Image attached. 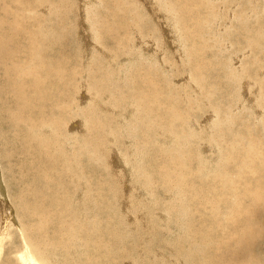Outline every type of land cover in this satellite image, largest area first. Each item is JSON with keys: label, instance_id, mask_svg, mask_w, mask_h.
Returning <instances> with one entry per match:
<instances>
[{"label": "rangeland", "instance_id": "obj_1", "mask_svg": "<svg viewBox=\"0 0 264 264\" xmlns=\"http://www.w3.org/2000/svg\"><path fill=\"white\" fill-rule=\"evenodd\" d=\"M26 0H23V3ZM28 3L34 0H27ZM43 1V0H42ZM104 0H44V3L42 6H40L39 8V13H45V14H49L47 18H50V10H53L54 8H56L57 10H59L63 15H64V26L66 27V29L68 30V34L66 35V33L63 32V41H64V47L68 46L70 47L71 51L75 53V59H72V61L70 62V70H68L67 74H66V79L68 80V84L70 87V90L72 91V98L68 99V97L65 100H61L62 97V87L60 86L59 88L56 87L53 89L52 94L48 97L47 102L43 99L41 101L37 100L35 98H30L31 102L29 103L28 107H25L23 109V116L22 118H24L26 121H24V119H20L21 122L19 121V117L17 116V120L20 122L21 127L18 128L19 126H15L14 125V120H12V114L19 109V107L22 106V104H19V102L13 100V97L15 96L13 93H11V89L12 88V81H10L8 79V76L10 74V78L11 80L14 78V74H18L19 72V79H24L26 82L30 83V79L28 77L29 74H37L38 73V67L35 66H39L40 63L37 61L38 59V55H40V52L38 53L39 49H42L43 45H40L38 49H34L32 52L29 51L25 46L23 45H18L16 47V45H11L8 48V51L10 53H14L16 54L17 52V56L19 57L18 63H15L16 61V55H15V59L12 60V65L11 64V59H7L6 63L5 61L0 60L1 62H3L2 64H4V66L6 65L5 69L1 62V66H0V76H1V80H0V264H25V262L27 264H126V262L133 264V262H137L141 259V257L145 256L144 258L141 259V261H139L138 263L135 262V264H220L222 262V258H226V262L224 261L223 264H228L230 262V264H264L263 258H264V251H262L264 249V241L260 238V237H264V120L262 116H264V21H262V19L264 20V0H115L117 3L113 4V1L111 0L109 4L106 5H111V7L106 8L105 4H102ZM122 1V3H124V5L126 6V8L129 9H125L122 10L123 11V15H121L120 17L117 16L116 12H115V7L117 8V6L120 4V2ZM174 2L177 3L178 5H180L181 7L179 8L177 5L175 6L174 4L172 6H169L168 2ZM216 1V2H215ZM238 1V2H237ZM250 1V2H249ZM77 2V4H76ZM98 2V3H97ZM139 2V3H138ZM165 2V3H164ZM211 2V3H210ZM61 3V4H60ZM138 3V4H137ZM163 3V4H162ZM83 4V5H82ZM131 4V5H130ZM186 4V5H184ZM229 4V5H228ZM48 8H46L47 6ZM54 5V6H53ZM58 5V6H57ZM60 5V6H59ZM79 5V6H78ZM129 5V6H128ZM139 5V6H138ZM142 5V6H141ZM162 5V6H161ZM164 5V6H163ZM193 7H192V6ZM197 5V6H196ZM72 6H74L73 8H71ZM78 6V7H77ZM114 6V7H113ZM134 6V7H133ZM144 6V7H143ZM166 6V7H165ZM169 6V7H168ZM44 7V8H43ZM51 7V8H50ZM75 7H77V9L75 10ZM86 7V8H85ZM104 7V8H103ZM137 7V8H136ZM142 7V8H140ZM164 7V8H163ZM168 7V8H167ZM192 7V8H190ZM42 8V9H41ZM70 8V9H69ZM111 8V10H110ZM166 8V9H165ZM190 8V9H189ZM197 8V9H196ZM221 8V9H220ZM50 9V10H49ZM61 9V10H60ZM64 9V10H63ZM74 9V10H73ZM87 9V10H86ZM193 9V10H192ZM229 9V10H228ZM110 10V13H108ZM183 10V11H182ZM192 10V12H191ZM252 10V11H251ZM42 11V12H41ZM71 11V12H70ZM96 11V12H95ZM168 11V12H167ZM172 12V14L169 13ZM185 11V12H184ZM202 11V12H200ZM223 11V12H222ZM69 12V13H68ZM80 12V13H79ZM115 12V13H114ZM236 12V13H235ZM85 13V14H84ZM153 13V14H151ZM246 13V14H245ZM80 14V15H79ZM146 14V15H144ZM163 14V15H162ZM195 18H194V16ZM93 15V16H92ZM105 15V16H104ZM107 15V16H106ZM145 18H143L144 16ZM149 15V16H148ZM158 15V16H157ZM190 15V16H189ZM95 16V18H94ZM165 16V17H164ZM189 16V17H188ZM193 16V17H191ZM197 16V17H196ZM204 16V17H203ZM68 17V18H67ZM84 17V19H83ZM151 17V18H150ZM199 17V18H198ZM201 17V18H200ZM175 18V19H174ZM193 18V19H192ZM261 18V20H260ZM45 19V20H46ZM80 19V20H79ZM86 19V20H85ZM120 19V21L115 22V20ZM143 19V20H141ZM203 19V20H202ZM205 19V20H204ZM108 20V24H106V21ZM153 20V21H151ZM177 20V21H176ZM189 20V21H188ZM195 20V21H194ZM130 21V22H129ZM176 21V22H175ZM196 21H199L198 23ZM205 21V22H204ZM208 21V23L206 22ZM210 21V22H209ZM215 21V22H214ZM98 24H97V23ZM131 22H138L139 24V28L141 29V31H143L142 33L137 32V36L140 35L139 37H132L131 39L132 41L128 43V39H125L123 42V46L121 48H117L115 46V41L118 40H122L124 38V34H126L127 30H131ZM192 22H196V23H192ZM202 22V23H201ZM254 24H253V23ZM263 25H262V23ZM152 23V24H151ZM169 23V24H168ZM182 23V24H181ZM190 23V25H189ZM240 23V24H239ZM38 24V22H37ZM53 24V22H52ZM86 24V26H84ZM154 24V25H153ZM187 24V25H186ZM200 26H199V25ZM204 26H202V25ZM233 24V25H232ZM257 24V25H256ZM88 25V26H87ZM96 25V27H95ZM105 25V26H104ZM156 25V26H155ZM192 25V26H191ZM197 25V27H196ZM213 25V26H212ZM82 26V27H81ZM116 26V27H115ZM121 26V27H120ZM128 26V27H127ZM150 26V27H149ZM161 26V27H160ZM172 26V27H171ZM183 26V27H182ZM189 26V27H188ZM194 26V27H193ZM236 26V27H235ZM93 27V28H92ZM146 30H145V28ZM170 27V28H169ZM199 27V28H198ZM240 27V28H238ZM255 27V28H254ZM257 27V28H256ZM261 27V28H260ZM121 28V29H120ZM157 28V29H156ZM162 28V29H161ZM186 28L188 29L186 32ZM201 28V29H200ZM207 28V29H205ZM216 28V29H215ZM249 28V29H248ZM85 29V30H83ZM139 29V30H140ZM190 29V31H189ZM241 29V30H240ZM254 29V30H253ZM82 30V31H81ZM97 30V31H96ZM116 30V31H115ZM184 30V31H183ZM193 32H192V31ZM196 30V31H195ZM244 30V31H243ZM253 30V33H252ZM164 31V32H163ZM169 31V32H168ZM215 31V33H214ZM242 31V32H241ZM250 31V33H249ZM255 31V32H254ZM122 32V33H121ZM125 32V33H124ZM83 33V34H82ZM115 33V34H114ZM145 33V35H144ZM156 33V34H155ZM164 33V34H163ZM191 33V34H190ZM195 33V34H194ZM243 36H241V34ZM244 33V34H243ZM197 34V35H196ZM260 34V35H259ZM66 35V36H65ZM73 35V36H72ZM97 35V36H96ZM114 35V36H113ZM119 37H118V36ZM192 35V37H191ZM196 35V36H195ZM222 35V36H221ZM250 35V36H249ZM87 36V37H86ZM106 36V37H105ZM110 36V37H109ZM118 38H117V37ZM123 36V37H122ZM174 36V38H173ZM69 37V38H68ZM109 37V38H107ZM144 37V38H143ZM242 37V41L241 40ZM72 38V39H71ZM91 38V39H90ZM99 38V39H98ZM111 38V39H110ZM215 38V39H214ZM235 38V40L233 39ZM260 38V39H259ZM79 39H81L80 41H78ZM108 39V42H107ZM117 39V40H116ZM192 39V40H191ZM220 39V40H219ZM230 39V40H229ZM241 40V41H237V40ZM254 39V40H253ZM257 39V41L255 40ZM191 40V41H190ZM212 40V41H211ZM252 42H249V41ZM89 41V42H88ZM146 41V42H145ZM227 41L229 42L227 44ZM236 41V42H235ZM248 41V42H247ZM99 42V43H98ZM143 44H142V43ZM183 42V43H182ZM259 42V43H258ZM132 43V45H131ZM136 43V44H135ZM138 43V44H137ZM253 43V44H252ZM257 43V44H255ZM129 44V45H128ZM135 44V49L133 47V45ZM154 44V45H153ZM191 44V45H190ZM193 44L195 46H193ZM227 44V45H226ZM230 44V45H229ZM108 45V47H107ZM140 45V46H139ZM148 45V46H147ZM152 45V46H151ZM198 45V46H196ZM241 45V46H240ZM248 45V46H247ZM104 46V49H103ZM129 46V47H128ZM229 46V47H228ZM233 46V48L231 49V47ZM16 47V48H15ZM127 47V48H126ZM132 47V48H131ZM141 47V48H140ZM145 47V48H144ZM188 47V48H187ZM192 47V48H191ZM196 47V48H195ZM201 47V48H198ZM253 49L252 52L249 51L251 50V48ZM14 50H12V49ZM94 48V49H93ZM123 48V49H122ZM148 48V49H147ZM228 48V49H227ZM248 48V49H247ZM17 49V50H16ZM84 49V50H83ZM86 49V50H85ZM102 49V50H101ZM119 49V50H118ZM126 49V50H125ZM136 49H138L136 51ZM199 49H203L202 51ZM23 50V51H22ZM44 50V55L45 58L47 56H49V58L52 57V55L57 56L56 54L58 53V50L56 48H52L50 45L48 46V49H45V46L43 48ZM125 50V51H122ZM142 50V51H141ZM144 50V51H143ZM194 50V51H193ZM199 50V51H198ZM229 50V51H228ZM13 51V52H12ZM21 51V52H20ZM26 51V52H25ZM101 51L103 52H107L108 54H111V51L113 53V57L115 59V56L118 58V56L123 57V62L122 61H118L117 63H115V65L119 67L120 72H115L117 70H115L117 67L113 68L111 66H109L108 63L105 62V57H103L101 53ZM122 51V52H121ZM128 51L130 54L126 53V56H124V52ZM150 51V53H149ZM182 51V53H181ZM222 51V53H220ZM260 51V52H259ZM7 52V53H9ZM65 52V51H64ZM100 52V53H98ZM121 52V53H120ZM196 53V55L194 53ZM199 52V53H198ZM204 52V53H203ZM258 52V53H257ZM9 53V54H10ZM19 53V54H18ZM48 53V54H47ZM84 53V54H83ZM87 53V54H86ZM93 53V54H92ZM143 53V54H142ZM202 53V55H201ZM217 53V54H216ZM97 54V55H96ZM120 54V55H119ZM138 54V55H137ZM157 54V55H156ZM198 54V55H197ZM205 54V55H204ZM224 54V55H223ZM256 54V55H255ZM89 57H88V56ZM95 55V56H94ZM115 55V56H114ZM155 57H154V56ZM192 55V56H191ZM208 55V57H207ZM29 56V59H27ZM132 60V57H134ZM136 56H138L136 58ZM141 58H140V57ZM150 56V57H149ZM153 56V58H152ZM159 56V57H158ZM197 56V57H196ZM205 56V58H204ZM94 61L93 60V58ZM145 57H149L148 59ZM196 57V59L194 58ZM203 57V58H202ZM221 59H220V58ZM225 57V58H224ZM232 57V58H231ZM258 57V58H257ZM34 58V59H33ZM87 58V59H86ZM96 58V59H95ZM100 58V59H98ZM130 58V59H129ZM145 58V59H144ZM158 59L159 62L163 63H159L156 62L155 63V59ZM163 58V59H162ZM189 58V59H188ZM208 58V60H207ZM236 58V59H235ZM87 61H86V60ZM89 59V60H88ZM102 59V60H101ZM137 59H139L141 62H139ZM151 59V60H149ZM155 61H154V60ZM162 59V60H161ZM206 59V60H205ZM218 59V60H216ZM9 60V61H8ZM39 60V59H38ZM92 60V61H90ZM129 60V61H128ZM137 60V61H135ZM143 60V61H142ZM144 60H147V62H145ZM153 60V61H152ZM196 60V61H195ZM205 63L201 61H204ZM210 60V61H209ZM244 60V61H243ZM25 61V62H24ZM29 61V63H28ZM36 61V62H35ZM94 61V62H93ZM102 61V62H101ZM216 61V62H215ZM223 63H221V62ZM247 63H246V62ZM10 62V63H9ZM34 62V63H33ZM73 62V63H72ZM88 62H93L94 64ZM130 62V63H129ZM132 62V63H131ZM137 62V63H136ZM149 62V63H148ZM201 64H199V63ZM253 62V64H252ZM256 62V64L254 63ZM6 63V64H5ZM22 63V64H21ZM32 63V64H30ZM37 63V65H35ZM125 63V64H123ZM136 63V64H135ZM154 65H153V64ZM159 63V64H158ZM215 63V64H214ZM229 63V64H228ZM9 64V65H8ZM15 64H17L14 66ZM20 66H19V65ZM28 64V65H27ZM88 64V66H87ZM101 64V65H100ZM128 66H127V65ZM131 64H134L131 65ZM145 64V65H144ZM157 64V65H156ZM169 64V65H168ZM205 64V65H204ZM218 64V65H217ZM224 64V65H223ZM255 64V66H254ZM26 65V66H25ZM31 65V66H30ZM87 68H89L87 70ZM105 65V66H104ZM156 65V66H155ZM197 65V66H196ZM204 65V67H203ZM222 65V67H221ZM247 65V66H246ZM250 67H249V66ZM19 66V67H18ZM25 66V67H24ZM122 66V67H120ZM145 66H147L145 68ZM155 66V67H154ZM163 66V67H162ZM167 66V67H166ZM209 66V67H208ZM226 66V67H225ZM235 66V67H234ZM253 66V67H252ZM260 66V67H258ZM11 69V71L13 70L14 73L9 72V68ZM16 67V71L18 68V71L15 73V68ZM20 67H24V68H20ZM28 67V68H26ZM31 67H33L31 69ZM61 65L55 66L54 67H50L48 70V76H45L42 78V81H49L50 84H55L56 82H54L55 80L53 78H56L54 76H52L53 73L59 71L61 68ZM96 67V68H94ZM129 67V70H128ZM159 67V68H158ZM196 67V68H194ZM201 67H203L201 69ZM229 67V68H228ZM244 67L243 69H246V71H242L240 72L236 77V79L233 77V75H237V68H241ZM247 67V68H246ZM14 68V69H13ZM20 68V69H19ZM35 68V70H33ZM76 68V69H75ZM93 68V70L96 71V73L90 72L91 69ZM113 68V69H112ZM163 68V69H162ZM172 68V69H170ZM200 68V69H199ZM210 68V69H209ZM217 68V69H216ZM228 68V70H226ZM236 68V69H234ZM257 68V69H256ZM23 69V70H22ZM26 69V70H24ZM28 69V70H27ZM51 69V70H50ZM53 69V71H52ZM56 69V71H55ZM88 71L86 72L85 71ZM118 69V68H117ZM122 69L124 71V73L122 72ZM126 69V70H125ZM151 70L154 74L150 73ZM153 69V70H152ZM234 69V70H232ZM256 69V70H255ZM6 70V71H5ZM20 70V71H19ZM22 70V71H21ZM30 70V71H29ZM32 70V71H31ZM73 70H78L81 71L83 73V76L80 75V81H79V87L78 84H75V77H74V72ZM101 70V71H100ZM110 70V71H109ZM112 70V71H111ZM137 70V71H136ZM145 70V72H144ZM147 70V71H146ZM159 70V71H158ZM168 70V71H166ZM205 70V71H204ZM217 70V71H216ZM219 70V71H218ZM231 70V71H230ZM260 70L262 72V74L260 73ZM2 71V73H1ZM33 71H35L33 73ZM52 71V72H51ZM72 71V72H71ZM190 71V73H188ZM204 73H203V72ZM211 71V72H210ZM224 71V72H223ZM230 71V72H229ZM233 71V72H232ZM5 72V73H4ZM25 72H28L27 74ZM70 72V73H69ZM126 72V73H125ZM142 74H141V73ZM198 72V73H197ZM207 72V73H206ZM236 72V73H235ZM250 72V74H249ZM253 72V73H252ZM256 72V75L254 74ZM7 73V74H6ZM12 73V74H11ZM128 73V74H127ZM139 73V74H138ZM157 75H156V74ZM160 73V74H159ZM206 73V75L204 76V74ZM212 73V74H211ZM230 73V74H229ZM233 75H232V74ZM244 73V74H243ZM248 73V75H247ZM259 75H258V74ZM5 74V75H4ZM22 77H21V75ZM81 74V73H80ZM87 76H86V75ZM118 74V75H117ZM123 74L124 76L122 77ZM129 74H132L129 76ZM148 74V75H147ZM159 74V76H158ZM228 74V75H227ZM254 74V75H253ZM8 75V76H7ZM12 75V77H11ZM24 75V76H23ZM27 75V77H26ZM116 75V76H115ZM144 75V76H143ZM195 75V76H194ZM204 77H203V76ZM212 75V76H211ZM231 75V77H230ZM242 75V76H241ZM251 75V77H250ZM261 78H259L258 76ZM5 76V77H4ZM7 76V78H6ZM30 76V75H29ZM71 76V77H70ZM89 76V77H88ZM94 76V77H93ZM96 76V77H95ZM126 76H127V80H126ZM136 76V77H135ZM142 76V77H141ZM147 76V79H146ZM150 76V77H149ZM152 76L154 78H152ZM244 76V78L242 79V77ZM248 76V78H246ZM68 77H70L71 79H69ZM88 77V78H87ZM99 77V78H98ZM102 77H105L104 80L101 81V83L99 82V79H101ZM122 77V78H121ZM132 77V79L130 78ZM138 77V78H137ZM144 77V79H143ZM150 79H149V78ZM230 77V80H229ZM257 77V78H256ZM263 77V78H262ZM5 80H4V79ZM51 78V80H49ZM87 78V79H86ZM96 78V79H95ZM120 78V79H119ZM124 78V79H123ZM161 78V81H160ZM203 78V79H201ZM219 78V79H218ZM237 78H241V79H237ZM48 79V80H47ZM53 79V80H52ZM87 80V83L84 82ZM143 81H142V80ZM156 79V80H153ZM164 79V80H163ZM206 79V80H205ZM3 80V81H2ZM73 80V81H72ZM118 80V81H117ZM131 80V81H130ZM147 80V81H146ZM150 80V81H149ZM153 80V81H152ZM159 80V81H158ZM207 82H205V81ZM230 82V83H228ZM235 80H237L235 82ZM245 81V82H242ZM254 80V82H253ZM260 80V81H259ZM8 81L10 83H8ZM83 81V82H82ZM127 81V82H126ZM130 81V82H129ZM134 81V82H133ZM199 81L201 83H199ZM203 81V82H202ZM248 81V82H247ZM252 81V82H251ZM259 81V84H258ZM133 82V83H132ZM153 84H152V83ZM5 83V84H4ZM12 83V84H11ZM84 83V85H83ZM96 83V84H95ZM107 83V85H106ZM114 83V84H113ZM141 83V84H139ZM146 85H145V84ZM149 83V84H148ZM156 83V84H154ZM160 83V84H159ZM163 83V85H161ZM207 83V87L206 86ZM232 83V84H231ZM11 84V85H10ZM75 84V85H74ZM86 84V85H85ZM88 84V85H87ZM111 84V85H110ZM116 84H118L116 86ZM144 84V85H142ZM196 84V85H195ZM200 88H199V85ZM204 84V85H203ZM217 84V85H216ZM7 85V86H5ZM104 85H106L105 87H103ZM121 85V86H120ZM132 85V86H131ZM135 85V86H134ZM157 85L156 88H154ZM161 85V86H160ZM223 85V86H222ZM225 85V86H224ZM233 85V87H232ZM237 85V86H236ZM246 85V87L244 86ZM87 86V88H86ZM116 86V87H115ZM151 86L158 91L157 95L156 94V98L158 97L160 99V101L158 100H154V104L153 106H148V105H141V100L145 99L148 103H150V99H152V88ZM159 86V87H158ZM195 86V87H194ZM237 88H236V87ZM3 87V88H2ZM5 87H7L5 89ZM9 87V89H8ZM99 87H103L101 90H99ZM141 87V88H140ZM144 87V88H142ZM158 87V88H157ZM162 87V88H161ZM193 87V88H192ZM204 87V88H203ZM237 89V91L234 89ZM253 87V88H252ZM256 87V90H255ZM260 87V88H257ZM24 88V87H23ZM72 88V89H71ZM79 88V89H78ZM106 88H108L106 90ZM139 88V89H138ZM161 88V89H160ZM207 88V89H206ZM216 88V90H215ZM221 88V89H220ZM225 88V89H224ZM251 88V89H250ZM4 91H3V90ZM104 89V91H103ZM110 89V90H109ZM128 89V90H127ZM131 89V90H130ZM136 89V90H135ZM146 90L145 92L142 93V90ZM195 89V90H194ZM200 89V90H199ZM213 89V90H212ZM224 89V90H223ZM244 89V92H243ZM254 89V90H253ZM61 90V91H60ZM92 90V91H91ZM112 90V91H111ZM114 90V91H113ZM135 90V91H134ZM140 90V91H139ZM202 90V92H201ZM212 90V91H211ZM258 90V91H257ZM8 91V92H7ZM97 91V92H96ZM131 91V92H130ZM133 91V92H132ZM154 91H153V95H154ZM204 91V93H203ZM206 91V93H205ZM213 91L215 93H213ZM236 91V92H235ZM247 91V92H246ZM110 92V95L109 93ZM112 92H114L113 94H117L114 95L111 94ZM127 92V93H126ZM139 93V96L138 95ZM184 92V93H183ZM202 94H199V93ZM211 92V93H210ZM3 93V94H2ZM10 95H9V94ZM105 93L108 94L106 95V97L110 96L111 98H106L105 97ZM166 93V94H165ZM192 93V94H191ZM227 95H225V94ZM248 95H246V94ZM5 94V95H4ZM84 94V95H83ZM97 94V95H96ZM118 94H122V95H118ZM124 94V95H123ZM126 94H128L126 96ZM129 94H131V96H129ZM133 94V95H132ZM178 94V95H177ZM203 94H205L203 96ZM212 94V95H211ZM216 94V95H214ZM221 94V95H220ZM259 94V95H258ZM9 95V96H8ZM82 95V96H81ZM136 95V96H135ZM141 95V96H140ZM164 95V97H163ZM170 95V96H169ZM192 95V96H191ZM198 95H202L201 97H198ZM211 95V96H210ZM3 96V97H2ZM33 95H30V93L28 94V97H31ZM103 96V97H102ZM124 96V97H123ZM130 98H129V97ZM150 96V97H149ZM152 96V97H151ZM173 96V97H172ZM178 96V98H177ZM197 96V98H196ZM209 96V97H208ZM213 96V97H212ZM223 96V97H221ZM8 97V98H7ZM51 97V98H50ZM78 97V98H77ZM80 97V98H79ZM113 97V98H112ZM128 97V98H125ZM134 97V98H133ZM167 99H166V98ZM181 99H180V98ZM187 97V99H186ZM194 98L193 103L192 100L189 99ZM192 97V98H191ZM208 97V98H206ZM76 98V99H75ZM86 98V99H85ZM88 98V99H87ZM95 98V99H94ZM117 98V100L119 101H114ZM164 98V99H163ZM178 100H177V99ZM203 98V100H202ZM205 98V99H204ZM211 98V99H210ZM226 98V99H225ZM258 98V100H257ZM262 98V99H260ZM84 99V100H83ZM122 99V100H121ZM127 99L130 101L131 103V99L132 100V104L133 106H130L132 109L134 108L135 111H137L138 114H134L132 109L129 108V101L125 100ZM170 102H169V100ZM173 99V100H171ZM186 99V100H185ZM197 99V100H196ZM208 99V100H207ZM214 100V104L213 101ZM228 99V100H227ZM233 99V100H232ZM246 99V101H245ZM260 99V100H259ZM13 100V102H12ZM29 100V101H30ZM88 100V101H87ZM109 100V101H108ZM136 100V101H135ZM140 100V101H139ZM167 102H166V101ZM180 100L182 102H180ZM222 101V103H220L219 101ZM250 102H249V101ZM262 100V101H261ZM5 101V103H3ZM86 101V103L84 102ZM104 101V102H103ZM127 101V102H126ZM133 101L139 106L137 107V105L135 103H133ZM173 101V102H172ZM179 101V102H178ZM191 101V102H190ZM199 101V102H198ZM202 101V102H200ZM210 101V103H209ZM224 101H226L224 103ZM243 101V105L246 107L244 109V106L242 105ZM33 102V103H32ZM51 102V103H50ZM56 102V103H55ZM63 104V108L66 107L65 104L68 105V109L66 111V113L64 114L65 117H63V119H61V113H58V111H54V108L56 107V104ZM84 102V103H83ZM90 102V103H89ZM123 102V103H120ZM126 102V103H124ZM158 102V103H157ZM160 102V103H159ZM165 102V103H163ZM219 102V104H218ZM249 102V103H248ZM8 103V104H7ZM18 103V104H17ZM42 103V104H41ZM47 104V108L45 106V104ZM53 103V104H52ZM73 103V104H72ZM91 103H93L91 105ZM101 103V104H100ZM117 103L120 104V106L117 105ZM156 103V104H155ZM169 103V105H168ZM173 103V104H172ZM176 103V104H174ZM181 103V104H180ZM192 103V106H191ZM203 105V107L200 105ZM205 103V104H204ZM212 103V105H211ZM229 103V104H228ZM245 103H248L245 104ZM253 103V104H252ZM256 103V104H255ZM259 105H258V104ZM261 103V104H260ZM41 104V105H40ZM50 104V105H49ZM76 104V105H75ZM103 104V106H101ZM125 104V105H124ZM135 104V105H134ZM184 104V106H183ZM186 104V105H185ZM189 104V106H188ZM221 104V105H220ZM235 104V105H234ZM251 104V105H250ZM6 105V106H5ZM8 105V106H7ZM123 105V106H122ZM157 105V106H156ZM162 105V106H160ZM177 107V109L175 108V106ZM183 107H182V106ZM195 105V106H193ZM199 105V106H198ZM210 105V106H209ZM223 106L222 108L219 106ZM231 105V106H230ZM241 105V106H240ZM258 105V106H257ZM9 106L11 108H9ZM19 106V107H18ZM33 106V107H32ZM51 106H55L51 111H50V107ZM87 106V107H86ZM106 106V107H105ZM108 106V108H107ZM113 106V107H111ZM117 106V107H115ZM128 106V107H126ZM145 106L144 108L141 107ZM151 107L150 109L148 107ZM160 106V107H159ZM173 106V107H172ZM188 106V107H187ZM197 106L201 109L198 110ZM213 106V107H212ZM227 106V107H226ZM229 106V108H228ZM232 106H235L234 108ZM249 109H247L248 107ZM256 106V107H255ZM103 109H101V108ZM105 107V108H104ZM123 107H125V109L123 110ZM155 107H157V109H155ZM186 107V109H185ZM205 107V108H204ZM208 107H211L208 108ZM215 107V108H214ZM240 107V108H239ZM243 107V109H242ZM251 107V108H250ZM18 108V109H17ZM29 108V110H28ZM31 108V109H30ZM73 108V109H72ZM118 108H121L120 110ZM136 108H139L136 110ZM154 108V109H153ZM175 108V109H172ZM182 111H179V109ZM191 108V109H190ZM197 108V109H195ZM217 110L216 113L213 110ZM225 108V110H223ZM233 108V109H232ZM8 109V110H7ZM35 109V111H34ZM40 109V110H39ZM46 109V110H45ZM94 109V110H93ZM106 109L109 111L106 112ZM114 110V111H111ZM131 111H129V110ZM209 109V110H208ZM229 109V110H228ZM254 109V111L252 110ZM27 110V111H26ZM38 110V111H37ZM80 110V111H79ZM89 110V111H88ZM118 110V112H116ZM123 110V111H122ZM128 110V111H127ZM153 110V111H152ZM164 110V111H163ZM171 113H167L170 112ZM185 110H186V115H185ZM188 110V111H187ZM197 110V111H196ZM218 110H220L218 112ZM239 110V112H238ZM242 112H241V111ZM245 110V111H244ZM251 110V111H250ZM30 111V112H29ZM43 113H42V112ZM46 111V112H45ZM76 111V112H74ZM89 113H88V112ZM96 111V112H95ZM144 111V112H142ZM161 111V112H159ZM190 111V112H189ZM198 111H200L198 113ZM202 111V112H201ZM225 112V116H224V112ZM234 111V112H233ZM249 113H248V112ZM256 111V112H255ZM88 114H87V113ZM105 112V113H103ZM112 112V113H111ZM120 112V113H119ZM121 115H117L115 113H123ZM181 112V113H180ZM184 112V113H183ZM188 112V114H187ZM195 112V113H194ZM214 112V113H213ZM254 112V113H253ZM68 113L70 115H68ZM86 114V115H83ZM94 117H93V115ZM110 113V114H109ZM132 113V114H130ZM165 113V115H164ZM178 113V115H177ZM215 115H213V114ZM219 113V114H217ZM233 113V114H231ZM235 113V114H234ZM241 113V114H240ZM247 113V114H245ZM255 115H253V114ZM257 113V114H256ZM28 114V115H27ZM31 114V115H30ZM38 114V115H37ZM48 114V115H47ZM57 114V115H56ZM75 114V115H72ZM96 114V115H95ZM103 114V115H102ZM108 114V115H106ZM113 114V115H111ZM127 114V115H126ZM156 114V116H155ZM184 114V115H183ZM197 116H196V115ZM213 115V116H210ZM217 114V115H216ZM222 114V115H221ZM226 114H230L229 116L231 117L233 124L230 125V123H232L231 120H229L230 117H228V121H227V116ZM243 114V115H242ZM41 115V116H40ZM46 115V116H45ZM78 115V116H77ZM100 117H99V116ZM106 115V116H105ZM131 115L135 118H132ZM139 115V116H138ZM146 115L148 116L146 118ZM158 115V116H157ZM176 115V116H175ZM181 115V116H180ZM189 115V116H188ZM235 115V116H233ZM246 115V117H245ZM253 115V116H252ZM262 115V116H261ZM32 116V117H31ZM40 116V117H39ZM58 118H57V117ZM69 118H68V117ZM72 116V117H71ZM82 116H85L82 117ZM96 116V117H95ZM132 118H130V117ZM167 116V117H166ZM170 116V117H168ZM217 117V121H216V117ZM241 116H244L241 117ZM258 116V117H257ZM44 117V118H43ZM79 117V118H78ZM104 117V118H102ZM119 117V118H118ZM122 117L124 120H122ZM125 117V118H124ZM164 117V118H163ZM190 118L189 119H187ZM193 117V118H192ZM199 117V118H198ZM207 117H211V118H207ZM225 120H223L222 119ZM233 117H235V120L233 119ZM240 117V118H239ZM252 117V119H251ZM259 117H262V119L260 120ZM28 118V119H26ZM32 118V119H31ZM66 118V119H65ZM92 118V121H91ZM130 118V120H129ZM158 118V119H157ZM170 118V119H169ZM176 118V119H175ZM196 118V119H195ZM213 118V121H212ZM218 118H220V120H218ZM243 118V119H241ZM256 118V119H255ZM4 119V121H3ZM35 119V120H34ZM39 119V120H38ZM42 121H41V120ZM60 119V120H58ZM70 119V120H68ZM90 119V120H88ZM105 119V120H102ZM118 119V120H117ZM121 119V120H120ZM128 119V120H127ZM135 119V121H134ZM166 122H165V120ZM246 119V120H245ZM9 120V122H8ZM34 120V121H33ZM47 120V121H46ZM55 120L57 122H55ZM62 120V121H61ZM88 120V121H86ZM98 120V121H97ZM134 122H133V121ZM151 120V121H150ZM158 120V121H157ZM170 120V121H168ZM198 120V122H197ZM208 120V121H207ZM211 120L212 122L210 123ZM215 120V122H214ZM223 120V121H222ZM238 120V121H237ZM262 121L263 123H261L260 121ZM12 121V123H11ZM23 121V122H22ZM30 121V122H29ZM37 121V122H36ZM39 121V122H38ZM44 121V124H43ZM61 121V122H59ZM70 121V122H69ZM75 121V122H74ZM105 121V124H103V122ZM119 121V122H118ZM120 121H123L120 123ZM164 121L165 123L161 122ZM231 121V122H230ZM241 121V122H240ZM245 121V122H243ZM26 122V123H24ZM29 124L32 122H34V124ZM72 122V123H71ZM108 122V123H107ZM150 125H149V123ZM160 122V124H159ZM186 122V123H185ZM201 122V123H199ZM206 122H208L206 124ZM219 122V123H217ZM224 122V123H223ZM225 125V124H228ZM239 122V123H238ZM247 122L249 124H247ZM251 122V123H250ZM255 122V123H253ZM10 123V124H9ZM18 123V122H16ZM15 123V124H16ZM42 123V124H40ZM56 123V124H55ZM60 123V124H59ZM90 123L89 125H91V127H89V125L87 126V124ZM102 123V124H101ZM123 123V124H122ZM139 123V125H138ZM158 123V124H157ZM163 123V124H162ZM170 123V124H169ZM173 123V124H172ZM197 123V124H196ZM212 124V126H210V124ZM216 123V126L215 124ZM237 123V124H236ZM243 125H242V124ZM53 124V126L51 125V129H50V125ZM55 124V125H54ZM82 124V125H81ZM93 124V126H92ZM95 124V126H94ZM110 124V125H109ZM125 124V125H124ZM127 124V125H126ZM148 124V125H147ZM165 124V125H164ZM182 124V125H181ZM185 124V125H184ZM187 124V125H186ZM191 124H193V126H191ZM205 124V125H204ZM239 124V125H238ZM245 124V126H244ZM259 124H263L262 126ZM12 125V126H11ZM23 125V126H22ZM25 125V126H24ZM42 130L44 129V131L42 130H38L36 127H38ZM44 127H43V126ZM48 127H47V126ZM59 125V126H58ZM62 125V126H61ZM65 125V126H64ZM66 125H70L69 127ZM98 125V126H97ZM145 125V128H143ZM147 125V126H146ZM153 125V126H152ZM162 125V126H161ZM176 125V126H175ZM196 125V126H194ZM202 125V127H201ZM209 125V127H208ZM214 125V126H213ZM228 128V130H226L225 126ZM247 125V126H246ZM254 125V126H251ZM256 125V126H255ZM8 126V127H7ZM11 126V127H10ZM42 126V127H41ZM56 126H58L57 128H55ZM65 128H64V127ZM77 126V127H76ZM103 126V127H102ZM109 126V127H107ZM130 126V127H129ZM133 126V127H132ZM137 126V127H136ZM157 126V128H156ZM200 126L199 128H201V130L199 128H196ZM204 126V127H203ZM243 126V127H242ZM250 126L251 129L248 127ZM261 126V127H260ZM14 129H13V128ZM32 127V128H31ZM34 127V128H33ZM88 127V128H87ZM97 127V128H96ZM142 127V128H141ZM150 127V128H148ZM164 127V128H163ZM167 127V128H166ZM183 131H182V129ZM213 127L215 128L213 130V128L210 130V128ZM224 127V128H223ZM238 127V128H237ZM242 127V128H240ZM256 127L258 129H256ZM55 128V130L53 129ZM63 128V129H62ZM96 128V129H94ZM108 128V130H107ZM122 128H124L122 130ZM136 128V129H135ZM138 128V129H137ZM169 128V129H168ZM173 128V129H172ZM186 128V129H184ZM190 128V129H189ZM196 130L193 131V134L191 133L192 129ZM202 128H208L207 131H205L206 129H202ZM220 128V129H219ZM232 128V129H231ZM246 128V129H245ZM16 129V131H15ZM19 129L21 130L19 133ZM25 129V130H24ZM29 129V130H28ZM33 129V130H32ZM62 129V130H61ZM80 129V130H79ZM91 130L94 131H87V130ZM112 131H109V130ZM115 129V130H114ZM131 129V130H130ZM143 131H142V130ZM159 131H157V130ZM198 129V130H197ZM224 129V130H223ZM236 129H238V131L236 132ZM245 129V130H244ZM260 129L262 131V133L260 132ZM263 129V130H262ZM24 132H23V131ZM32 130V131H31ZM47 130V131H46ZM49 130H53L51 131L54 132L52 133V135H49ZM77 130V131H76ZM190 131V134H188L190 137L189 141H188V135H187V131ZM213 130V131H212ZM231 130V132H230ZM240 130V132H239ZM248 131V133L246 134L244 131ZM59 131V132H58ZM98 131V132H97ZM104 133H103V132ZM132 131V132H131ZM146 131V133L144 132ZM209 131V132H208ZM229 132V136H226V134H223L225 132ZM243 131V132H242ZM251 131L253 133H251ZM16 132V134H14ZM35 132V133H34ZM46 132V134H45ZM56 132V133H55ZM87 132V133H86ZM96 132V134L94 133ZM112 134H110V133ZM122 132H126L128 133V135H124L126 133H122ZM150 132V133H148ZM162 132V133H161ZM164 132V133H163ZM177 133L176 135H174L173 133ZM199 132V133H197ZM206 134V135H204ZM213 132H214V136H213ZM221 134L219 135L218 133ZM223 132V133H222ZM227 132V134H228ZM234 132V133H233ZM236 132V134H235ZM239 132V134H238ZM5 133V134H4ZM14 135H13V134ZM29 133V134H28ZM34 133V134H33ZM73 133V134H72ZM83 133V134H81ZM86 133V134H85ZM119 133V134H117ZM131 133H133L132 135H130ZM137 133V134H136ZM148 133V134H147ZM167 133V134H166ZM173 134L171 136V134ZM189 133V132H188ZM196 133V134H195ZM210 133V134H209ZM243 133V135H242ZM4 134V135H3ZM19 134V136H18ZM41 134H42V140H41ZM44 134V135H43ZM71 134V135H70ZM101 134V135H100ZM114 134V135H113ZM147 134V136H146ZM171 139H173V141L169 140L170 136ZM234 136L231 138L232 135ZM257 137L255 136H258ZM8 135V136H7ZM16 135V136H15ZM29 135V136H27ZM35 135V136H34ZM49 135V136H48ZM54 135V136H53ZM57 135V136H56ZM59 135V136H58ZM64 139L63 138V136ZM88 135V136H87ZM91 135V136H89ZM93 135V136H92ZM95 135V137H94ZM108 135V138H107ZM119 135V138H118ZM164 135V136H163ZM168 135V136H167ZM203 135L205 138H203ZM209 135V138H208ZM225 137V140L227 138V141H224V139L222 138L223 136ZM236 135L238 136L236 139ZM241 135V136H239ZM250 135V136H249ZM252 135V136H251ZM18 136V137H17ZM22 136V137H21ZM31 136V138H29ZM34 136V137H33ZM37 136V137H36ZM48 136V137H47ZM83 136V137H82ZM84 136H86V138H84ZM102 136V137H101ZM116 136V137H114ZM130 136V137H129ZM132 136V137H131ZM136 136V137H135ZM179 136V138H178ZM181 136V137H180ZM184 136V137H183ZM207 136V138H206ZM210 136H213L211 139ZM222 136V137H220ZM249 136V137H248ZM254 136V137H253ZM33 137V138H32ZM40 137V138H39ZM45 137V138H43ZM52 137V138H51ZM54 137V138H53ZM114 139H113V138ZM150 137V138H149ZM157 137V138H156ZM163 137L166 138L165 140H163ZM177 137V138H176ZM197 137V138H196ZM215 137V138H214ZM245 137V138H244ZM248 137V139H247ZM253 140L255 139V141L251 140L252 138ZM47 138V139H46ZM51 138V139H50ZM81 138V139H80ZM98 138V139H95ZM106 138V139H103ZM109 138H111L110 140H108ZM135 138V139H134ZM146 138V140H145ZM148 138V139H147ZM153 138V139H152ZM169 138V139H168ZM183 138V139H182ZM193 140H192V139ZM220 138V139H219ZM230 138V139H228ZM241 138L240 141L239 139ZM259 138L261 140H259ZM23 139V140H22ZM39 139V140H38ZM64 139V141H63ZM78 139V140H77ZM86 141H85V140ZM91 139V140H90ZM93 139V140H92ZM103 141H102V140ZM142 139V142H141ZM152 139V140H151ZM176 139V140H175ZM182 139V140H181ZM217 139V140H215ZM220 141H219V140ZM47 140V141H46ZM49 140V141H48ZM112 140V141H111ZM120 140V141H119ZM126 140V142H125ZM169 140V141H168ZM181 140V141H180ZM192 140V141H191ZM208 142L210 143H207ZM212 140L213 143H212ZM229 140V141H228ZM233 140V141H231ZM246 140V141H245ZM251 142H250V141ZM33 141V142H32ZM66 141V142H65ZM83 141V142H82ZM88 144H83L84 142ZM100 141V142H99ZM107 141V143H106ZM124 141V142H123ZM168 141V142H167ZM178 141L177 143H174L176 145H172L171 143ZM236 143H235V142ZM238 141V142H237ZM261 141H263V143H261ZM23 142V143H22ZM36 142V143H35ZM46 142V143H45ZM49 142V143H48ZM131 142V144H130ZM145 142V143H144ZM155 142V143H154ZM184 143V145L182 143ZM187 142V143H186ZM201 142V143H200ZM216 142V145L214 144ZM220 142V144H218ZM229 142V143H228ZM233 144H232V143ZM239 142H241V144H239ZM245 142V143H244ZM256 143V146L255 143ZM260 142V143H259ZM11 143V144H10ZM25 143V144H24ZM27 143V144H26ZM30 143V144H29ZM45 143V144H44ZM65 143V144H64ZM98 143V144H97ZM141 145H139V144ZM143 143V146H142ZM190 143V144H189ZM191 143H193L191 145ZM225 143V144H224ZM238 143V145H237ZM253 143V144H252ZM33 144V145H32ZM49 144V145H48ZM83 144V145H82ZM93 144V145H92ZM102 144V145H101ZM160 144V145H158ZM180 144V145H179ZM182 144V147H181ZM188 146H186V145ZM232 144V145H231ZM235 144V145H234ZM247 145L249 149V151L251 152H245L246 150V146ZM254 147H252L251 145ZM262 146H261V145ZM29 145V147H28ZM100 145V146H99ZM109 145V146H108ZM145 145V146H144ZM148 145V147L146 146ZM166 145V146H165ZM178 145V146H177ZM202 150H201V146ZM218 145L220 148H218ZM224 145V146H223ZM229 145V146H228ZM234 145V146H233ZM32 146V147H31ZM87 148H86V147ZM94 146V147H93ZM99 146V147H98ZM103 148H102V147ZM172 146V147H171ZM176 146V147H175ZM232 146V147H231ZM241 146V148H239ZM245 146V147H244ZM259 146V149L258 147ZM23 147V148H22ZM107 147V148H106ZM171 147V148H170ZM175 147V148H174ZM224 147H226L227 149H225ZM16 148L18 150H16ZM46 148V149H45ZM48 148V149H47ZM74 148V150H73ZM89 148V149H88ZM148 148V149H147ZM167 148V149H166ZM182 148V149H181ZM205 148V151H204ZM227 151L226 154L223 153L224 150ZM238 148V149H236ZM246 150H245V149ZM24 149V150H23ZM32 149V150H31ZM68 149V150H67ZM94 149L96 152H94ZM98 149H101L100 151ZM105 149V150H104ZM135 149V150H134ZM174 149V151H173ZM175 149L176 150L175 152ZM190 149V150H189ZM194 149V150H192ZM220 151H219V150ZM222 149V150H221ZM236 149V151L234 150ZM253 151H251V150ZM256 149V150H255ZM20 150V151H19ZM107 150V151H106ZM111 150V151H110ZM116 150V151H113ZM181 150V151H179ZM185 150V151H184ZM187 150V151H186ZM192 150V152H191ZM234 150V151H233ZM244 150V151H243ZM22 151V152H21ZM36 151V152H35ZM72 151V152H71ZM79 151V152H78ZM89 151V153H88ZM99 151V152H98ZM103 151L102 154H100ZM106 151V152H105ZM135 151V152H134ZM190 151V153H189ZM257 154H256V152ZM28 152H30L28 154ZM121 152V153H119ZM123 152V153H122ZM141 152V153H140ZM171 152V153H170ZM178 152L179 156H178ZM218 152V153H217ZM220 152V154H219ZM234 152V153H233ZM237 152V153H236ZM239 152V153H238ZM241 152V153H240ZM244 152V154H243ZM262 152V153H261ZM14 153V155H13ZM32 153V154H31ZM46 153V154H45ZM69 153V154H68ZM72 153V154H71ZM93 153V154H92ZM119 157H117L116 155L114 156L113 154ZM130 153V155H129ZM134 153V154H133ZM175 153V154H174ZM189 153V154H186ZM223 153V154H222ZM230 153L232 156H230ZM236 153V154H235ZM21 154V155H20ZM49 154V155H48ZM107 156H106V155ZM173 154V155H172ZM181 154V155H180ZM185 154V155H184ZM194 156H193V155ZM242 154V155H241ZM253 154V155H251ZM255 154V155H254ZM20 155V156H19ZM25 155V156H24ZM72 155V157L70 156ZM75 155V156H74ZM76 155L78 157H76ZM103 155V156H100ZM126 155V156H125ZM132 155V156H131ZM177 155V156H176ZM191 155V156H190ZM211 155V156H210ZM228 155V156H227ZM20 158H19V157ZM104 156L105 159H104ZM113 158H112V157ZM139 156V157H138ZM175 156V157H173ZM185 158H184V157ZM190 156V157H189ZM213 156V157H212ZM230 156V157H229ZM252 156H254L252 158ZM258 156V157H257ZM263 156V159L262 157ZM18 157V159H17ZM26 157V158H25ZM40 157V158H38ZM74 157V158H73ZM116 157V158H114ZM151 157V158H150ZM154 157V158H153ZM159 157V159H158ZM161 157V158H160ZM180 157V158H179ZM186 157H189L190 161H188L186 159ZM191 157L193 158L191 160ZM219 157V158H218ZM221 157V158H220ZM245 157V158H244ZM249 157V158H248ZM25 158V159H24ZM33 158V160H32ZM46 158V159H45ZM56 158V159H55ZM119 158V159H118ZM153 158V159H152ZM176 158V159H175ZM216 158H218L217 160L220 162H216ZM228 158V159H227ZM230 158V159H229ZM232 158V159H231ZM239 158V159H238ZM256 158V159H255ZM14 159V160H13ZM24 159V160H23ZM31 159V161H30ZM36 159V160H35ZM75 159V160H74ZM114 159V160H113ZM118 161H116V160ZM163 159V160H162ZM179 159V162L178 160ZM180 159L182 161H180ZM199 159V160H198ZM211 159H215L213 160V165L211 164L212 160ZM220 159V160H219ZM224 159V160H223ZM226 159V160H225ZM238 159V160H237ZM244 159V160H243ZM35 160V161H34ZM38 160V161H37ZM41 160V161H39ZM154 160V161H153ZM167 160V161H166ZM187 160V161H186ZM198 160V161H197ZM233 160H236L233 162ZM242 160V161H241ZM248 160V161H246ZM263 160V161H262ZM24 161H29L31 162V164L33 163L34 168L32 167V165L30 164L29 169H23V166H21L20 162H24ZM75 161V162H74ZM111 161V162H110ZM115 161L117 162L115 164ZM123 161V162H122ZM130 161V162H129ZM157 161V162H156ZM160 161V162H158ZM166 161V162H165ZM192 161V162H191ZM195 161V162H194ZM232 161V162H230ZM256 161L258 162V164H256ZM39 162V164L37 163ZM42 162V163H41ZM49 162V163H48ZM86 162V163H84ZM153 162V163H152ZM163 162V163H162ZM187 162V163H186ZM199 162V163H198ZM216 162V163H214ZM225 162V165H224ZM236 162V163H235ZM240 162V163H239ZM242 162V163H241ZM245 164H244V163ZM249 162V163H247ZM254 162V163H253ZM260 162V163H259ZM12 163V164H11ZM41 163V164H40ZM44 163V164H43ZM78 165H77V164ZM84 163V164H83ZM176 163H178L177 165H175ZM182 163V164H181ZM188 163H191L188 164ZM228 163V164H227ZM233 163V164H232ZM237 167H236V165ZM252 166H250L251 164ZM18 164V165H17ZM94 164V165H93ZM119 164V165H118ZM159 164V165H158ZM198 167H196L197 165ZM210 164V165H209ZM215 164V165H214ZM217 164V166H216ZM223 164V165H221ZM253 164L258 167L257 169H259V172H257L255 174L254 177L251 176V174L253 173L252 171L254 170V166ZM263 164V165H262ZM45 165V166H44ZM82 167H80V166ZM132 165V166H130ZM175 165V166H174ZM179 165V166H178ZM182 165L183 169H185L183 172L182 169ZM188 165V167L186 166ZM228 165V166H227ZM17 166V167H16ZM48 168L47 169H45ZM47 166V167H46ZM73 166V167H72ZM80 168H79V167ZM100 166V167H99ZM120 166V167H119ZM155 166V168H154ZM165 166V168H164ZM192 166V167H189ZM201 166V167H199ZM212 166V167H211ZM235 166V168H234ZM243 169V167H245ZM14 167V168H13ZM16 167V168H15ZM39 167L41 168L39 170ZM43 167V168H42ZM77 167V168H76ZM88 167V168H87ZM90 167V168H89ZM114 167V168H113ZM125 167V168H124ZM133 167V168H132ZM141 167V168H139ZM151 167H153L154 169H152ZM160 167V168H159ZM177 167V168H176ZM211 167V168H210ZM216 167V169L214 168ZM226 167V168H224ZM228 167V168H227ZM232 167V168H231ZM249 167V168H248ZM37 168V169H35ZM79 168V171H78ZM85 168V169H84ZM108 168V169H107ZM139 168V169H138ZM175 168V169H174ZM179 168V169H178ZM189 169L188 170H186ZM208 168V169H207ZM213 168V169H212ZM229 168H231L232 170H229ZM16 169V170H15ZM23 169V171H22ZM35 169V170H34ZM49 169V171H48ZM91 169V170H90ZM176 169L178 171H176ZM199 170V173L197 170ZM215 169V170H214ZM43 170V171H41ZM81 170L83 171V173L81 172ZM94 170V171H93ZM139 170V171H138ZM141 170V171H140ZM152 170V171H151ZM160 170V171H159ZM168 170V171H167ZM195 170V171H194ZM208 170V171H207ZM210 170V171H209ZM222 170V171H221ZM229 170V172L227 171ZM14 171V172H13ZM16 171V172H15ZM22 171V173L20 172ZM28 171V172H27ZM31 171V172H30ZM58 171V172H57ZM73 171L74 174H73ZM89 171V172H88ZM128 171V172H127ZM162 171V172H161ZM165 173H164V172ZM176 171V172H175ZM179 171H181L179 173ZM189 173H188V172ZM227 171V172H226ZM236 171H238L239 173H235ZM260 171L263 172V175L258 177L260 174ZM23 172L26 174H24L23 176ZM57 172V173H56ZM79 174H76L78 173ZM111 172V173H110ZM114 172L116 174H114ZM139 172V173H138ZM194 172V173H191ZM212 174H210V173ZM217 172V173H216ZM241 172V173H240ZM249 172V173H247ZM15 173V174H14ZM42 173V174H41ZM44 173V174H43ZM82 173V176H81ZM93 173V174H92ZM145 173V174H144ZM155 173V174H154ZM162 173V175H161ZM164 173V174H163ZM168 173V175H167ZM172 173V174H171ZM180 175H179V174ZM188 175V177L190 178H186ZM223 173V175H222ZM228 174V175H224ZM235 173V174H234ZM22 176H21V175ZM36 174V175H34ZM85 174V175H84ZM111 174V175H110ZM119 174V175H118ZM140 174V175H139ZM152 174V175H150ZM191 174V175H190ZM193 174V175H192ZM218 174V175H217ZM238 174V175H236ZM41 175V176H40ZM47 175V176H45ZM61 177H59V176ZM79 175V176H78ZM116 175V178L115 176ZM167 175V176H166ZM171 175V176H169ZM196 175V176H195ZM202 175V177H201ZM204 175H206L204 177ZM222 175V176H221ZM233 175V176H232ZM236 175V177L234 176ZM21 176V177H20ZM26 176V177H25ZM45 178H44V177ZM68 176V177H67ZM72 176V177H71ZM75 178H74V177ZM81 176V177H80ZM95 176V177H94ZM114 176V177H113ZM153 176V177H152ZM155 176V177H154ZM194 176V178L192 177ZM92 177V179H91ZM100 177V178H99ZM113 177V179H111ZM118 177V178H117ZM140 177V178H139ZM147 177V178H146ZM158 177H160L158 179ZM197 180H196V178ZM199 177V178H198ZM202 179H201V178ZM219 177V178H218ZM225 179H224V178ZM227 177H228V181H227ZM257 177V178H256ZM263 177V178H262ZM23 178V179H22ZM44 178V179H43ZM63 180H61V179ZM67 178V179H64ZM70 178V179H69ZM95 178V179H94ZM116 180H115V179ZM123 178V179H122ZM136 178V179H135ZM154 178V179H153ZM185 180H183V179ZM192 178V179H191ZM208 178V179H207ZM213 178V179H212ZM234 178V180H232ZM237 178V179H236ZM240 178V179H239ZM251 178V179H250ZM254 178V179H253ZM256 178V179H255ZM25 179V180H24ZM37 179V180H36ZM75 183V180L77 181L75 184L73 183V180ZM80 179V180H79ZM99 179V180H98ZM153 179V180H152ZM171 179V180H170ZM186 179L188 180V182L186 181ZM195 179V180H194ZM199 179V180H198ZM224 179V180H223ZM236 179V180H235ZM24 180V182L22 181ZM44 180H46L44 182ZM66 180V181H65ZM89 182H88V181ZM115 180V181H114ZM148 180V181H147ZM161 180V182H160ZM165 180V181H163ZM222 180V181H221ZM238 180V182H237ZM28 181V182H27ZM114 181V182H113ZM139 181V182H138ZM154 181V182H153ZM169 181V182H167ZM200 181V182H198ZM203 181H205L203 183ZM218 181H220L218 183ZM226 181V182H225ZM235 181V182H234ZM256 181V182H255ZM30 182V183H29ZM60 182V183H59ZM62 182V184H61ZM64 182V183H63ZM67 182V183H66ZM78 182H82L81 184ZM91 182V183H90ZM97 182V183H96ZM101 182V183H100ZM104 182V183H103ZM108 182V183H107ZM120 182V183H119ZM131 182V183H130ZM136 182V183H135ZM164 182V183H163ZM184 182V183H183ZM191 184H190V183ZM197 183L194 187L193 184ZM208 182V183H207ZM229 184H226L228 183ZM32 183V184H31ZM56 183V184H55ZM58 183V184H57ZM116 185H115V184ZM133 183V184H132ZM145 183V184H144ZM175 183V184H174ZM183 183V184H182ZM186 183V184H185ZM225 183L226 187L223 185ZM237 183V184H236ZM244 183V184H243ZM256 183V184H255ZM27 184V186H26ZM69 184V185H68ZM83 184V185H82ZM85 184V185H84ZM90 184V185H89ZM100 186H98V185ZM103 186H102V185ZM166 184V185H163ZM168 184V185H167ZM172 184V185H171ZM186 185L183 187V185ZM189 184V185H188ZM3 185V186H2ZM21 187H18L20 186ZM25 185V186H24ZM31 185V187H29ZM49 185V186H48ZM60 185V186H59ZM84 186L85 189L87 188L86 185L88 186L87 190L83 189ZM121 185V186H120ZM171 185V187H170ZM188 185V186H187ZM206 185V186H205ZM231 185V186H230ZM233 185V186H232ZM258 185V186H257ZM35 186V188L38 190H36L33 187ZM65 186V187H64ZM102 186V187H101ZM112 186V187H111ZM117 186V187H116ZM143 186V187H142ZM146 186V187H145ZM182 186V187H181ZM200 186V187H199ZM204 186V187H203ZM219 186V188H218ZM229 186V188H228ZM238 186V187H237ZM256 186V187H255ZM15 187V188H14ZM53 187V188H52ZM92 187V188H91ZM95 187H97V189H95ZM104 187V188H103ZM116 187V189H115ZM134 187V188H133ZM187 187V188H186ZM189 187V189H188ZM191 187V189H190ZM225 187V188H224ZM232 187V189H231ZM254 187V189H253ZM263 187V188H262ZM19 188V189H18ZM23 188V189H22ZM27 188V190H26ZM49 188V189H46ZM58 188V189H57ZM69 188V189H68ZM109 188V189H107ZM145 188V189H144ZM153 188V189H152ZM169 188V189H168ZM233 188L235 190L234 194H233ZM237 188V189H236ZM18 189V190H17ZM78 189V190H77ZM102 192H101V190ZM105 189V190H103ZM111 189V191H109ZM167 189V190H166ZM171 189V190H170ZM183 189V190H182ZM187 191H185V190ZM198 189L203 193H198ZM204 189V190H203ZM228 189V190H227ZM231 189V190H230ZM25 191V193H27L25 195V193L23 191ZM40 190L41 193H40ZM46 190V191H45ZM54 190V191H53ZM92 190V191H91ZM107 190V193H106ZM153 190V191H152ZM190 190V191H189ZM221 190V191H220ZM239 190V191H238ZM19 191V192H16ZM21 191V192H20ZM30 191V192H29ZM59 191H61L59 193ZM97 191V192H96ZM105 191V194L104 192ZM109 191V192H108ZM116 191V192H115ZM118 191V192H117ZM142 191V192H141ZM171 191V192H170ZM180 191V192H179ZM197 193H196V192ZM218 191V192H217ZM224 191V192H222ZM231 191V192H230ZM2 192V193H1ZM15 192V193H14ZM47 194H46V193ZM64 192V193H62ZM66 192V193H65ZM93 192H96L98 194H95ZM111 192V193H110ZM114 192V193H113ZM184 192V193H182ZM240 192V193H237ZM4 193V194H3ZM21 193V194H20ZM29 193V194H28ZM53 193V194H52ZM93 193V194H92ZM102 193V195H101ZM119 193V194H118ZM188 193V195H187ZM221 193V194H220ZM225 195H224V194ZM4 196H3V195ZM32 194V195H31ZM38 196H37V195ZM61 194V195H60ZM88 194V195H87ZM90 194V196H89ZM92 194V195H91ZM147 194V195H146ZM172 194V195H169ZM185 194V195H184ZM192 197H190L191 195ZM212 196H211V195ZM223 194V195H222ZM20 195V197H19ZM24 195V196H23ZM29 195V197H28ZM34 195V196H33ZM44 200H42L43 198ZM48 195V197H47ZM52 195V196H51ZM67 195V196H66ZM117 195V196H116ZM119 195V198H118ZM145 197H144V196ZM165 195V196H163ZM168 195V196H167ZM175 195V196H174ZM240 195V196H238ZM26 196V197H25ZM33 196V197H32ZM57 196V197H56ZM89 196V197H87ZM104 196V197H103ZM107 196L109 198H107ZM141 196V197H140ZM148 196H152V198L148 197ZM186 196V197H185ZM194 196V197H193ZM202 198H201V197ZM209 196V197H208ZM230 196V197H229ZM232 196V197H231ZM237 196V197H236ZM19 197L18 199L15 198ZM30 197L32 199H30ZM36 197V198H35ZM41 197V199H40ZM50 197V198H49ZM53 197V198H52ZM67 197V198H66ZM81 197V198H80ZM91 197V198H90ZM102 197V198H101ZM111 197V199H110ZM116 197V198H115ZM136 197V198H135ZM144 197V198H143ZM155 197V199H153ZM164 197V199H163ZM170 197V198H169ZM173 197V198H172ZM197 197V198H196ZM207 197V198H206ZM211 197V198H210ZM218 197V198H217ZM228 197V198H225ZM235 197V198H233ZM46 198V199H45ZM48 198V200H47ZM58 198V199H57ZM70 198V200H69ZM106 198V199H105ZM118 199V200H113V199ZM139 198V199H138ZM147 198V199H145ZM178 202H177V200ZM194 198V199H193ZM196 198V200H195ZM244 198V199H241ZM250 198V199H248ZM21 199V200H19ZM39 203H41V205L37 202V200ZM50 199V200H49ZM55 199V200H54ZM60 199V202H59ZM62 199V200H61ZM82 199V200H80ZM94 199V200H93ZM109 199V200H108ZM156 203V204H152L150 201L152 200ZM160 199V200H159ZM203 199V200H202ZM227 199V200H226ZM235 199L234 202H232ZM241 199V200H240ZM248 199V200H247ZM2 200V201H1ZM23 200V201H22ZM35 200V201H34ZM46 200V201H45ZM64 200V203H63ZM74 200V201H73ZM106 200V201H105ZM121 200V201H120ZM172 200V201H171ZM189 200V201H188ZM191 200V201H190ZM194 200V201H193ZM198 200V201H197ZM200 200V201H199ZM206 200V201H204ZM226 200V201H224ZM230 200V201H229ZM260 200V201H259ZM26 201V203L24 202ZM80 201V202H79ZM83 203H82V202ZM143 202V206L141 207V202ZM150 201V202H149ZM158 201V202H157ZM169 201H171L170 203H168ZM185 205H184V202ZM198 202V203H194V202ZM229 201V203H228ZM240 201V202H239ZM22 202V203H21ZM52 202V203H51ZM55 202V203H54ZM61 202L63 203V205H61ZM73 202V203H72ZM88 202V203H87ZM137 202V203H136ZM140 202V204H139ZM153 202V203H154ZM160 202V203H159ZM175 202L177 204H175ZM182 202V203H181ZM239 202V203H238ZM246 202V203H245ZM17 203V204H16ZM47 203V204H46ZM59 203V204H58ZM81 203V204H80ZM118 205H117V204ZM136 203V204H135ZM151 205H150V204ZM159 203V204H158ZM188 203H190L188 205ZM194 203V205H193ZM203 205V206H201ZM212 203V204H211ZM216 203V204H213ZM248 203V204H247ZM16 204V207L14 206ZM20 204V205H19ZM22 204V205H21ZM25 204V205H24ZM27 204V205H26ZM30 204V205H29ZM83 204V205H82ZM91 204V205H90ZM139 204V205H137ZM163 204L165 206H163ZM167 204L169 206V208L167 207ZM231 204V205H230ZM247 204V207L246 205ZM29 205V206H28ZM40 205V206H39ZM67 205V206H66ZM112 205V206H111ZM155 205V206H154ZM174 205V206H173ZM180 207H179V206ZM189 207H188V206ZM210 209H209V206ZM234 205L236 207H234ZM255 207H253V206ZM18 206V207H17ZM22 206V207H21ZM35 206V207H34ZM56 206V207H55ZM66 206V207H65ZM93 206V207H91ZM114 206V207H113ZM149 206V207H148ZM171 206V207H170ZM182 206V207H181ZM195 206V207H194ZM199 206V207H198ZM206 206V209H205ZM212 206V207H211ZM215 206V207H214ZM9 207V208H8ZM39 207V208H38ZM50 207V208H48ZM55 207V208H54ZM74 207V208H73ZM85 207V208H84ZM133 207V209H132ZM139 207V209H137ZM141 207V208H140ZM145 207V208H144ZM176 207L175 209H172ZM179 207V208H178ZM185 207H186V211H185ZM191 207V208H190ZM194 207V208H193ZM198 207V209H197ZM201 207V208H200ZM242 207V208H241ZM245 207V209H244ZM14 208V209H13ZM16 208V209H15ZM44 210H42V209ZM58 208V209H57ZM73 208V209H72ZM85 210H84V209ZM87 208V209H86ZM110 208H114L112 209L113 212H111ZM136 208V209H135ZM148 208V209H147ZM163 208V209H162ZM204 208V210H202ZM231 208V209H230ZM250 208V209H249ZM3 209V210H2ZM22 209V211H21ZM24 209V210H23ZM41 209V210H40ZM57 209V210H56ZM62 209V210H61ZM142 209V210H141ZM144 209V210H143ZM159 209V210H158ZM161 209V210H160ZM174 211H172V210ZM200 209V210H199ZM232 213H231V211ZM15 210V211H14ZM32 210V211H31ZM61 210V211H60ZM64 210V211H63ZM90 210V211H89ZM96 210V211H95ZM108 210V211H107ZM135 210V211H133ZM149 210V211H147ZM167 210V212H166ZM171 210V211H170ZM179 210L181 213H184L185 211V215L181 214L180 212L178 213ZM197 210V211H196ZM207 210V213L209 211L208 214H205ZM213 210V211H212ZM218 210V211H217ZM238 210V211H237ZM244 210V211H243ZM246 210V211H245ZM18 211V212H17ZM51 211V212H49ZM68 211V212H67ZM75 211V212H74ZM141 211H143L141 213ZM147 211V213H146ZM164 213H163V212ZM191 211V212H190ZM193 211V212H192ZM237 211V212H236ZM254 211V212H253ZM15 214H14V213ZM24 214H23V213ZM34 212V213H33ZM49 212V213H48ZM54 212V213H53ZM61 214H60V213ZM64 212V213H63ZM110 212V213H108ZM116 212V213H115ZM121 212V213H119ZM175 212V213H174ZM198 212H199V216H198ZM203 212V214H202ZM214 212H216L217 214H214ZM219 212V213H218ZM239 212V213H238ZM246 212V213H244ZM262 212V213H261ZM28 213V215H27ZM31 213V214H29ZM33 213V214H32ZM41 214V216H39L38 214ZM55 213L57 214L55 216ZM75 213V214H74ZM79 213V214H78ZM92 213V214H91ZM123 213H125L123 215ZM150 213V215H149ZM156 213V215H155ZM161 213V214H160ZM171 213V214H170ZM213 213V214H212ZM234 215H237L236 217H231ZM241 213V214H240ZM254 213V214H253ZM15 217H14V215ZM35 214V215H34ZM45 214V215H42ZM64 214V215H62ZM104 214V215H103ZM107 214V215H106ZM110 214V215H109ZM114 214V215H113ZM118 214V215H116ZM121 214V216H120ZM138 214V215H137ZM141 214V215H140ZM148 214V215H147ZM165 214V216L163 215ZM175 214V215H174ZM178 214V215H177ZM189 214V215H188ZM202 214V215H201ZM220 214V215H219ZM222 214V215H221ZM246 214V215H245ZM18 215V216H17ZM48 215V216H47ZM53 215V216H52ZM75 215V218L74 216ZM78 215V217H77ZM102 215V216H101ZM126 215V216H125ZM144 215V216H142ZM184 215V217L182 216ZM196 215V216H195ZM204 215V216H203ZM224 215V216H223ZM230 218H228L229 216ZM244 215V216H242ZM23 216V217H21ZM37 216V217H36ZM44 216V217H43ZM58 216H61L60 218ZM112 216V217H111ZM116 216V218H115ZM117 216H119L117 218ZM123 216V217H122ZM125 216V217H124ZM142 216V217H141ZM180 217L177 218V217ZM207 216V217H206ZM221 216V217H220ZM225 216H228L225 218ZM244 217L247 220L242 222L244 224V230L245 232H242L243 235L245 236L247 233L249 232V227L248 224L250 222H254L255 225L253 224L254 227V231H257V234H259V236L256 235V237L253 239V241L251 242L252 245L248 246L246 244H243L242 246H237V248H240V253L237 254H229L230 257L226 256V245L229 246V243H232V234H228L229 231L233 232V224H234V228L238 227L241 228L240 226V222L238 220V217ZM246 216V217H245ZM21 218V221L20 218ZM30 217V218H29ZM42 217V218H41ZM58 217V218H57ZM77 217V218H76ZM110 217V220H109ZM114 217V218H113ZM152 217V219H151ZM164 217V218H163ZM167 217V218H166ZM168 217L169 220L168 221ZM184 219H181V218ZM204 217V218H201ZM206 217V219H205ZM210 217V218H208ZM213 217V218H212ZM19 218V219H18ZM23 218V219H22ZM29 218V219H28ZM40 218V219H38ZM44 218V219H43ZM52 218V219H51ZM102 218V219H101ZM107 218V220L105 219ZM113 218V219H111ZM121 218H124L121 219ZM141 218V219H139ZM190 218V219H189ZM215 218V219H214ZM222 218V219H221ZM225 218V220H224ZM233 218V219H232ZM17 219V221H16ZM74 219H78L77 221ZM101 219V220H100ZM117 219V220H116ZM164 219H166V224L164 223ZM178 219V220H177ZM195 219V220H194ZM211 219V220H210ZM217 219V221H216ZM221 219V221L219 222V220ZM235 219H237V221H235ZM33 220V221H32ZM46 220L48 222H46ZM80 220V221H79ZM92 220V221H91ZM98 220V221H97ZM105 221H109L108 224ZM114 220V221H112ZM124 222H121V221ZM140 220V221H139ZM150 222V223H148ZM186 222H185V221ZM193 220V221H191ZM200 220V221H199ZM224 220V222H223ZM233 220V221H232ZM36 221V222H34ZM53 221V222H52ZM63 221V222H62ZM74 221V222H73ZM81 224H79L78 223ZM101 221V222H100ZM178 221V222H177ZM182 221V222H181ZM196 225H195V223ZM197 221V222H196ZM204 221V222H203ZM210 221V222H209ZM21 222V223H20ZM29 222V223H28ZM33 222V223H31ZM41 222V223H40ZM43 222V223H42ZM56 222V223H54ZM77 222V224H76ZM112 222V223H111ZM115 222V224H114ZM126 222V224H125ZM130 222V223H129ZM136 222V223H135ZM146 222V223H145ZM187 225L184 226L183 225ZM189 222V223H187ZM191 222V223H190ZM194 225H193V223ZM202 224H201V223ZM207 222V223H206ZM212 222V224H210ZM219 222V223H218ZM238 224H236V223ZM245 222L247 224H245ZM23 223V224H22ZM40 223V224H38ZM50 223V224H49ZM58 225V226H54ZM62 223L65 224L62 226ZM92 223V224H91ZM99 223V224H98ZM106 223V224H105ZM110 223V224H109ZM119 223V224H118ZM124 223V224H122ZM129 223V224H128ZM141 223V224H140ZM148 223V226H147ZM162 223V224H161ZM164 223V224H163ZM169 223V224H168ZM180 223V225H179ZM187 223V224H186ZM198 223V224H197ZM200 223V225H199ZM209 223V224H208ZM232 223V224H231ZM25 224V225H24ZM32 224V226H31ZM76 224V226L74 225ZM88 224V225H87ZM95 224V225H94ZM113 224V225H112ZM122 224V225H120ZM158 224V225H157ZM160 224V226H159ZM176 224V226L173 228ZM192 224V225H191ZM208 224V226H207ZM230 224V225H229ZM242 224V225H243ZM23 225V226H22ZM30 225V227H29ZM33 225L36 227H33ZM38 227H37V226ZM61 225V226H60ZM71 225V226H70ZM110 227H109V226ZM112 225V226H111ZM127 225V226H126ZM129 225V226H128ZM145 225V226H144ZM162 225V226H161ZM166 225V227L164 226ZM179 225V226H178ZM182 226L188 228L189 226V230L182 229ZM219 225V226H218ZM226 225V226H225ZM229 225V227H228ZM41 226V228H40ZM51 226V227H49ZM54 226V227H53ZM74 226V227H73ZM84 226V227H83ZM87 226V227H86ZM89 226V227H88ZM114 226V228H113ZM121 226V227H120ZM133 226V227H132ZM142 226V227H141ZM144 226V227H143ZM154 226H158L155 230ZM168 226H169V230H168ZM194 226V229L193 227ZM204 226L206 228H204ZM211 226V227H210ZM218 227L216 229V227ZM221 226V227H220ZM230 226H232L230 228ZM24 227V229L22 228ZM27 227V228H26ZM29 227V228H28ZM44 227V228H42ZM65 227V228H64ZM74 229V231L72 228ZM81 227V228H79ZM92 229H89V228ZM110 229H109V228ZM119 227V228H118ZM141 227V228H140ZM147 227V229H146ZM165 227V228H164ZM179 227H181L180 230ZM203 229L205 230H202ZM209 229H208V228ZM26 228V229H25ZM37 231H40L36 232ZM58 230H57V229ZM63 228V229H62ZM71 228V229H70ZM85 228V229H84ZM106 228V229H105ZM116 228V229H115ZM125 228L127 230H125ZM128 228H130L131 231L128 230ZM135 228V229H134ZM139 228V229H138ZM145 228V229H144ZM215 228V229H213ZM221 228V229H219ZM223 228V229H222ZM22 229V230H21ZM54 229V230H53ZM60 229V230H59ZM65 229V230H64ZM81 229V231H80ZM94 229V230H93ZM101 229V230H100ZM109 229V230H108ZM120 229V230H118ZM125 232V234L127 235H123L122 230ZM133 229V230H132ZM138 229V230H137ZM141 229V230H140ZM143 229V231H142ZM153 230V231H149V230ZM159 229V230H158ZM163 229V230H162ZM213 229V230H211ZM25 230V231H24ZM28 230V232H27ZM32 230V231H31ZM68 230V231H67ZM86 230V231H85ZM92 230V231H91ZM96 230V231H95ZM117 232H116V231ZM142 232H140V231ZM145 230H147L145 232ZM155 230V232H154ZM194 230V231H193ZM199 230V231H198ZM202 230V231H201ZM217 230V231H216ZM222 230V231H220ZM227 230V231H226ZM63 231V232H60ZM66 231V232H65ZM78 234H77V232ZM83 231V232H82ZM85 231V232H84ZM88 231V233H86ZM111 231H115L116 233L114 234L113 232L111 233ZM121 231V232H120ZM160 231V232H157ZM196 231V232H195ZM198 231V232H197ZM201 231V232H200ZM204 231V233H203ZM209 231H213L211 234L209 233ZM219 231V232H218ZM224 231L226 233H224ZM20 232V233H19ZM32 232V233H31ZM45 232V233H44ZM55 232V233H54ZM57 232V233H56ZM73 232V233H71ZM93 232V233H92ZM97 232V233H96ZM104 232V233H103ZM108 232V233H107ZM128 232V233H127ZM149 232V233H147ZM155 234H154V233ZM173 234H172V233ZM192 235L188 236L187 234H191ZM209 233V234H205ZM6 233V234H5ZM13 233V234H12ZM27 233V234H26ZM64 233V234H63ZM66 233V234H65ZM80 233V234H79ZM84 237H83V235ZM111 233V234H110ZM119 233V234H118ZM122 233V234H121ZM138 233H141L142 235H139ZM156 235V236H153ZM167 233V235H165ZM197 233V234H196ZM200 236H199V234ZM217 235V233L220 235L215 236V234ZM23 237H21L20 236ZM30 234H32L30 236ZM36 234L38 237H36ZM55 234V235H54ZM91 236H90V235ZM93 234L94 237H93ZM146 234V236H144ZM53 235V236H51ZM60 235V236H59ZM76 235V236H75ZM104 237H102V236ZM118 235V236H117ZM121 235V236H120ZM123 236H127V238L122 237ZM139 235V237H138ZM151 235V236H150ZM159 235V236H158ZM170 235V236H169ZM210 235V237H209ZM229 236L228 239L226 236ZM231 235V236H230ZM42 236V237H41ZM48 238H46V237ZM66 236V237H65ZM73 238L71 240V237ZM74 236V237H73ZM79 236V237H77ZM97 236V237H96ZM114 237L112 239V237ZM119 238H117V237ZM137 236V237H136ZM142 236V237H141ZM148 236V237H147ZM166 238H165V237ZM199 236V237H198ZM203 236V237H202ZM204 236H206L207 239L204 238ZM224 240H223V238ZM21 237V239H20ZM31 237V238H29ZM55 237V239H54ZM60 237V238H59ZM64 239H63V238ZM81 237H83L84 239H80ZM90 241H89V238ZM92 237V239H91ZM122 237V238H121ZM134 237V238H132ZM144 237V238H143ZM151 237V239H150ZM160 237V238H159ZM164 237V238H163ZM212 237V238H211ZM214 237V239H213ZM46 238V239H45ZM67 238V239H66ZM88 240H87V239ZM121 238V241L119 240ZM160 241H159V239ZM199 238V239H198ZM29 239V240H28ZM32 239V240H31ZM37 239V241H36ZM43 239V241L41 240ZM45 239V240H44ZM80 239V240H79ZM95 239V241H94ZM97 239V240H96ZM118 239V240H117ZM124 239V240H122ZM139 239H145L142 240V244H139ZM146 239H150L147 240V244H146ZM168 239V240H167ZM210 239V240H209ZM215 241H213V240ZM217 239H219L217 241ZM227 239V240H226ZM264 239V238H263ZM47 240V241H46ZM50 240V241H49ZM55 240V241H54ZM82 240V241H81ZM94 242H93V241ZM102 243H99V241ZM104 240V241H103ZM106 240V241H105ZM114 240V241H113ZM118 242H117V241ZM138 240V241H137ZM164 240V241H163ZM205 240V241H204ZM208 240V241H207ZM35 241V243H34ZM46 241V242H45ZM52 241V242H51ZM75 241V242H74ZM87 241V242H86ZM116 243V245L112 244ZM136 241V242H135ZM207 241V242H206ZM214 243H213V242ZM224 241V242H223ZM23 242V243H22ZM44 242V244H43ZM48 242V243H47ZM57 242V247L55 245V243ZM59 242H60V246H59ZM65 242L67 244H69V248L67 244H65ZM78 242V243H77ZM96 242V243H95ZM109 246H104L106 245ZM110 242V245H109ZM122 242V244H121ZM124 242V244H123ZM229 242V243H228ZM258 242H262L261 244ZM39 243V244H38ZM41 243V244H40ZM64 243V244H63ZM89 243V244H88ZM99 243V244H98ZM105 243V244H104ZM120 243V245L118 244ZM138 243V244H137ZM163 243V244H162ZM218 243V245H217ZM225 243V244H224ZM256 243V244H255ZM19 244V245H18ZM36 244V245H35ZM48 246H47V245ZM71 244V245H70ZM102 244V245H101ZM129 244V245H128ZM146 244V245H144ZM150 244V245H149ZM212 244V245H211ZM214 244H216V246H214ZM229 244V245H228ZM31 245V246H30ZM39 245V246H38ZM66 245V246H64ZM95 246V247H91V246ZM101 247H100V246ZM112 245V247H111ZM140 245V246H139ZM220 245V246H219ZM257 245V246H255ZM27 246V248L25 247ZM42 247H46L43 248L44 250H42ZM65 248H64V247ZM89 246V247H87ZM103 246L105 248H103ZM116 246V247H115ZM127 246V247H126ZM136 246V247H135ZM146 246V247H145ZM171 246V247H170ZM225 246V247H224ZM259 246L260 249H259ZM22 247V248H21ZM41 249H40V248ZM60 247V248H59ZM74 247V248H73ZM77 247V248H75ZM81 247V248H80ZM102 248L103 250H101L100 248ZM114 247V248H113ZM123 252H121V248ZM143 250L145 248H147L145 250V255H143L144 253H142V251L139 250ZM143 247H145L143 249ZM215 247V249H214ZM218 249H217V248ZM220 247V248H219ZM254 247V248H252ZM26 248V249H24ZM73 248V249H72ZM93 248V250H92ZM113 248V249H111ZM117 248V249H116ZM126 248L128 249V252L125 251ZM21 251H20V250ZM59 249V250H58ZM65 251H67V249L69 251H67V253ZM76 249L78 250V252L76 251ZM91 249V251H90ZM98 249V250H97ZM108 249V250H107ZM120 249V250H119ZM259 249V250H258ZM13 250V251H12ZM71 250V251H70ZM75 250V251H74ZM106 250V251H105ZM134 250V251H133ZM137 250V251H136ZM160 250V253L157 254V252ZM257 250V251H256ZM16 251V252H15ZM19 251V252H17ZM48 251V252H47ZM52 251V252H50ZM74 251V252H73ZM81 251V252H80ZM100 251L102 253H100ZM112 251V252H111ZM125 251V252H124ZM131 253H130V252ZM136 251V252H135ZM219 251V252H217ZM262 251V252H261ZM45 252V253H44ZM59 252V253H58ZM65 252V253H63ZM71 252V253H69ZM90 252V253H89ZM106 252V253H104ZM149 254H146L148 253ZM224 252V253H223ZM255 252V253H253ZM262 254H261V253ZM44 253V254H43ZM74 253V254H73ZM76 253V254H75ZM104 253V254H103ZM125 255H124V254ZM138 253V254H137ZM139 253H141L139 255ZM249 253V254H248ZM21 254L23 256H21ZM46 254H50L51 257L48 258V256L50 255H46ZM62 254H66L63 255ZM71 254V255H69ZM82 254V255H81ZM89 257H88V255ZM108 254V256H107ZM135 256V258L133 259L132 255ZM183 254V257H182ZM199 254V255H198ZM256 254V255H255ZM259 256H258V255ZM13 255V256H12ZM43 257H42V256ZM46 255V259L44 260V256ZM57 255V256H56ZM60 255V256H59ZM84 255H86L84 257ZM94 255V256H93ZM118 255V257H117ZM127 255V256H126ZM137 255V256H136ZM142 255V256H141ZM216 255V259L215 258ZM220 255V256H219ZM224 255L226 257H224ZM25 256V257H24ZM54 256V257H53ZM70 256V257H69ZM72 256V257H71ZM75 258H74V257ZM77 256V257H76ZM83 256V257H82ZM98 256V257H96ZM132 257V258H128V257ZM181 258H180V257ZM218 256V257H217ZM260 259L261 260H256ZM20 257V258H19ZM29 257V258H28ZM32 257V260H31ZM66 262H65V259ZM91 257V258H90ZM94 257H96V259H94ZM100 257L103 260H99ZM104 257V258H103ZM111 257V258H110ZM113 257V259H112ZM164 257H167V259H164ZM221 257V258H220ZM228 257V258H227ZM238 257V258H236ZM242 259H241V258ZM7 258L11 259L8 260ZM16 258V259H15ZM25 260H24V259ZM68 258V259H67ZM74 258V259H73ZM78 258V259H77ZM110 258V259H109ZM116 260H115V259ZM123 258V260H122ZM128 258V261L127 259ZM137 258V259H136ZM148 258V259H147ZM184 258V260H183ZM254 258L256 261H254ZM21 259V261L19 262V260ZM29 259L31 261H29ZM71 259V260H70ZM80 261V262H78ZM80 259V260H79ZM84 259V260H82ZM88 260V263L87 260ZM92 259V261H90ZM105 259H109L107 260V263L105 262ZM112 259V260H111ZM132 261L135 260V261ZM146 261H145V260ZM151 259V260H150ZM173 259V260H172ZM229 259L231 261H229ZM239 259V260H238ZM15 260V261H12ZM68 260V261H67ZM76 260V261H75ZM86 260V262H85ZM96 260V261H95ZM130 260V261H129ZM144 260V261H143ZM221 260V261H220ZM233 260V261H232ZM236 260V261H235ZM241 260V261H240ZM6 261V263H5ZM61 261V262H60ZM90 261V262H89ZM104 263H103V262ZM114 261V263H113ZM125 261V262H124ZM143 261V262H142ZM215 261V262H213ZM239 261V262H238ZM259 261V262H258ZM262 261V262H261ZM19 262V263H18ZM23 262V263H21ZM97 262V263H96ZM101 262V263H100ZM145 262V263H144ZM177 262V263H176ZM218 262V263H217ZM254 262V263H253ZM257 262V263H256Z\"/></svg>", "mask_w": 264, "mask_h": 264}, {"label": "bare ground", "instance_id": "obj_2", "mask_svg": "<svg viewBox=\"0 0 264 264\" xmlns=\"http://www.w3.org/2000/svg\"><path fill=\"white\" fill-rule=\"evenodd\" d=\"M110 1H111V0H104V1L102 2V4H105V5H106V4H109ZM112 1H113V4L117 3L115 0H112ZM130 1H131V0H130ZM134 1H135V0H134ZM166 1H167V0H166ZM174 1H175V0H174ZM193 1H194V0H193ZM213 1H214V0H213ZM131 2H132V1H131ZM215 2H216V1H215ZM237 2H238V1H237ZM249 2H250V1H249ZM43 3H44V0H43V1H42V0H34V1L29 2V3H28L27 0L24 1V3H23V0H0V60L6 62L7 59H11V61H10V62H11L10 66L12 65V62H13L12 60L15 59V55L17 54V52H16V54H14V53H10V52L8 51V48H9L11 45H16V47H17L18 45H23V46H25V47H26L29 51H31V52H32L35 48L38 49L40 45H43V46H42L43 48H44V46H45V49H48V46L50 45L52 48H56V49L58 50V53L56 54L57 56L52 55L51 58H49V56H47V57L45 58L46 55H44V50H43V48L40 46L42 49H39V51H38V53L40 52V55H38V59H39V60L37 59V61L40 63V65L38 66L37 63L35 64V65H37V66H35V67H38V70H39V71H38L37 74H32V73H31V74H29L30 76L28 75V77H29V79H30V83H28V82H26L24 79H22L23 77H22L21 74H20V75H21L22 78L19 79V76H18V75H19V72H18V74H14V78H13L12 80H11V78L9 77L10 74H9V76L7 75V76H8V79H9L10 81H12V83H13V84L11 83V84H12V88H11V89H13V90H11V93H13V94L15 95V96L13 97L14 102L17 101V102H19V104H22V106H21V107L18 106L19 109L17 108L18 110H16V111L12 114V120H14L15 123L18 122V123H16V124L14 123V125H15V126H19L18 128L21 127V124H20L21 120H20V119H21L22 116H23V112H22V111H23V109H24L25 107H28V106H29V103L31 102L30 98H32V97L35 98V99H36V102H37V100L41 101L42 99H43V101L45 100V101L47 102L48 97H49V96L52 94V92H53V89L56 88V87L59 88L60 86L62 87V94H61L62 97H61V100L63 101V100H65L67 97H68V99L72 98V91L70 90V87H69V84H68V80H67L65 77H66V74H67L68 70H70V62L72 61V59H75V56H74L75 53L71 51L70 47H68V46H65V47H64V41H63V37H64V36H63V32L66 33V35L68 34V30H67L66 27L64 26V22H65V21H64V18H65V17H64V15H63L59 10H57L56 8H54L53 10H50V9H49V10H50V11H49V13H50V18H47V19H46V17L49 15L48 13L45 14L44 12H43V13H39V12H38L40 6H42ZM97 3H98V2H97ZM132 3H134V2H132ZM138 3H139V2H138ZM138 3H137V4H138ZM164 3H165V2H164ZM210 3H211V2H210ZM60 4H61V3H60ZM76 4H77V2H76ZM134 4H135V3H134ZM162 4H163V3H162ZM168 4H169V6H172V5L174 4L175 6L177 5L179 8L181 7V6L178 5L177 3L170 2V1L168 2ZM82 5H83V4H82ZM130 5H131V4H130ZM184 5H186V4H184ZM228 5H229V4H228ZM46 6H47V5H46ZM53 6H54V5H53ZM57 6H58V5H57ZM59 6H60V5H59ZM78 6H79V5H78ZM78 6H77V7H78ZM128 6H129V5H128ZM138 6H139V5H138ZM141 6H142V5H141ZM161 6H162V5H161ZM163 6H164V5H163ZM169 6H168V7H169ZM191 6H192V5H191ZM196 6H197V5H196ZM73 7H74V6H72L71 8H73ZM77 7H75V10L77 9ZM109 7H111V5H106V8H109ZM113 7H114V6H113ZM133 7H134V6H133ZM143 7H144V6H143ZM165 7H166V6H165ZM168 7H167V8H168ZM192 7H193V6H192ZM192 7H190V8H192ZM43 8H44V7H43ZM46 8H48V6H47ZM50 8H51V7H50ZM85 8H86V7H85ZM103 8H104V7H103ZM136 8H137V7H136ZM140 8H142V7H140ZM163 8H164V7H163ZM190 8H189V9H190ZM41 9H42V8H41ZM69 9H70V8H69ZM125 9H129V8H126V6L124 5V3H122V1H121L120 4L117 6V8L115 7V12H116L117 16L120 17L121 15H123V11H122V10L125 11ZM165 9H166V8H165ZM196 9H197V8H196ZM220 9H221V8H220ZM60 10H61V9H60ZM63 10H64V9H63ZM73 10H74V9H73ZM86 10H87V9H86ZM110 10H111V8H110ZM110 10H109L108 13H110ZM192 10H193V9H192ZM192 10H191V12H192ZM228 10H229V9H228ZM182 11H183V10H182ZM251 11H252V10H251ZM41 12H42V11H41ZM70 12H71V11H70ZM95 12H96V11H95ZM115 12H114V13H115ZM167 12H168V11H167ZM184 12H185V11H184ZM200 12H202V11H200ZM222 12H223V11H222ZM68 13H69V12H68ZM79 13H80V12H79ZM169 13H170V11H169ZM235 13H236V12H235ZM84 14H85V13H84ZM151 14H153V13H151ZM170 14H172V12H171ZM245 14H246V13H245ZM79 15H80V14H79ZM144 15H146V14H144ZM144 15H143V16H144ZM162 15H163V14H162ZM172 15H173V14H172ZM192 15H193V14H192ZM92 16H93V15H92ZM104 16H105V15H104ZM106 16H107V15H106ZM148 16H149V15H148ZM157 16H158V15H157ZM189 16H190V15H189ZM189 16H188V17H189ZM193 16H194V15H193ZM193 16H191V17H193ZM164 17H165V16H164ZM196 17H197V16H196ZM203 17H204V16H203ZM67 18H68V17H67ZM94 18H95V16H94ZM120 18H121V17H120ZM143 18H145V16H144ZM150 18H151V17H150ZM194 18H195V16H194ZM198 18H199V17H198ZM200 18H201V17H200ZM45 19H46V20H45ZM83 19H84V17H83ZM174 19H175V18H174ZM192 19H193V18H192ZM79 20H80V19H79ZM85 20H86V19H85ZM141 20H143V19H141ZM202 20H203V19H202ZM204 20H205V19H204ZM260 20H261V18H260ZM118 21H120V19L115 20V22H117V23H118ZM151 21H153V20H151ZM176 21H177V20H176ZM176 21H175V22H176ZM188 21H189V20H188ZM194 21H195V20H194ZM262 21H264V20L262 19ZM37 22H38V24H37ZM52 22H53V24H52ZM129 22H130V21H129ZM196 22L198 23L199 21H196ZM196 22H192V23H196ZM204 22H205V21H204ZM206 22L208 23V21H206ZM209 22H210V21H209ZM214 22H215V21H214ZM96 23H97V22H96ZM201 23H202V22H201ZM252 23H253V22H252ZM261 23H262V22H261ZM97 24H98V23H97ZM107 24H108V20L106 21V24H105V25H107ZM151 24H152V23H151ZM168 24H169V23H168ZM181 24H182V23H181ZM239 24H240V23H239ZM253 24H254V23H253ZM105 25H104V26H105ZM153 25H154V24H153ZM186 25H187V24H186ZM189 25H190V23H189ZM198 25H199V24H198ZM201 25H202V24H201ZM232 25H233V24H232ZM256 25H257V24H256ZM262 25H263V23H262ZM84 26H86V24H85ZM87 26H88V25H87ZM155 26H156V25H155ZM191 26H192V25H191ZM199 26H200V25H199ZM202 26H203V25H202ZM212 26H213V25H212ZM81 27H82V26H81ZM95 27H96V25H95ZM115 27H116V26H115ZM120 27H121V26H120ZM127 27H128V26H127ZM149 27H150V26H149ZM160 27H161V26H160ZM171 27H172V26H171ZM182 27H183V26H182ZM188 27H189V26H188ZM193 27H194V26H193ZM196 27H197V25H196ZM203 27H204V26H203ZM235 27H236V26H235ZM92 28H93V27H92ZM144 28H145V27H144ZM169 28H170V27H169ZM198 28H199V27H198ZM238 28H240V27H238ZM254 28H255V27H254ZM256 28H257V27H256ZM260 28H261V27H260ZM120 29H121V28H120ZM130 29H131L130 31H129V30L126 31V34H124L125 36H124V38H123L122 40L115 41V42H116V43H115V46H116L117 48H121V47L123 46V43H124L123 41H124L125 39H128V43H129V42L132 41L131 36H132L133 38H134V37L137 38V37L140 36V35L137 36V32H140V33L143 32V31H141V29L139 28V24H138V22H131V28H130ZM139 29H140V30H139ZM156 29H157V28H156ZM161 29H162V28H161ZM200 29H201V28H200ZM205 29H207V28H205ZM215 29H216V28H215ZM248 29H249V28H248ZM83 30H85V29H83ZM145 30H146V28H145ZM187 30H188V29L186 28V32H187ZM240 30H241V29H240ZM253 30H254V29H253ZM253 30H252V33H253ZM81 31H82V30H81ZM96 31H97V30H96ZM115 31H116V30H115ZM183 31H184V30H183ZM189 31H190V29H189ZM191 31H192V30H191ZM195 31H196V30H195ZM243 31H244V30H243ZM163 32H164V31H163ZM168 32H169V31H168ZM192 32H193V31H192ZM241 32H242V31H241ZM254 32H255V31H254ZM121 33H122V32H121ZM124 33H125V32H124ZM214 33H215V31H214ZM249 33H250V31H249ZM82 34H83V33H82ZM114 34H115V33H114ZM155 34H156V33H155ZM163 34H164V33H163ZM190 34H191V33H190ZM194 34H195V33H194ZM240 34H241V33H240ZM243 34H244V33H243ZM66 35H65V36H66ZM144 35H145V33H144ZM196 35H197V34H196ZM196 35H195V36H196ZM259 35H260V34H259ZM72 36H73V35H72ZM96 36H97V35H96ZM113 36H114V35H113ZM117 36H118V35H117ZM117 36H116V37H117ZM221 36H222V35H221ZM241 36H243V35L241 34ZM249 36H250V35H249ZM86 37H87V36H86ZM105 37H106V36H105ZM109 37H110V36H109ZM109 37H107V38H109ZM118 37H119V36H118ZM118 37H117V38H118ZM122 37H123V36H122ZM191 37H192V35H191ZM68 38H69V37H68ZM143 38H144V37H143ZM173 38H174V36H173ZM71 39H72V38H71ZM90 39H91V38H90ZM98 39H99V38H98ZM110 39H111V38H110ZM174 39H175V38H174ZM214 39H215V38H214ZM233 39L235 40V38H233ZM259 39H260V38H259ZM80 40H81V39H79L78 41H80ZM116 40H117V39H116ZM191 40H192V39H191ZM191 40H190V41H191ZM219 40H220V39H219ZM229 40H230V39H229ZM241 40H242V37H241ZM241 40L238 39L237 41L239 42V41H241ZM253 40H254V39H253ZM253 40H252V41H253ZM255 40L257 41V39H255ZM211 41H212V40H211ZM242 41H244V40H242ZM242 41H241V42H242ZM252 41L250 40L249 42H252ZM88 42H89V41H88ZM107 42H108V39H107ZM145 42H146V41H145ZM235 42H236V41H235ZM247 42H248V41H247ZM253 42H254V41H253ZM98 43H99V42H98ZM141 43H142V42H141ZM182 43H183V42H182ZM228 43H229V42L227 41V44H228ZM258 43H259V42H258ZM135 44H136V43H135ZM135 44L133 45V47L135 46ZM137 44H138V43H137ZM142 44H143V43H142ZM227 44H226V45H227ZM252 44H253V43H252ZM255 44H257V43H255ZM128 45H129V44H128ZM131 45H132V43H131ZM153 45H154V44H153ZM190 45H191V44H190ZM229 45H230V44H229ZM139 46H140V45H139ZM147 46H148V45H147ZM151 46H152V45H151ZM193 46H195V45L193 44ZM196 46H198V45H196ZM240 46H241V45H240ZM247 46H248V45H247ZM16 47H15V48H16ZM107 47H108V45H107ZM128 47H129V46H128ZM228 47H229V46H228ZM126 48H127V47H126ZM131 48H132V47H131ZM140 48H141V47H140ZM144 48H145V47H144ZM187 48H188V47H187ZM191 48H192V47H191ZM195 48H196V47H195ZM198 48H201V47H198ZM232 48H233V46L231 47V49H232ZM250 48H251V47H250ZM11 49H12V48H11ZM93 49H94V48H93ZM103 49H104V46H103ZM122 49H123V48H122ZM134 49H135V47H134ZM147 49H148V48H147ZM227 49H228V48H227ZM247 49H248V48H247ZM12 50H14V49H12ZM16 50H17V49H16ZM83 50H84V49H83ZM85 50H86V49H85ZM101 50H102V49H101ZM118 50H119V49H118ZM125 50H126V49H125ZM125 50H122V51H125ZM137 50H138V49H136V51H137ZM199 50L202 51L203 49H199ZM199 50H198V51H199ZM252 50H253V49L251 48V50H249V51L252 52ZM22 51H23V50H22ZM64 51H65V52H64ZM122 51H121V52H122ZM141 51H142V50H141ZM143 51H144V50H143ZM193 51H194V50H193ZM228 51H229V50H228ZM7 52H9L10 54L7 53ZM12 52H13V51H12ZM20 52H21V51H20ZM25 52H26V51H25ZM121 52H120V53H121ZM259 52H260V51H259ZM98 53H100V52H98ZM126 53L130 54L128 51H126V52H124V54H125L124 56H126ZM149 53H150V51H149ZM181 53H182V51H181ZM193 53H194V52H193ZM196 53H197V52H196ZM196 53H194V54L196 55ZM198 53H199V52H198ZM203 53H204V52H203ZM220 53H222V51H221ZM257 53H258V52H257ZM18 54H19V53H18ZM47 54H48V53H47ZM83 54H84V53H83ZM86 54H87V53H86ZM92 54H93V53H92ZM100 54H102L103 57H105V62L108 63L109 66H111V67H113V68H115V67L118 68V69H117V68L115 69V70H117V71H115V72H117V73L120 72L118 65L116 66L115 63H117L118 61H122V62H123L124 59H123L122 55H121V56H118V58L114 55V56H115V59H114L112 51H111V54H110V53L108 54L107 52H104V51H103V52L101 51ZM142 54H143V53H142ZM150 54H151V53H150ZM182 54H183V53H182ZM216 54H217V53H216ZM96 55H97V54H96ZM119 55H120V54H119ZM137 55H138V54H137ZM156 55H157V54H156ZM197 55H198V54H197ZM201 55H202V53H201ZM204 55H205V54H204ZM223 55H224V54H223ZM255 55H256V54H255ZM87 56H88V55H87ZM94 56H95V55H94ZM153 56H154V55H153ZM153 56H152V58H153ZM191 56H192V55H191ZM88 57H89V56H88ZM137 57H138V56H136V58H137ZM139 57H140V56H139ZM149 57H150V56H149ZM149 57H145V58L148 59ZM154 57H155V56H154ZM158 57H159V56H158ZM196 57H197V56H196ZM196 57H194V58L196 59ZM207 57H208V55H207ZM92 58H93V57H92ZM133 58H135V56L132 57V60H133ZM140 58H141V57H140ZM145 58H144V59H145ZM202 58H203V57H202ZM204 58H205V56H204ZM219 58H220V57H219ZM221 58H222V57H221ZM221 58H220V59H221ZM224 58H225V57H224ZM231 58H232V57H231ZM257 58H258V57H257ZM27 59H29V56H28ZM33 59H34V58H33ZM86 59H87V58H86ZM86 59H85V60H86ZM95 59H96V58H95ZM98 59H100V58H98ZM129 59H130V58H129ZM154 59H155V58H154ZM154 59H153V60H154ZM162 59H163V58H162ZM162 59H161V60H162ZM188 59H189V58H188ZM235 59H236V58H235ZM18 60H19V57L16 55V61H15V63H18ZM88 60H89V59H88ZM93 60H94V58H93ZM101 60H102V59H101ZM137 60H138L139 62H141L139 59H137ZM137 60H135V61H137ZM149 60H151V59H149ZM153 60H152V61H153ZM155 60H156V61H155ZM155 60H154L155 63H156V62H159L158 59H155ZM205 60H206V59H205ZM205 60H204V61H201V63H202V62L205 63ZM207 60H208V58H207ZM216 60H218V59H216ZM8 61H9V60H8ZM19 61H20V60H19ZM86 61H87V60H86ZM90 61H92V60H90ZM94 61H96V60H94ZM94 61H93V62H94ZM128 61H129V60H128ZM133 61H134V60H133ZM142 61H143V60H142ZM144 61L147 62V60H144ZM195 61H196V60H195ZM209 61H210V60H209ZM243 61H244V60H243ZM0 62H1V61H0ZM10 62H9V63H10ZM24 62H25V61H24ZM35 62H36V61H35ZM93 62H91V63L94 64ZM101 62H102V61H101ZM114 62H115V63H114ZM215 62H216V61H215ZM220 62H221V61H220ZM245 62H246V61H245ZM2 63H3V62H1V64H2ZM6 63H8V62H6ZM6 63H5V64H6ZM28 63H29V61H28ZM33 63H34V62H33ZM72 63H73V62H72ZM88 63H90V62H88ZM91 63H90V65H91ZM129 63H130V62H129ZM131 63H132V62H131ZM136 63H137V62H136ZM136 63H135V64H136ZM148 63H149V62H148ZM155 63H154V64H155ZM159 63H163V60H162V62H159ZM159 63H158V64H159ZM198 63H199V62H198ZM201 63H199V64H201ZM221 63H223V62H221ZM246 63H247V62H246ZM254 63L256 64V62H254ZM1 64H0V66H1ZM21 64H22V63H21ZM30 64H32V63H30ZM123 64H125V63H123ZM152 64H153V63H152ZM154 64H153V65H154ZM214 64H215V63H214ZM228 64H229V63H228ZM252 64H253V62H252ZM255 64H254V66H255ZM8 65H9V64H8ZM13 65H14V64H13ZM15 65H16V67H17V64H15ZM15 65H14V66H15ZM18 65H19V64H18ZM27 65H28V64H27ZM58 65H61L62 68L60 67L61 69H60L59 71H57V72H55V73L52 74V76L56 77V78H53V79L55 80L54 82H56V83H55V84H50L49 81H44V82H43V81H42V78L45 77V76H48V71H49L48 69H49L50 67H54V68H55V66H58ZM100 65H101V64H100ZM126 65H127V64H126ZM131 65L134 66V64H131ZM144 65H145V64H144ZM156 65H157V64H156ZM156 65H155V66H156ZM168 65H169V64H168ZM204 65H205V64H204ZM204 65H203V67H204ZM217 65H218V64H217ZM223 65H224V64H223ZM2 66H3L4 68L6 67V65L4 66V64H2ZM19 66H20V65H19ZM19 66H18V67H19ZM25 66H26V65H25ZM25 66H24V67H25ZM30 66H31V65H30ZM84 66H86V65H84ZM87 66H88V64H87ZM87 66H86V68H87ZM91 66H92V65H91ZM104 66H105V65H104ZM127 66H128V65H127ZM155 66H154V67H155ZM196 66H197V65H196ZM246 66H247V65H246ZM248 66H249V65H248ZM16 67H14V68H15V73L18 71V68H17V71H16ZM24 67H20V68H24ZM92 67H93V66H92ZM120 67H122V66H120ZM146 67H147V66H145V68H146ZM162 67H163V66H162ZM166 67H167V66H166ZM203 67H201V69H202ZM208 67H209V66H208ZM221 67H222V65H221ZM225 67H226V66H225ZM234 67H235V66H234ZM249 67H250V66H249ZM252 67H253V66H252ZM255 67H256V66H255ZM258 67H260V66H258ZM8 68L10 69V67H8ZM14 68H13V69H14ZM20 68H19V69H20ZM26 68H28V67H26ZM32 68H33V67H31V69H32ZM94 68H96V67H94ZM113 68H112V69H113ZM158 68H159V67H158ZM194 68H196V67H194ZM228 68H229V67H228ZM228 68H227L226 70H228ZM243 68H244V67L237 68V69L234 68V69H236V71H237V73L235 72L237 75H233L232 73H231V74L233 75V77L235 76V77H234L235 79H236L237 76H239L238 74H239L240 72H242V71H244V70L246 71V69H243ZM246 68H247V67H246ZM5 69H7V68H5ZM75 69H76V68H75ZM88 69H89V68H87V70H88ZM162 69H163V68H162ZM170 69H172V68H170ZM199 69H200V68H199ZM209 69H210V68H209ZM216 69H217V68H216ZM234 69H232V70H234ZM256 69H257V68H256ZM256 69H255V70H256ZM261 69H264V68H261ZM22 70H23V69H22ZM22 70H21V71H22ZM24 70H26V69H24ZM27 70H28V69H27ZM33 70H35V68H34ZM50 70H51V69H50ZM89 70H90V69H89ZM89 70H88V71H89ZM125 70H126V69H125ZM128 70H129V67H128ZM148 70H149V69H148ZM152 70H153V69H152ZM5 71H6V70H5ZM19 71H20V70H19ZM29 71H30V70H29ZM31 71H32V70H31ZM52 71H53V69H52ZM52 71H51V72H52ZM55 71H56V69H55ZM73 71H74V72H72V71H71V72L74 73L75 84H76V85L78 84L77 87H79V81H80V79H81V78H80V75L83 76V73H82L81 71H78V70H73ZM85 71H86V69H85ZM88 71H86V72H88ZM100 71H101V70H100ZM109 71H110V70H109ZM111 71H112V70H111ZM136 71H137V70H136ZM146 71H147V70H146ZM149 71H151V70H149ZM158 71H159V70H158ZM166 71H168V70H166ZM204 71H205V70H204ZM216 71H217V70H216ZM218 71H219V70H218ZM230 71H231V70H230ZM230 71H229V72H230ZM9 72L14 73L13 70L11 71V69L9 70ZM34 72H35V71H33V73H34ZM49 72H50V71H49ZM53 72H54V71H53ZM90 72L96 73V71L93 70V68L91 69ZM144 72H145V70H144ZM202 72H203V71H202ZM210 72H211V71H210ZM223 72H224V71H223ZM232 72H233V71H232ZM1 73H2V71H1ZM4 73H5V72H4ZM12 73H11V74H12ZM25 73L27 74L28 72H25ZM69 73H70V72H69ZM80 73H81V74H80ZM121 73H124L123 69H122V72H121ZM125 73H126V72H125ZM140 73H141V72H140ZM150 73L153 74L152 71H151ZM188 73H190V71H189ZM197 73H198V72H197ZM203 73H204V72H203ZM206 73H207V72H206ZM206 73L204 74V76L206 75ZM252 73H253V72H252ZM260 73L262 74L261 70H260ZM6 74H7V73H6ZM118 74H119V73H118ZM118 74H117V75H118ZM127 74H128V73H127ZM138 74H139V73H138ZM141 74H142V73H141ZM155 74H156V73H155ZM159 74H160V73H159ZM159 74H158V76H159ZM211 74H212V73H211ZM229 74H230V73H229ZM243 74H244V73H243ZM249 74H250V72H249ZM254 74L256 75V72H255ZM254 74H253V75H254ZM257 74H258V73H257ZM4 75H5V74H4ZM85 75H86V74H85ZM87 75H88V74H87ZM87 75H86V76H87ZM120 75H122V77L124 76L123 74H120ZM130 75H132V74H129V76H130ZM147 75H148V74H147ZM156 75H157V74H156ZM227 75H228V74H227ZM247 75H248V73H247ZM258 75H259V74H258ZM258 75H257V76H258ZM7 76H6V78H7ZM23 76H24V75H23ZM115 76H116V75H115ZM143 76H144V75H143ZM153 76H154V74H153ZM153 76H152V78H154ZM194 76H195V75H194ZM202 76H203V75H202ZM204 76H203V77H204ZM206 76H207V75H206ZM211 76H212V75H211ZM241 76H242V75H241ZM4 77H5V76H4ZM11 77H12V75H11ZM26 77H27V75H26ZM70 77H71V76H70ZM70 77H68V78L71 79ZM88 77H89V76H88ZM88 77H87V78H88ZM93 77H94V76H93ZM95 77H96V76H95ZM122 77H121V78H122ZM135 77H136V76H135ZM141 77H142V76H141ZM149 77H150V76H149ZM149 77H148V78H149ZM230 77H231V75H230ZM230 77H229V80H230ZM250 77H251V75H250ZM258 77H259V76H258ZM0 78H1V76H0ZM87 78H86V79H87ZM98 78H99V77H98ZM130 78L132 79V77H130ZM137 78H138V77H137ZM243 78H244V76L242 77V79H243ZM246 78H248V76H247ZM256 78H257V77H256ZM259 78H261V76H260ZM262 78H263V77H262ZM3 79H4V78H3ZM53 79H52V80H53ZM86 79H85V80H86ZM95 79H96V78H95ZM104 79H105V77H102L101 79H99V82L101 83V81L104 80ZM119 79H120V78H119ZM123 79H124V78H123ZM143 79H144V77H143ZM146 79H147V76H146ZM149 79H150V78H149ZM201 79H203V78H201ZM218 79H219V78H218ZM237 79L239 80V79H241V78H237ZM0 80H1V79H0ZM4 80H5V79H4ZM47 80H48V79H47ZM49 80H51V78H50ZM126 80H127V76H126ZM141 80H142V79H141ZM153 80H156V79H153ZM153 80H152V81H153ZM163 80H164V79H163ZM205 80H206V79H205ZM205 80H204V81H205ZM2 81H3V80H2ZM72 81H73V80H72ZM117 81H118V80H117ZM130 81H131V80H130ZM130 81H129V82H130ZM142 81H143V80H142ZM146 81H147V80H146ZM149 81H150V80H149ZM158 81H159V80H158ZM160 81H161V78H160ZM226 81H227V80H226ZM236 81H237V80H235V82H236ZM259 81H260V80H259ZM259 81H258V84H259ZM82 82H83V81H82ZM84 82L87 83V80L84 81ZM126 82H127V81H126ZM133 82H134V81H133ZM133 82H132V83H133ZM202 82H203V81H202ZM205 82H207V81H205ZM227 82H228V81H227ZM242 82H245V81L242 80ZM247 82H248V81H247ZM251 82H252V81H251ZM253 82H254V80H253ZM263 82H264V81H263ZM8 83H10V82L8 81ZM151 83H152V82H151ZM199 83H201V82L199 81ZM228 83H230V82H228ZM236 83H237V82H236ZM4 84H5V83H4ZM11 84H10V85H11ZM75 84H74V85H75ZM95 84H96V83H95ZM101 84H102V83H101ZM113 84H114V83H113ZM139 84H141V83H139ZM144 84H145V83H144ZM144 84H142V85H144ZM148 84H149V83H148ZM152 84H153V83H152ZM154 84H156V83H154ZM159 84H160V83H159ZM231 84H232V83H231ZM83 85H84V83H83ZM85 85H86V84H85ZM87 85H88V84H87ZM106 85H107V83H106ZM106 85H104L103 87H105ZM110 85H111V84H110ZM117 85H118V84H116V86H117ZM145 85H146V84H145ZM161 85H163V83H162ZM161 85H160V86H161ZM195 85H196V84H195ZM197 85H199V84H197ZM203 85H204V84H203ZM216 85H217V84H216ZM5 86H7V85H5ZM116 86H115V87H116ZM120 86H121V85H120ZM131 86H132V85H131ZM134 86H135V85H134ZM154 86H155V87H154ZM154 86H153V87L156 88L157 85H154ZM200 86H201V85H199V88H200ZM222 86H223V85H222ZM224 86H225V85H224ZM236 86H237V85H236ZM236 86H235V87H236ZM244 86L246 87V85H244ZM23 87H24V88H23ZM103 87H99V90H101ZM153 87L151 86V88H152L151 95H152L153 97L151 96L152 99H150V101H149L150 103H148L145 99H142V100H141V105L153 106V104H154V100H158V101H160V99H159L158 97L156 98V94L158 93L159 89H158V91H157L156 89H155V91H154V88H153ZM158 87H159V86H158ZM158 87H157V88H158ZM194 87H195V86H194ZM205 87H207V83H206V86H205ZM232 87H233V85H232ZM235 87H234V89H235ZM0 88H1V87H0ZM2 88H3V87H2ZM6 88H7V87H5V89H6ZM86 88H87V86H86ZM140 88H141V87H140ZM142 88H144V87H142ZM161 88H162V87H161ZM161 88H160V89H161ZM192 88H193V87H192ZM203 88H204V87H203ZM236 88H237V87H236ZM252 88H253V87H252ZM257 88H260V87H257ZM8 89H9V87H8ZM71 89H72V88H71ZM78 89H79V88H78ZM107 89H108V88H106V90H107ZM138 89H139V88H138ZM206 89H207V88H206ZM220 89H221V88H220ZM224 89H225V88H224ZM224 89H223V90H224ZM250 89H251V88H250ZM0 90H1V89H0ZM2 90H3V89H2ZM109 90H110V89H109ZM127 90H128V89H127ZM130 90H131V89H130ZM135 90H136V89H135ZM135 90H134V91H135ZM141 90H142V89H141ZM194 90H195V89H194ZM199 90H200V89H199ZM212 90H213V89H212ZM212 90H211V91H212ZM215 90H216V88H215ZM235 90L237 91V89H235ZM253 90H254V89H253ZM255 90H256V87H255ZM3 91H4V90H3ZM60 91H61V90H60ZM91 91H92V90H91ZM103 91H104V89H103ZM111 91H112V90H111ZM113 91H114V90H113ZM139 91H140V90H139ZM145 91H146V90L143 89V90H142V93L145 92ZM153 91H154V95H153ZM236 91H235V92H236ZM257 91H258V90H257ZM7 92H8V91H7ZM96 92H97V91H96ZM130 92H131V91H130ZM132 92H133V91H132ZM156 92H157V93H156ZM201 92H202V90H201ZM201 92H200L199 94H202ZM243 92H244V89H243ZM246 92H247V91H246ZM29 93H30V95H33V96L28 97V94H29ZM108 93H109V95H110V92H108ZM113 93H114V92H112L111 94H113ZM126 93H127V92H126ZM139 93H140V92H138V95H137V96H139ZM183 93H184V92H183ZM203 93H204V91H203ZM205 93H206V91H205ZM210 93H211V92H210ZM213 93H215V92L213 91ZM2 94H3V93H2ZM8 94H9V93H8ZM159 94H160V93H159ZM159 94H157V95H159ZM165 94H166V93H165ZM191 94H192V93H191ZM224 94H225V93H224ZM245 94H246V93H245ZM4 95H5V94H4ZM9 95H10V94H9ZM9 95H8V96H9ZM83 95H84V94H83ZM96 95H97V94H96ZM106 95H108V94L105 93V97H106ZM114 95H117V94L115 93V94H113V96H114ZM118 95L120 96V95H122V94H118ZM123 95H124V94H123ZM127 95H128V94H126V96H127ZM132 95H133V94H132ZM177 95H178V94H177ZM204 95H205V94H203V96H204ZM211 95H212V94H211ZM211 95H210V96H211ZM214 95H216V94H214ZM220 95H221V94H220ZM225 95H226V94H225ZM246 95H248V94H246ZM258 95H259V94H258ZM81 96H82V95H81ZM110 96H111V95H110ZM110 96H108V97L111 98ZM129 96H131V94H129ZM129 96H128V97H129ZM135 96H136V95H135ZM140 96H141V95H140ZM169 96H170V95H169ZM191 96H192V95H191ZM201 96H202V95H201ZM201 96L198 95V97H201ZM226 96H227V95H226ZM2 97H3V96H2ZM102 97H103V96H102ZM108 97H106V98H108ZM120 97H121V96H120ZM123 97H124V96H123ZM128 97H125V98H128ZM149 97H150V96H149ZM163 97H164V95H163ZM172 97H173V96H172ZM208 97H209V96H208ZM208 97H206V98H208ZM212 97H213V96H212ZM221 97H223V96H221ZM7 98H8V97H7ZM50 98H51V97H50ZM77 98H78V97H77ZM79 98H80V97H79ZM112 98H113V97H112ZM129 98H130V97H129ZM133 98H134V97H133ZM165 98H166V97H165ZM177 98H178V96H177ZM177 98H176V99H177ZM179 98H180V97H179ZM191 98H192V97H191ZM196 98H197V96H196ZM223 98H224V97H223ZM75 99H76V98H75ZM85 99H86V98H85ZM87 99H88V98H87ZM94 99H95V98H94ZM163 99H164V98H163ZM166 99H167V98H166ZM180 99H181V98H180ZM186 99H187V97H186ZM186 99H185V100H186ZM189 99H190V97H189ZM204 99H205V98H204ZM210 99H211V98H210ZM225 99H226V98H225ZM260 99H262V98H260ZM260 99H259V100H260ZM13 100H12V102H13ZM29 100H30V101H29ZM70 100H71V99H70ZM83 100H84V99H83ZM116 100H117V98H116L114 101H116ZM119 100H120V99H119ZM119 100H117V101H119ZM121 100H122V99H121ZM125 100H127V99H124V101H125ZM132 100H133V99H131V103H130L129 100H127V101H129L128 103L130 104V105H129V108H131L130 106H133V105H131V104H132ZM168 100H169V99H168ZM168 100H167V101H168ZM171 100H173V99H171ZM177 100H178V99H177ZM187 100H188V99H187ZM190 100H192V99H190ZM193 100H194V98H193ZM193 100H192V102H193ZM196 100H197V99H196ZM202 100H203V98H202ZM207 100H208V99H207ZM227 100H228V99H227ZM232 100H233V99H232ZM257 100H258V98H257ZM1 101H2V100H1ZM1 101H0V102H1ZM43 101H41V102H43ZM65 101H66V100H65ZM87 101H88V100H87ZM108 101H109V100H108ZM127 101H126V102H127ZM135 101H136V100H135ZM139 101H140V100H139ZM165 101H166V100H165ZM167 101H166V102H167ZM211 101H213V104L215 103L213 99H212ZM245 101H246V99H245ZM248 101H249V100H248ZM261 101H262V100H261ZM63 102H64V101H63ZM84 102L86 103V101H84ZM84 102H83V103H84ZM103 102H104V101H103ZM126 102H124V103H126ZM169 102H170V100H169ZM172 102H173V101H172ZM178 102H179V101H178ZM180 102H182V101L180 100ZM190 102H191V101H190ZM198 102H199V101H198ZM200 102H202V101H200ZM219 102L222 103L223 100H222V101L220 100ZM219 102H218V104H219ZM225 102H226V101H224V103H225ZM249 102H250V101H249ZM249 102H248V103H249ZM1 103H2V102H1ZM3 103H5V101H4ZM32 103H33V102H32ZM50 103H51V102H50ZM55 103H56V102H55ZM89 103H90V102H89ZM120 103H123V102H120ZM133 103H135V102L133 101ZM157 103H158V102H157ZM159 103H160V102H159ZM163 103H165V102H163ZM193 103H196V102H193ZM209 103H210V101H209ZM241 103H242V105L244 104L243 101H242ZM248 103H245V104L248 105ZM7 104H8V103H7ZM17 104H18V103H17ZM41 104H42V103H41ZM41 104H40V105H41ZM44 104H45V103H44ZM47 104H48V103H47ZM47 104H45L46 108H47ZM52 104H53V103H52ZM63 104H64V103H61V102H60V104H56V107L54 106L55 108H54L53 106H51V107L49 108L50 111L54 108V111H55V112L58 111V113H61V117H62L61 119H63V117H65L64 114L66 113V111H67V109H68V105L65 104L66 107L63 108ZM72 104H73V103H72ZM92 104H93V103H91V105H92ZM100 104H101V103H100ZM118 104H119V103H117V105H118ZM135 104H136V103H135ZM135 104H134V105H135ZM155 104H156V103H155ZM172 104H173V103H172ZM174 104H176V103H174ZM180 104H181V103H180ZM196 104H197V103H196ZM198 104H199V103H198ZM204 104H205V103H204ZM225 104H226V103H225ZM228 104H229V103H228ZM252 104H253V103H252ZM255 104H256V103H255ZM257 104H258V103H257ZM260 104H261V103H260ZM0 105H1V104H0ZM49 105H50V104H49ZM75 105H76V104H75ZM124 105H125V104H124ZM136 105H137V104H136ZM168 105H169V103H168ZM185 105H186V104H185ZM199 105H200V104H199ZM199 105H198V106H199ZM211 105H212V103H211ZM220 105H221V104H220ZM234 105H235V104H234ZM250 105H251V104H250ZM258 105H259V104H258ZM258 105H257V106H258ZM263 105H264V104H263ZM5 106H6V105H5ZM7 106H8V105H7ZM101 106H103V104H102ZM118 106H120V104H119ZM122 106H123V105H122ZM138 106H139V103H138L137 107H138ZM148 106H147V107H148ZM156 106H157V105H156ZM160 106H162V105H160ZM160 106H159V107H160ZM169 106H170V105H169ZM174 106H175V108L177 109L176 105H174ZM181 106H182V105H181ZM183 106H184V104H183ZM183 106H182V107H183ZM188 106H189V104H188ZM188 106H187V107H188ZM191 106H192V103H191ZM193 106H195V105H193ZM198 106H197L198 110L201 109V108H199ZM201 106L203 107V105H200V107H201ZM209 106H210V105H209ZM218 106H219V105H218ZM230 106H231V105H230ZM240 106H241V105H240ZM243 106H244V105H243ZM245 106H246V105H245ZM245 106H244V109L246 108ZM32 107H33V106H32ZM86 107H87V106H86ZM105 107H106V106H105ZM105 107H104V108H105ZM111 107H113V106H111ZM115 107H117V106H115ZM126 107H128V106H126ZM140 107H141V106H140ZM144 107H145V106H143V107H141V108H144ZM172 107H173V106H172ZM195 107H196V106H195ZM212 107H213V106H212ZM219 107H221V106H219ZM222 107H223V106H222ZM222 107H221V108H222ZM226 107H227V106H226ZM232 107L234 108L235 106H232ZM247 107H248V106H247ZM255 107H256V106H255ZM9 108H11V107L9 106ZM100 108H101V107H100ZM107 108H108V106H107ZM148 108L150 109L151 107H148ZM175 108H172V109H175ZM197 108H195V109H197ZM204 108H205V107H204ZM208 108L211 109V107H208ZM214 108H215V107H214ZM214 108H213V110H214ZM228 108H229V106H228ZM233 108H232V109H233ZM239 108H240V107H239ZM250 108H251V107H250ZM30 109H31V108H30ZM72 109H73V108H72ZM101 109H102V108H101ZM118 109L120 110L121 108H118ZM124 109H125V107H123V110H124ZM131 109H132V108H131ZM133 109H134V108H133ZM133 109H132V111H133ZM137 109H139V108H136V110H137ZM153 109H154V108H153ZM155 109H157V107H155ZM178 109H179V108H178ZM185 109H186V107H185ZM190 109H191V108H190ZM242 109H243V107H242ZM247 109H249V107H248ZM7 110H8V109H7ZM28 110H29V108H28ZM39 110H40V109H39ZM45 110H46V109H45ZM93 110H94V109H93ZM102 110H103V109H102ZM123 110H122V111H123ZM128 110H129V109H128ZM128 110H127V111H128ZM181 110H182V109H181ZM181 110L179 109V111H181ZM208 110H209V109H208ZM223 110H225V108H224ZM228 110H229V109H228ZM252 110L254 111V109H252ZM263 110H264V109H263ZM26 111H27V110H26ZM34 111H35V109H34ZM37 111H38V110H37ZM79 111H80V110H79ZM88 111H89V110H88ZM88 111H87V112H88ZM107 111H108V110L106 109V112H107ZM111 111H114V110L111 109ZM129 111H131V110H129ZM132 111H131V112H132ZM134 111H135V109H134ZM137 111H138V110H137ZM137 111H135V112H133V113H134V114H135V113L138 114L139 112L137 113ZM152 111H153V110H152ZM163 111H164V110H163ZM187 111H188V110H187ZM196 111H197V110H196ZM214 111H215V113H216L217 110H214ZM219 111H220V110H218V112H219ZM225 111H226V110H225ZM240 111H241V110H240ZM244 111H245V110H244ZM250 111H251V110H250ZM29 112H30V111H29ZM41 112H42V111H41ZM45 112H46V111H45ZM74 112H76V111H74ZM87 112H86V113H87ZM95 112H96V111H95ZM108 112H109V111H108ZM116 112H118V110H117ZM142 112H144V111H142ZM159 112H161V111H159ZM181 112H182V111H181ZM181 112H180V113H181ZM189 112H190V111H189ZM199 112H200V111H198V113H199ZM201 112H202V111H201ZM223 112H224V111H223ZM233 112H234V111H233ZM238 112H239V110H238ZM241 112H242V111H241ZM247 112H248V111H247ZM255 112H256V111H255ZM42 113H43V112H42ZM88 113H89V112H88ZM88 113H87V114H88ZM103 113H105V112H103ZM111 113H112V112H111ZM119 113H120V112H119ZM119 113H118V114L115 113V114H116V117H117V115H118V116H119V115L122 116V114L124 115V112L121 113V114H119ZM167 113H170V114L172 115L171 110H170V112H167ZM183 113H184V112H183ZM194 113H195V112H194ZM213 113H214V112H213ZM213 113H212V114H213ZM248 113H249V112H248ZM253 113H254V112H253ZM253 113H252V114H253ZM109 114H110V113H109ZM130 114H132V113H130ZM136 114H135V115H136ZM187 114H188V112H187ZM217 114H219V113H217ZM217 114H216V115H217ZM231 114H233V113H231ZM234 114H235V113H234ZM240 114H241V113H240ZM245 114H247V113H245ZM256 114H257V113H256ZM27 115H28V114H27ZM30 115H31V114H30ZM37 115H38V114H37ZM47 115H48V114H47ZM56 115H57V114H56ZM68 115H70V114L68 113ZM72 115H75V114H72ZM83 115H86V114L83 113ZM92 115H93V113H92ZM95 115H96V114H95ZM102 115H103V114H102ZM106 115H108V114H106ZM106 115H105V116H106ZM111 115H113V114H111ZM126 115H127V114H126ZM132 115H133V114H132ZM132 115H131V117H132V118H135V115H134V117H133ZM139 115H140V113H139ZM139 115H138V116H139ZM164 115H165V113H164ZM177 115H178V113H177ZM183 115H184V114H183ZM185 115H186V110H185ZM195 115H196V114H195ZM197 115H198V114H197ZM197 115H196V116H197ZM213 115H215V114H213ZM213 115L210 114V116H213ZM221 115H222V114H221ZM226 115H228V114H226ZM229 115H230V114H229ZM229 115L226 117V118H227V121H228V117H230ZM242 115H243V114H242ZM247 115H248V114H247ZM253 115H255V114H253ZM253 115H252V116H253ZM17 116L19 117L18 119H19L20 122L17 120V118H16ZM40 116H41V115H40ZM40 116H39V117H40ZM45 116H46V115H45ZM77 116H78V115H77ZM98 116H99V115H98ZM155 116H156V114H155ZM157 116H158V115H157ZM175 116H176V115H175ZM180 116H181V115H180ZM188 116H189V115H188ZM224 116H225V112H224ZM233 116H235V115H233ZM248 116H249V115H248ZM261 116H262V115H261ZM31 117H32V116H31ZM56 117H57V116H56ZM67 117H68V116H67ZM71 117H72V116H71ZM82 117L85 118V116H82ZM93 117H94V115H93ZM95 117H96V116H95ZM99 117H100V116H99ZM129 117H130V116H129ZM131 117H130V118H131ZM147 117H148V116L146 115V118H147ZM166 117H167V116H166ZM168 117H170V116H168ZM213 117H214V116H213ZM215 117H216V116H215ZM241 117L244 118V116H241ZM245 117H246V115H245ZM249 117H250V116H249ZM257 117H258V116H257ZM262 117H264V116H262ZM262 117H259L260 120L262 119ZM43 118H44V117H43ZM57 118H58V117H57ZM68 118H69V117H68ZM78 118H79V117H78ZM102 118H104V117H102ZM118 118H119V117H118ZM124 118H125V117H124ZM130 118H129V120H130ZM132 118H131V119H132ZM163 118H164V117H163ZM170 118H171V117H170ZM170 118H169V119H170ZM192 118H193V117H192ZM198 118H199V117H198ZM207 118L209 119V118H211V117H207ZM239 118H240V117H239ZM243 118H241V119H243ZM22 119H24V118H22ZM26 119H28V118H26ZM31 119H32V118H31ZM65 119H66V118H65ZM157 119H158V118H157ZM175 119H176V118H175ZM187 119L190 120V118H188V117H187ZM195 119H196V118H195ZM222 119H223V117H222ZM233 119L235 120V117H233ZM251 119H252V117H251ZM255 119H256V118H255ZM28 120H29V119H28ZM34 120H35V119H34ZM34 120H33V121H34ZM38 120H39V119H38ZM40 120H41V119H40ZM58 120H60V119H58ZM68 120H70V119H68ZM88 120H90V119H88ZM88 120H86V121H88ZM102 120H105V119H102ZM117 120H118V119H117ZM120 120H121V119H120ZM122 120H124L123 117H122ZM127 120H128V119H127ZM164 120H165V119H164ZM218 120H220V118H218ZM223 120H224V119H223ZM223 120H222V121H223ZM229 120H231V117L229 118ZM243 120H244V119H243ZM245 120H246V119H245ZM260 120H259V121H260ZM263 120H264V118H263ZM3 121H4V119H3ZM24 121H26V120L24 119ZM41 121H42V120H41ZM46 121H47V120H46ZM61 121H62V120H61ZM61 121H59V122H61ZM91 121H92V118H91ZM97 121H98V120H97ZM132 121H133V120H132ZM134 121H135V119H134ZM134 121H133V122H134ZM150 121H151V120H150ZM157 121H158V120H157ZM168 121H170V120H168ZM190 121H191V120H190ZM207 121H208V120H207ZM209 121H210V123H211V122L213 121V118H212V121H211V120H209ZM216 121H217V117H216ZM224 121H225V120H224ZM231 121H232V120H231ZM231 121H230V122H231ZM237 121H238V120H237ZM8 122H9V120H8ZM22 122H23V121H22ZM26 122H27V121H26ZM26 122H24V123H26ZM29 122H30V121H29ZM29 122L27 123L26 126H28ZM36 122H37V121H36ZM38 122H39V121H38ZM55 122H57V121L55 120ZM69 122H70V121H69ZM74 122H75V121H74ZM118 122H119V121H118ZM121 122H123V121H120V123H121ZM161 122L165 123L166 120H165V122H164V121H161ZM197 122H198V120H197ZM214 122H215V120H214ZM233 122H235V121H232V123H230V125L233 124ZM240 122H241V121H240ZM243 122H245V121H243ZM260 122L263 123L262 121H260ZM11 123H12V121H11ZM31 123H32V122H31ZM31 123H30V124H31ZM71 123H72V122H71ZM107 123H108V122H107ZM123 123H124V122H123ZM123 123H122V124H123ZM148 123H149V122H148ZM163 123H162V124H163ZM185 123H186V122H185ZM199 123H201V122H199ZM207 123H208V122H206V124H207ZM210 123H209V124H210ZM217 123H219V122H217ZM223 123H224V122H223ZM227 123H228V122H227ZM238 123H239V122H238ZM250 123H251V122H250ZM253 123H255V122H253ZM9 124H10V123H9ZM30 124H29V125H30ZM32 124H34V122H33ZM40 124H42V123H40ZM43 124H44V121H43ZM55 124H56V123H55ZM55 124H54V125H55ZM59 124H60V123H59ZM89 124H90V123H88L87 126H88ZM101 124H102V123H101ZM103 124H105V121L103 122ZM157 124H158V123H157ZM159 124H160V122H159ZM169 124H170V123H169ZM172 124H173V123H172ZM196 124H197V123H196ZM214 124H215V126H216V123H214ZM236 124H237V123H236ZM241 124H242V123H241ZM247 124H249V123L247 122ZM263 124H264V123H263ZM263 124H259V125L262 126ZM34 125H35V124H34ZM49 125H50V124H49ZM51 125L53 126V124H51ZM51 125H50V129H51ZM81 125H82V124H81ZM109 125H110V124H109ZM124 125H125V124H124ZM126 125H127V124H126ZM138 125H139V123H138ZM147 125H148V124H147ZM147 125H146V126H147ZM149 125H150V123H149ZM164 125H165V124H164ZM181 125H182V124H181ZM184 125H185V124H184ZM186 125H187V124H186ZM204 125H205V124H204ZM219 125H220V123H219ZM225 125H228V126H229V123H228V124H225ZM225 125H224V126H225ZM238 125H239V124H238ZM242 125H243V124H242ZM11 126H12V125H11ZM11 126H10V127H11ZM22 126H23V125H22ZM24 126H25V125H24ZM30 126H31V125H30ZM39 126H40V125H38V127H36V128L38 129ZM42 126H43V125H42ZM42 126H41V127H42ZM46 126H47V125H46ZM58 126H59V125H58ZM58 126H56L55 128H57ZM61 126H62V125H61ZM64 126H65V125H64ZM64 126H63V127H64ZM67 126H68V125H66V127H67ZM69 126H70V125H69ZM69 126H68V127H69ZM92 126H93V124H92ZM94 126H95V124H94ZM97 126H98V125H97ZM152 126H153V125H152ZM161 126H162V125H161ZM175 126H176V125H175ZM191 126H193V124H191ZM194 126H196V125H194ZM210 126H212V124H210ZM213 126H214V125H213ZM220 126H222V125H220ZM228 126H227V127H228ZM244 126H245V124H244ZM246 126H247V125H246ZM250 126H251V125H250ZM250 126H248V127L250 128ZM252 126H254V125H252ZM252 126H251V127H252ZM255 126H256V125H255ZM261 126H260V127H261ZM7 127H8V126H7ZM43 127H44V126H43ZM47 127H48V126H47ZM76 127H77V126H76ZM89 127H91V125H89ZM102 127H103V126H102ZM107 127H109V126H107ZM129 127H130V126H129ZM132 127H133V126H132ZM136 127H137V126H136ZM199 127H200V126H198V127H196V128H199ZM201 127H202V125H201ZM203 127H204V126H203ZM208 127H209V125H208ZM227 127L225 126L226 130H228ZM242 127H243V126H242ZM242 127H240V128H242ZM12 128H13V127H12ZM31 128H32V127H31ZM33 128H34V127H33ZM55 128H53V129L55 130ZM64 128H65V127H64ZM87 128H88V127H87ZM96 128H97V127H96ZM96 128H94V129H96ZM141 128H142V127H141ZM143 128H145V125H144ZM148 128H150V127H148ZM156 128H157V126H156ZM163 128H164V127H163ZM166 128H167V127H166ZM212 128H213V127H211L210 130H211ZM223 128H224V127H223ZM237 128H238V127H237ZM258 128H259V127H258ZM258 128L256 127V129H258ZM13 129H14V128H13ZM62 129H63V128H62ZM62 129H61V130H62ZM94 129H93V131H94ZM123 129H124V128H122V130H123ZM135 129H136V128H135ZM137 129H138V128H137ZM168 129H169V128H168ZM172 129H173V128H172ZM181 129H182V127H181ZM184 129H186V128H184ZM189 129H190V128H189ZM191 129H192V128H191ZM199 129L201 130V128H199ZM202 129L204 130V129H206V128H202ZM207 129H208V128H207ZM207 129H206L205 131H207ZM214 129H215V128H213V130H214ZM219 129H220V128H219ZM231 129H232V128H231ZM242 129H243V128H242ZM245 129H246V128H245ZM245 129H244V130H245ZM253 129H254V128H253ZM253 129L250 128V130H253ZM24 130H25V129H24ZM28 130H29V129H28ZM32 130H33V129H32ZM32 130H31V131H32ZM38 130H41V129L39 128ZM42 130L44 131V129H42ZM42 130H41V131H42ZM79 130H80V129H79ZM86 130H87V129H86ZM107 130H108V128H107ZM114 130H115V129H114ZM130 130H131V129H130ZM141 130H142V129H141ZM156 130H157V129H156ZM197 130H198V129H197ZM213 130H212V131H213ZM223 130H224V129H223ZM244 130H243V131H244ZM254 130H255V129H254ZM262 130H263V129H262ZM15 131H16V129H15ZM20 131H21V130L19 129V133H20ZM22 131H23V130H22ZM46 131H47V130H46ZM51 131H53V130H51ZM51 131L49 130V132H50L49 135H50V134L52 135V133H54V132L51 133ZM76 131H77V130H76ZM87 131H91V130H87ZM93 131H91V132H93ZM109 131H112V130L110 129ZM142 131H143V130H142ZM157 131H159V130H157ZM182 131H183V129H182ZM186 131H187V130H186ZM193 131L196 132V130H193V129H192V131H191L192 134H193ZM201 131H202V130H201ZM228 131H229V130H228ZM228 131H227V132H228ZM237 131H238V129H236V132H237ZM243 131H242V132H243ZM255 131H256V130H255ZM257 131H259V130H257ZM257 131H256V132H257ZM23 132H24V131H23ZM58 132H59V131H58ZM97 132H98V131H97ZM102 132H103V131H102ZM131 132H132V131H131ZM144 132L146 133V131H144ZM188 132H189V133H188ZM208 132H209V131H208ZM227 132H225V133L222 132V133H223V134H226V136H229L230 133L228 132V134H227ZM230 132H231V130H230ZM236 132H235V134H236ZM239 132H240V130H239ZM239 132H238V134H239ZM244 132L246 133V131H244ZM253 132H254V131H253ZM253 132L251 131V133H253ZM260 132L262 133L261 129H260ZM34 133H35V132H34ZM34 133H33V134H34ZM55 133H56V132H55ZM86 133H87V132H86ZM86 133H85V134H86ZM94 133L96 134V132H94ZM103 133H104V132H103ZM109 133H110V132H109ZM122 133L124 134V133H126V132H122ZM148 133H150V132H148ZM148 133H147V134H148ZM161 133H162V132H161ZM163 133H164V132H163ZM177 133H178V132H177ZM177 133L174 132L173 134L176 135ZM179 133H181V132H179ZM179 133H178V134H179ZM197 133H199V132H197ZM202 133H203V132H202ZM204 133H205V132H204ZM204 133H203V134H204ZM233 133H234V132H233ZM247 133H248V131H247ZM247 133H246V134H247ZM257 133H258V132H257ZM4 134H5V133H4ZM4 134H3V135H4ZM12 134H13V133H12ZM14 134H16V132H15ZM14 134H13V135H14ZM28 134H29V133H28ZM45 134H46V132H45ZM72 134H73V133H72ZM81 134H83V133H81ZM110 134H111V133H110ZM117 134H119V133H117ZM132 134H133V133H131L130 135H132ZM136 134H137V133H136ZM147 134H146V136H147ZM166 134H167V133H166ZM170 134H171V133H170ZM173 134H171V136H172ZM188 134H190V131H187V135H188ZM195 134H196V133H195ZM209 134H210V133H209ZM218 134L220 135L221 132L218 133ZM253 134H254V133H253ZM258 134H259V133H258ZM258 134H257V135H258ZM43 135H44V134H43ZM49 135H48V136H49ZM51 135H50V136H51ZM70 135H71V134H70ZM96 135H97V134H96ZM100 135H101V134H100ZM111 135H112V134H111ZM113 135H114V134H113ZM124 135H128V133H126V134H124ZM168 135H169V134H168ZM168 135H167V136H168ZM179 135H180V134H179ZM204 135H206V134H204ZM204 135H203V138H205ZM231 135H232V134H231ZM242 135H243V133H242ZM254 135H255V134H254ZM7 136H8V135H7ZM15 136H16V135H15ZM18 136H19V134H18ZM18 136H17V137H18ZM27 136H29V135H27ZM34 136H35V135H34ZM34 136H33V137H34ZM48 136H47V137H48ZM53 136H54V135H53ZM56 136H57V135H56ZM58 136H59V135H58ZM62 136H63V135H62ZM87 136H88V135H87ZM89 136H91V135H89ZM92 136H93V135H92ZM163 136H164V135H163ZM169 136H170V135H169ZM171 136L169 137L170 139H169V138H168V139L171 140V141H173V139H171ZM188 136H189V135H188ZM213 136H214V132H213ZM213 136H210L211 139H213V138H212ZM222 136H223V135H222ZM222 136H220V137H222ZM226 136H223V137H222V138L224 139V141H227V138H226V140H225V137H226ZM233 136H234V135H232L231 138H232ZM239 136H241V135H239ZM249 136H250V135H249ZM249 136H248V137H249ZM251 136H252V135H251ZM21 137H22V136H21ZM33 137H32V138H33ZM36 137H37V136H36ZM40 137H41V140H42V134H41ZM40 137H39V138H40ZM82 137H83V136H82ZM94 137H95V135H94ZM101 137H102V136H101ZM114 137H116V136H114ZM129 137H130V136H129ZM131 137H132V136H131ZM135 137H136V136H135ZM180 137H181V136H180ZM183 137H184V136H183ZM190 137H192V136H189V137H188V141H189ZM229 137H230V136H229ZM237 137H238V136L236 135V139H237ZM241 137H242V136H241ZM248 137H247V139H248ZM253 137H254V136H253ZM255 137H257V139H258L259 135H258V136H255ZM263 137H264V136H263ZM29 138H31V136H30ZM43 138H45V137H43ZM51 138H52V137H51ZM51 138H50V139H51ZM53 138H54V137H53ZM63 138H64V136H63ZM66 138H67V137H66ZM66 138H64V139H66ZM84 138H86V136H84ZM107 138H108V135H107ZM112 138H113V137H112ZM118 138H119V135H118ZM149 138H150V137H149ZM156 138H157V137H156ZM166 138H167V137H166ZM166 138L163 137V140H165ZM176 138H177V137H176ZM178 138H179V136H178ZM196 138H197V137H196ZM206 138H207V136H206ZM208 138H209V135H208ZM214 138H215V137H214ZM234 138H235V136H234ZM244 138H245V137H244ZM251 138H252V137H251ZM46 139H47V138H46ZM64 139H63V141H64ZM80 139H81V138H80ZM95 139H98V138H95ZM103 139H106V138H103ZM110 139H111V138H109L108 140H110ZM113 139H114V138H113ZM134 139H135V138H134ZM147 139H148V138H147ZM152 139H153V138H152ZM152 139H151V140H152ZM182 139H183V138H182ZM182 139H181V140H182ZM191 139H192V138H191ZM219 139H220V138H219ZM219 139H218V140H219ZM228 139H230V138H228ZM242 139H243V137H242ZM255 139H256V138H255ZM255 139L253 140V138H252L251 140L255 141ZM22 140H23V139H22ZM38 140H39V139H38ZM43 140H44V139H43ZM43 140H42V141H43ZM77 140H78V139H77ZM84 140H85V139H84ZM90 140H91V139H90ZM92 140H93V139H92ZM101 140H102V139H101ZM145 140H146V138H145ZM169 140H168V141H169ZM175 140H176V139H175ZM181 140H180V141H181ZM192 140H193V139H192ZM192 140H191V141H192ZM215 140H217V139H215ZM239 140L242 141L241 138H240ZM259 140H261V139L259 138ZM46 141H47V140H46ZM48 141H49V140H48ZM85 141H86V140H85ZM102 141H103V140H102ZM111 141H112V140H111ZM119 141H120V140H119ZM168 141H167V142H168ZM171 141H170V143H171ZM213 141H214V140H212V143H213ZM219 141H220V140H219ZM228 141H229V140H228ZM231 141H233V140H231ZM245 141H246V140H245ZM249 141H250V140H249ZM32 142H33V141H32ZM65 142H66V141H65ZM82 142H83V141H82ZM99 142H100V141H99ZM123 142H124V141H123ZM125 142H126V140H125ZM141 142H142V139H141ZM234 142H235V141H234ZM237 142H238V141H237ZM242 142H243V141H242ZM250 142H251V141H250ZM255 142H256V141H255ZM255 142H254V143H255ZM257 142H258V141H257ZM257 142H256V143H257ZM22 143H23V142H22ZM35 143H36V142H35ZM45 143H46V142H45ZM45 143H44V144H45ZM48 143H49V142H48ZM106 143H107V141H106ZM144 143H145V142H144ZM154 143H155V142H154ZM172 143H173V142H172ZM172 143H171V144H172ZM174 143H177V144H178V141H175ZM174 143H173L172 145H176V144H174ZM179 143H182V142H179ZM186 143H187V142H186ZM200 143H201V142H200ZM207 143H209L208 140H207ZM228 143H229V142H228ZM231 143H232V142H231ZM235 143H236V142H235ZM244 143H245V142H244ZM256 143H255L254 146H256ZM259 143H260V142H259ZM261 143H263V141H261ZM10 144H11V143H10ZM24 144H25V143H24ZM26 144H27V143H26ZM29 144H30V143H29ZM64 144H65V143H64ZM83 144H88V141H87V143L84 142ZM83 144H82V145H83ZM97 144H98V143H97ZM130 144H131V142H130ZM138 144H139V143H138ZM140 144H141V143H140ZM140 144H139V145H140ZM182 144L184 145V143H182ZM182 144H181V147H182ZM189 144H190V143H189ZM192 144H193V143H191V145H192ZM209 144H210V143H209ZM214 144L216 145V142H215ZM218 144H220V142H219ZM224 144H225V143H224ZM232 144H233V143H232ZM232 144H231V145H232ZM239 144H241V142H239ZM252 144H253V143H252ZM32 145H33V144H32ZM48 145H49V144H48ZM92 145H93V144H92ZM101 145H102V144H101ZM158 145H160V144H158ZM179 145H180V144H179ZM185 145H186V144H185ZM234 145H235V144H234ZM234 145H233V146H234ZM237 145H238V143H237ZM244 145H245V144H244ZM250 145H251V144H250ZM260 145H261V144H260ZM262 145H263V144H262ZM262 145H261V146H262ZM99 146H100V145H99ZM99 146H98V147H99ZM108 146H109V145H108ZM140 146H141V145H140ZM142 146H143V143H142ZM144 146H145V145H144ZM146 146L148 147V145H146ZM165 146H166V145H165ZM177 146H178V145H177ZM186 146H187V145H186ZM223 146H224V145H223ZM228 146H229V145H228ZM245 146H246V149L250 148V147H248L247 145H245ZM245 146H244V147H245ZM251 146H252V145H251ZM28 147H29V145H28ZM31 147H32V146H31ZM85 147H86V146H85ZM93 147H94V146H93ZM101 147H102V146H101ZM171 147H172V146H171ZM171 147H170V148H171ZM175 147H176V146H175ZM175 147H174V148H175ZM187 147H188V146H187ZM202 147H203V145L201 146V150H202ZM231 147H232V146H231ZM247 147H248V148H247ZM252 147H253V146H252ZM257 147H258V149H259V146H257ZM22 148H23V147H22ZM86 148H87V147H86ZM102 148H103V147H102ZM106 148H107V147H106ZM218 148H220L219 145H218ZM224 148L227 149L226 147H224ZM239 148H241V146H240ZM242 148H243V147H242ZM242 148H241V150H242ZM253 148H254V147H253ZM45 149H46V148H45ZM47 149H48V148H47ZM88 149H89V148H88ZM147 149H148V148H147ZM166 149H167V148H166ZM181 149H182V148H181ZM222 149H223V148H222ZM222 149H221V150H222ZM236 149H238V148H236ZM236 149H234V150L236 151ZM244 149H245V148H244ZM246 149H245V150H246ZM16 150H18V149L16 148ZM23 150H24V149H23ZM31 150H32V149H31ZM67 150H68V149H67ZM73 150H74V148H73ZM98 150L100 151L101 149H98ZM104 150H105V149H104ZM134 150H135V149H134ZM176 150H178V149H175V152H176ZM189 150H190V149H189ZM192 150H194V149H192ZM192 150H191V152H192ZM218 150H219V149H218ZM223 150H224V149H223ZM234 150H233V151H234ZM238 150H239V149H238ZM250 150H251V149H250ZM253 150H254V149H253ZM253 150H251V151H253ZM255 150H256V149H255ZM19 151H20V150H19ZM99 151H98V152H99ZM106 151H107V150H106ZM106 151H105V152H106ZM110 151H111V150H110ZM113 151H116V150H113ZM173 151H174V149H173ZM179 151H181V150H179ZM184 151H185V150H184ZM186 151H187V150H186ZM204 151H205V148H204ZM219 151H220V150H219ZM243 151H244V150H243ZM21 152H22V151H21ZM35 152H36V151H35ZM71 152H72V151H71ZM78 152H79V151H78ZM94 152H96L95 149H94ZM134 152H135V151H134ZM202 152H203V150H202ZM226 152H227V151L224 150L223 153L226 154ZM245 152H248V153H249L250 151H249V149H248V150H246ZM255 152H256V151H255ZM29 153H30V152H28V154H29ZM88 153H89V151H88ZM102 153H103V151H102L100 154H102ZM119 153H121V152H119ZM122 153H123V152H122ZM140 153H141V152H140ZM170 153H171V152H170ZM179 153H181V152H178V156H179ZM189 153H190V151H189ZM189 153H186V154H189ZM217 153H218V152H217ZM223 153H222V154H223ZM233 153H234V152H233ZM236 153H237V152H236ZM236 153H235V154H236ZM238 153H239V152H238ZM240 153H241V152H240ZM250 153H251V152H250ZM261 153H262V152H261ZM31 154H32V153H31ZM45 154H46V153H45ZM68 154H69V153H68ZM71 154H72V153H71ZM92 154H93V153H92ZM112 154H113V153H112ZM133 154H134V153H133ZM174 154H175V153H174ZM181 154H182V153H181ZM181 154H180V155H181ZM190 154H191V153H190ZM219 154H220V152H219ZM243 154H244V152H243ZM256 154H257V152H256ZM13 155H14V153H13ZM20 155H21V154H20ZM20 155H19V156H20ZM48 155H49V154H48ZM105 155H106V154H105ZM113 155H114V154H113ZM115 155H116V153H115ZM115 155H114V156H115ZM129 155H130V153H129ZM172 155H173V154H172ZM182 155H183V154H182ZM184 155H185V154H184ZM192 155H193V154H192ZM241 155H242V154H241ZM251 155H253V154H251ZM254 155H255V154H254ZM14 156H15V155H14ZM19 156H18V157H19ZM24 156H25V155H24ZM70 156L72 157V155H70ZM74 156H75V155H74ZM100 156H103V155H100ZM106 156H107V155H106ZM106 156H104V159H105ZM116 156H117V155H116ZM125 156H126V155H125ZM131 156H132V155H131ZM176 156H177V155H176ZM190 156H191V155H190ZM190 156H189V157H190ZM193 156H194V155H193ZM210 156H211V155H210ZM227 156H228V155H227ZM230 156H232L231 153H230ZM230 156H229V157H230ZM18 157H17V159H18ZM76 157H78V156L76 155ZM111 157H112V156H111ZM117 157H119V156H117ZM138 157H139V156H138ZM173 157H175V156H173ZM183 157H184V156H183ZM189 157H186V159H187V158L189 159ZM212 157H213V156H212ZM253 157H254V156H252V158H253ZM257 157H258V156H257ZM260 157H262V159H263V156H260ZM19 158H20V157H19ZM25 158H26V157H25ZM25 158H24V159H25ZM38 158H40V157H38ZM73 158H74V157H73ZM112 158H113V157H112ZM114 158H116V157H114ZM150 158H151V157H150ZM153 158H154V157H153ZM153 158H152V159H153ZM160 158H161V157H160ZM179 158H180V157H179ZM184 158H185V157H184ZM193 158H194V157H193ZM193 158L191 157V160H192ZM218 158H219V157H218ZM218 158H216V162L218 161V160H217ZM220 158H221V157H220ZM244 158H245V157H244ZM248 158H249V157H248ZM24 159H23V160H24ZM45 159H46V158H45ZM55 159H56V158H55ZM118 159H119V158H118ZM158 159H159V157H158ZM175 159H176V158H175ZM188 159H187V160H188ZM227 159H228V158H227ZM229 159H230V158H229ZM231 159H232V158H231ZM238 159H239V158H238ZM238 159H237V160H238ZM255 159H256V158H255ZM13 160H14V159H13ZM32 160H33V158H32ZM35 160H36V159H35ZM35 160H34V161H35ZM74 160H75V159H74ZM113 160H114V159H113ZM115 160H116V159H115ZM162 160H163V159H162ZM177 160H178V162H179V159H177ZM187 160H186V161H187ZM198 160H199V159H198ZM198 160H197V161H198ZM211 160H212V162H211V164H212V163H213V160H215V159H211ZM219 160H220V159H219ZM223 160H224V159H223ZM225 160H226V159H225ZM243 160H244V159H243ZM30 161H31V159H30ZM37 161H38V160H37ZM39 161H41V160H39ZM116 161H117V160H116ZM116 161H115V164L118 162V161H117V162H116ZM153 161H154V160H153ZM166 161H167V160H166ZM166 161H165V162H166ZM180 161H182V160L180 159ZM188 161H190V159H189ZM234 161H236V160H233V162H234ZM241 161H242V160H241ZM246 161H248V160H246ZM262 161H263V160H262ZM74 162H75V161H74ZM110 162H111V161H110ZM122 162H123V161H122ZM129 162H130V161H129ZM156 162H157V161H156ZM158 162H160V161H158ZM191 162H192V161H191ZM194 162H195V161H194ZM216 162H214V163H216ZM218 162H220V161H218ZM230 162H232V161H230ZM37 163L39 164V162H37ZM41 163H42V162H41ZM41 163H40V164H41ZM48 163H49V162H48ZM84 163H86V162H84ZM84 163H83V164H84ZM152 163H153V162H152ZM160 163H161V162H160ZM162 163H163V162H162ZM186 163H187V162H186ZM198 163H199V162H198ZM235 163H236V162H235ZM235 163H234V164H235ZM239 163H240V162H239ZM241 163H242V162H241ZM243 163H244V162H243ZM247 163H249V162H247ZM253 163H254V162H253ZM259 163H260V162H259ZM11 164H12V163H11ZM20 164H21V166H23V169H28V170H30V169H29V166H30L31 162H29V161H24V162H20ZM43 164H44V163H43ZM76 164H77V163H76ZM174 164H175V163H174ZM177 164H178V163H176L175 165H177ZM181 164H182V163H181ZM188 164L191 165V163H188ZM227 164H228V163H227ZM232 164H233V163H232ZM244 164H245V163H244ZM250 164H251V163H250ZM256 164H258L257 161H256ZM263 164H264V162H263ZM263 164H262V165H263ZM17 165H18V164H17ZM31 165H32V167L34 168L35 165L33 166V163H32ZM77 165H78V164H77ZM93 165H94V164H93ZM118 165H119V164H118ZM158 165H159V164H158ZM175 165H174V166H175ZM196 165H197V164H196ZM209 165H210V164H209ZM212 165H213V164H212ZM214 165H215V164H214ZM221 165H223V164H221ZM224 165H225V162H224ZM235 165H236V164H235ZM237 165H238V164H237ZM237 165H236V167H237ZM44 166H45V165H44ZM44 166H43V167H44ZM79 166H80V165H79ZM79 166H78V167H79ZM130 166H132V165H130ZM178 166H179V165H178ZM180 166H182V165H180ZM186 166L188 167V165H186ZM216 166H217V164H216ZM227 166H228V165H227ZM250 166H252V164H251ZM253 166H254V167H253L254 170L252 171L253 173L251 174L252 177H254L255 174H256L257 172H259V169H257L258 167H256L254 164H253ZM16 167H17V166H16ZM16 167H15V168H16ZM30 167H31V166H30ZM43 167H42V168H43ZM46 167H47V166H46ZM48 167H49V166H48ZM48 167H47V168H48ZM72 167H73V166H72ZM80 167H81V166H80ZM80 167H79V168H80ZM99 167H100V166H99ZM119 167H120V166H119ZM189 167H192V166H189ZM196 167H198V165H197ZM199 167H201V166H199ZM211 167H212V166H211ZM211 167H210V168H211ZM13 168H14V167H13ZM44 168H45V167H44ZM47 168H45V169H47ZM76 168H77V167H76ZM79 168H78V171H79ZM81 168H82V167H81ZM87 168H88V167H87ZM89 168H90V167H89ZM113 168H114V167H113ZM124 168H125V167H124ZM132 168H133V167H132ZM139 168H141V167H139ZM139 168H138V169H139ZM151 168L154 169L155 166H154V168H153V167H151ZM159 168H160V167H159ZM164 168H165V166H164ZM176 168H177V167H176ZM214 168L216 169V167H214ZM224 168H226V167H224ZM227 168H228V167H227ZM231 168H232V167H231ZM231 168H229V170H232ZM234 168H235V166H234ZM244 168H246V166L243 167V169H244ZM248 168H249V167H248ZM23 169H22V171H23ZM35 169H37V168H35ZM35 169H34V170H35ZM40 169H41V168L39 167V170H40ZM84 169H85V168H84ZM107 169H108V168H107ZM141 169H142V168H141ZM165 169H166V168H165ZM174 169H175V168H174ZM178 169H179V168H178ZM182 169H183V166H182ZM207 169H208V168H207ZM212 169H213V168H212ZM215 169H214V170H215ZM235 169H236V168H235ZM15 170H16V169H15ZM90 170H91V169H90ZM184 170H185V169H183V172H185ZM186 170L189 171V169H187V168H186ZM196 170H197V169H196ZM229 170H227V171L229 172ZM22 171H20V172L22 173ZM41 171H43V170H41ZM48 171H49V169H48ZM93 171H94V170H93ZM138 171H139V170H138ZM140 171H141V170H140ZM151 171H152V170H151ZM159 171H160V170H159ZM167 171H168V170H167ZM176 171H178V170L176 169ZM176 171H175V172H176ZM188 171H187V172H188ZM194 171H195V170H194ZM197 171H198V173H199V170H197ZM207 171H208V170H207ZM209 171H210V170H209ZM221 171H222V170H221ZM227 171H226V172H227ZM232 171H233V170H232ZM263 171H264V170H263ZM13 172H14V171H13ZM15 172H16V171H15ZM27 172H28V171H27ZM30 172H31V171H30ZM57 172H58V171H57ZM57 172H56V173H57ZM74 172H75V171H73V174H74ZM81 172L83 173L82 170H81ZM88 172H89V171H88ZM127 172H128V171H127ZM161 172H162V171H161ZM163 172H164V171H163ZM180 172H181V171H179V173H180ZM233 172H234V171H233ZM82 173H81V176H82ZM110 173H111V172H110ZM138 173H139V172H138ZM164 173H165V172H164ZM164 173H163V174H164ZM179 173H178V174H179ZM188 173H189V172H188ZM191 173H194V172H191ZM209 173H210V172H209ZM216 173H217V172H216ZM235 173H239V172L236 171ZM235 173H234V174H235ZM240 173H241V172H240ZM247 173H249V172H247ZM14 174H15V173H14ZM24 174H25V173L23 172V176H24ZM41 174H42V173H41ZM43 174H44V173H43ZM76 174H79V172L76 173ZM92 174H93V173H92ZM114 174H116V173L114 172ZM144 174H145V173H144ZM154 174H155V173H154ZM171 174H172V173H171ZM182 174H185V173H182ZM194 174H195V173H194ZM210 174H212V173H210ZM20 175H21V174H20ZM25 175H26V174H25ZM34 175H36V174H34ZM84 175H85V174H84ZM110 175H111V174H110ZM118 175H119V174H118ZM139 175H140V174H139ZM150 175H152V174H150ZM161 175H162V173H161ZM167 175H168V173H167ZM167 175H166V176H167ZM179 175H180V174H179ZM190 175H191V174H190ZM192 175H193V174H192ZM217 175H218V174H217ZM222 175H223V173H222ZM222 175H221V176H222ZM224 175L226 176V175H228V174H225V173H224ZM236 175H238V174H236ZM236 175H234V176L236 177ZM262 175H263V172L260 171V174H259L258 177H260V176H262ZM21 176H22V175H21ZM21 176H20V177H21ZM40 176H41V175H40ZM45 176H47V175H45ZM58 176H59V175H58ZM78 176H79V175H78ZM81 176H80V177H81ZM114 176H115V178H116V175H114ZM114 176H113V177H114ZM169 176H171V175H169ZM195 176H196V175H195ZM205 176H206V175H204V177H205ZM232 176H233V175H232ZM25 177H26V176H25ZM43 177H44V176H43ZM59 177H61V176H59ZM67 177H68V176H67ZM71 177H72V176H71ZM73 177H74V176H73ZM75 177H76V176H75ZM75 177H74V178H75ZM82 177H83V176H82ZM94 177H95V176H94ZM113 177H112L111 179H113ZM152 177H153V176H152ZM154 177H155V176H154ZM185 177H186V174H185ZM192 177L194 178V176H192ZM201 177H202V175H201ZM201 177H200V178H201ZM228 177H229V175H228ZM228 177H227V181L231 178V177H230V178L228 179ZM44 178H45V177H44ZM44 178H43V179H44ZM99 178H100V177H99ZM115 178H114V179H115ZM117 178H118V177H117ZM139 178H140V177H139ZM146 178H147V177H146ZM159 178H160V177H158V179H159ZM186 178L188 179V178H190V177H188V175H187ZM195 178H196V177H195ZM198 178H199V177H198ZM218 178H219V177H218ZM223 178H224V177H223ZM225 178H226V177H225ZM225 178H224V179H225ZM256 178H257V177H256ZM256 178H255V179H256ZM262 178H263V177H262ZM22 179H23V178H22ZM60 179H61V178H60ZM64 179H67V178H64ZM69 179H70V178H69ZM91 179H92V177H91ZM94 179H95V178H94ZM122 179H123V178H122ZM135 179H136V178H135ZM153 179H154V178H153ZM153 179H152V180H153ZM182 179H183V178H182ZM187 179H186V181L188 182ZM191 179H192V178H191ZM201 179H202V178H201ZM207 179H208V178H207ZM212 179H213V178H212ZM224 179H223V180H224ZM236 179H237V178H236ZM236 179H235V180H236ZM239 179H240V178H239ZM250 179H251V178H250ZM253 179H254V178H253ZM24 180H25V179H24ZM24 180H23V181L21 180V181L24 182ZM36 180H37V179H36ZM61 180H63V179H61ZM72 180H73V179H72ZM76 180H77V179H76ZM76 180H75V183L77 182ZM79 180H80V179H79ZM98 180H99V179H98ZM115 180H116V179H115ZM115 180H114V181H115ZM170 180H171V179H170ZM183 180H184V179H183ZM194 180H195V179H194ZM196 180H197V178H196ZM198 180H199V179H198ZM232 180H234V178H233ZM45 181H46V180H44V182H45ZM65 181H66V180H65ZM87 181H88V180H87ZM114 181H113V182H114ZM147 181H148V180H147ZM163 181H165V180H163ZM184 181H185V180H184ZM221 181H222V180H221ZM27 182H28V181H27ZM88 182H89V181H88ZM138 182H139V181H138ZM153 182H154V181H153ZM160 182H161V180H160ZM167 182H169V181H167ZM198 182H200V181H198ZM204 182H205V181H203V183H204ZM219 182H220V181H218V183H219ZM225 182H226V181H225ZM234 182H235V181H234ZM237 182H238V180H237ZM255 182H256V181H255ZM29 183H30V182H29ZM59 183H60V182H59ZM63 183H64V182H63ZM66 183H67V182H66ZM73 183H74V180H73ZM75 183H74V184H75ZM79 183L81 184L82 182H78V184H79ZM90 183H91V182H90ZM96 183H97V182H96ZM100 183H101V182H100ZM103 183H104V182H103ZM107 183H108V182H107ZM119 183H120V182H119ZM130 183H131V182H130ZM135 183H136V182H135ZM163 183H164V182H163ZM183 183H184V182H183ZM183 183H182V184H183ZM189 183H190V182H189ZM193 183H195V182H193ZM207 183H208V182H207ZM31 184H32V183H31ZM55 184H56V183H55ZM57 184H58V183H57ZM61 184H62V182H61ZM114 184H115V183H114ZM132 184H133V183H132ZM144 184H145V183H144ZM174 184H175V183H174ZM185 184H186V183H185ZM185 184L183 185V187L186 186ZM190 184H191V183H190ZM196 184H197V183L193 184V187H194ZM200 184H201V182H200ZM222 184H223V183H222ZM226 184H229V182L226 183ZM226 184L224 183L223 185L226 187ZM236 184H237V183H236ZM243 184H244V183H243ZM255 184H256V183H255ZM68 185H69V184H68ZM82 185H83V184H82ZM84 185H85V184H84ZM89 185H90V184H89ZM97 185H98V184H97ZM101 185H102V184H101ZM115 185H116V184H115ZM163 185H166V184H163ZM167 185H168V184H167ZM171 185H172V184H171ZM171 185H170V187H171ZM188 185H189V184H188ZM188 185H187V186H188ZM197 185H198V184H197ZM201 185H202V184H201ZM2 186H3V185H2ZM24 186H25V185H24ZM26 186H27V184H26ZM48 186H49V185H48ZM59 186H60V185H59ZM98 186H99V185H98ZM102 186H103V185H102ZM102 186H101V187H102ZM120 186H121V185H120ZM205 186H206V185H205ZM230 186H231V185H230ZM232 186H233V185H232ZM257 186H258V185H257ZM18 187H21V185L18 186ZM29 187H31V185H30ZM32 187H33V186H32ZM64 187H65V186H64ZM80 187H83V189H85L84 186H81V185H80ZM86 187L88 188L87 185H86ZM99 187H100V186H99ZM111 187H112V186H111ZM116 187H117V186H116ZM116 187H115V189H116ZM142 187H143V186H142ZM145 187H146V186H145ZM181 187H182V186H181ZM199 187H200V186H199ZM203 187H204V186H203ZM225 187H224V188H225ZM237 187H238V186H237ZM255 187H256V186H255ZM14 188H15V187H14ZM34 188H35V186L33 187V190H32V191H34ZM52 188H53V187H52ZM87 188H86L85 190H87ZM91 188H92V187H91ZM103 188H104V187H103ZM133 188H134V187H133ZM186 188H187V187H186ZM218 188H219V186H218ZM228 188H229V186H228ZM262 188H263V187H262ZM18 189H19V188H18ZM18 189H17V190H18ZM22 189H23V188H22ZM35 189H36V188H35ZM46 189H49V188H46ZM57 189H58V188H57ZM68 189H69V188H68ZM95 189H97V187H95ZM107 189H109V188H107ZM144 189H145V188H144ZM152 189H153V188H152ZM168 189H169V188H168ZM188 189H189V187H188ZM190 189H191V187H190ZM231 189H232V187H231ZM231 189H230V190H231ZM236 189H237V188H236ZM253 189H254V187H253ZM26 190H27V188H26ZM36 190H37V189H36ZM77 190H78V189H77ZM100 190H101V189H100ZM103 190H105V189H103ZM166 190H167V189H166ZM170 190H171V189H170ZM182 190H183V189H182ZM184 190H185V189H184ZM191 190H192V189H191ZM203 190H204V189H203ZM227 190H228V189H227ZM233 190H234V188H233ZM22 191H23V190H22ZM37 191H38V190H37ZM41 191H42V190H40V193H41ZM45 191H46V190H45ZM53 191H54V190H53ZM87 191H88V190H87ZM91 191H92V190H91ZM97 191H98V189H97ZM97 191H96V192H97ZM109 191H111V189H110ZM109 191H108V192H109ZM152 191H153V190H152ZM185 191H186V190H185ZM189 191H190V190H189ZM198 191H199V192H198ZM198 191H197L198 193H203L202 190L200 191V190L198 189ZM220 191H221V190H220ZM238 191H239V190H238ZM16 192H19V191H16ZM20 192H21V191H20ZM23 192L25 193V191H23ZM29 192H30V191H29ZM42 192H43V191H42ZM60 192H61V191H59V193H60ZM96 192H93V193L98 194V193H96ZM98 192H99V191H98ZM101 192H102V190H101ZM103 192H104V194H105V191H103ZM115 192H116V191H115ZM117 192H118V191H117ZM141 192H142V191H141ZM170 192H171V191H170ZM179 192H180V191H179ZM186 192H187V191H186ZM195 192H196V191H195ZM197 192H196V193H197ZM217 192H218V191H217ZM222 192H224V191H222ZM230 192H231V191H230ZM234 192H235V190L233 191V194H232V195H235ZM1 193H2V192H1ZM14 193H15V192H14ZM43 193H44V192H43ZM45 193H46V192H45ZM62 193H64V192H62ZM65 193H66V192H65ZM93 193H92V194H93ZM106 193H107V190H106ZM110 193H111V192H110ZM113 193H114V192H113ZM182 193H184V192H182ZM235 193H236V192H235ZM237 193H240V192H237ZM3 194H4V193H3ZM3 194H2V195H3ZM20 194H21V193H20ZM26 194H27V193H25V195H26ZM28 194H29V193H28ZM46 194H47V193H46ZM52 194H53V193H52ZM92 194H91V195H92ZM118 194H119V193H118ZM220 194H221V193H220ZM223 194H224V193H223ZM223 194H222V195H223ZM225 194H226V193H225ZM225 194H224V195H225ZM31 195H32V194H31ZM36 195H37V194H36ZM60 195H61V194H60ZM87 195H88V194H87ZM101 195H102V193H101ZM146 195H147V194H146ZM169 195H172V194H169ZM184 195H185V194H184ZM187 195H188V193H187ZM190 195H191V194H190ZM210 195H211V194H210ZM3 196H4V195H3ZM23 196H24V195H23ZM33 196H34V195H33ZM33 196H32V197H33ZM37 196H38V195H37ZM40 196H41V195H40ZM51 196H52V195H51ZM66 196H67V195H66ZM89 196H90V194H89ZM89 196H87V197H89ZM116 196H117V195H116ZM143 196H144V195H143ZM163 196H165V195H163ZM167 196H168V195H167ZM174 196H175V195H174ZM211 196H212V195H211ZM238 196H240V195H238ZM19 197H20V195H19ZM19 197H18V198H19ZM25 197H26V196H25ZM28 197H29V195H28ZM41 197H42V196H41ZM41 197H40V199H41ZM47 197H48V195H47ZM56 197H57V196H56ZM103 197H104V196H103ZM140 197H141V196H140ZM144 197H145V196H144ZM144 197H143V198H144ZM148 197L152 198V196H148ZM185 197H186V196H185ZM190 197H192V195H191ZM193 197H194V196H193ZM200 197H201V196H200ZM208 197H209V196H208ZM229 197H230V196H229ZM231 197H232V196H231ZM236 197H237V196H236ZM14 198H15V197H14ZM16 198H17V197H16ZM16 198H15V199H16ZM18 198H17V199H18ZM35 198H36V197H35ZM42 198H43V197H42ZM49 198H50V197H49ZM52 198H53V197H52ZM66 198H67V197H66ZM80 198H81V197H80ZM90 198H91V197H90ZM101 198H102V197H101ZM107 198H109V197L107 196ZM115 198H116V197H115ZM115 198H114L113 200H118V199H115ZM118 198H119V195H118ZM135 198H136V197H135ZM169 198H170V197H169ZM172 198H173V197H172ZM196 198H197V197H196ZM196 198H195V200H196ZM201 198H202V197H201ZM206 198H207V197H206ZM210 198H211V197H210ZM217 198H218V197H217ZM225 198H228V197H225ZM233 198H235V197H233ZM30 199H32V198L30 197ZM45 199H46V198H45ZM57 199H58V198H57ZM105 199H106V198H105ZM110 199H111V197H110ZM138 199H139V198H138ZM145 199H147V198H145ZM153 199H155V197H154ZM153 199L150 200V201H153ZM163 199H164V197H163ZM175 199H176V198H175ZM193 199H194V198H193ZM228 199H229V198H228ZM241 199H244V198H241ZM241 199H240V200H241ZM248 199H250V198H248ZM248 199H247V200H248ZM19 200H21V199H19ZM36 200H37V199H36ZM42 200H44V198H43ZM47 200H48V198H47ZM49 200H50V199H49ZM54 200H55V199H54ZM61 200H62V199H61ZM69 200H70V198H69ZM80 200H82V199H80ZM93 200H94V199H93ZM108 200H109V199H108ZM159 200H160V199H159ZM176 200H177V199H176ZM202 200H203V199H202ZM226 200H227V199H226ZM226 200H224V201H226ZM1 201H2V200H1ZM22 201H23V200H22ZM34 201H35V200H34ZM45 201H46V200H45ZM73 201H74V200H73ZM105 201H106V200H105ZM120 201H121V200H120ZM150 201H149V202H150ZM171 201H172V200H171ZM171 201H169L168 203H170ZM188 201H189V200H188ZM190 201H191V200H190ZM193 201H194V200H193ZM197 201H198V200H197ZM197 201L194 202V203H198ZM199 201H200V200H199ZM204 201H206V200H204ZM229 201H230V200H229ZM229 201H228V203H229ZM234 201H235V199H234L232 202H234ZM259 201H260V200H259ZM24 202L26 203V201H24ZM37 202H38V200H37ZM59 202H60V199H59ZM79 202H80V201H79ZM81 202H82V201H81ZM143 202H144V201H142L141 204H140V202H139V204L141 205V207L143 206V205H142ZM153 202H154V201H153ZM153 202H150V203H152V204H156L155 202H154V203H153ZM157 202H158V201H157ZM177 202H178V200H177ZM183 202H184V201H183ZM206 202H207V201H206ZM239 202H240V201H239ZM239 202H238V203H239ZM21 203H22V202H21ZM38 203H39V202H38ZM51 203H52V202H51ZM54 203H55V202H54ZM63 203H64V200H63ZM63 203L61 202V205H63ZM72 203H73V202H72ZM82 203H83V202H82ZM87 203H88V202H87ZM136 203H137V202H136ZM136 203H135V204H136ZM144 203H145V202H144ZM150 203H149V204H150ZM159 203H160V202H159ZM159 203H158V204H159ZM181 203H182V202H181ZM194 203H193V205H194ZM245 203H246V202H245ZM16 204H17V203H16ZM16 204L14 205L15 207H16ZM39 204L41 205V203H39ZM46 204H47V203H46ZM58 204H59V203H58ZM80 204H81V203H80ZM116 204H117V203H116ZM139 204H137V205H139ZM175 204H177V203L175 202ZM189 204H190V203H188V205H189ZM199 204H200V203H199ZM201 204H203V203H201ZM201 204H200V205H201ZM211 204H212V203H211ZM213 204H216V203H213ZM247 204H248V203H247ZM247 204H245L246 207H247ZM19 205H20V204H19ZM21 205H22V204H21ZM24 205H25V204H24ZM26 205H27V204H26ZM29 205H30V204H29ZM29 205H28V206H29ZM40 205H39V206H40ZM82 205H83V204H82ZM90 205H91V204H90ZM117 205H118V204H117ZM150 205H151V204H150ZM184 205H185V202H184ZM188 205H187V206H188ZM190 205H191V204H190ZM230 205H231V204H230ZM63 206H64V205H63ZM66 206H67V205H66ZM66 206H65V207H66ZM111 206H112V205H111ZM154 206H155V205H154ZM163 206H165V205L163 204ZM173 206H174V205H173ZM178 206H179V205H178ZM201 206H203V205H201ZM208 206H209V205H208ZM236 206H237V205H236ZM236 206L234 205V207H236ZM252 206H253V205H252ZM17 207H18V206H17ZM21 207H22V206H21ZM34 207H35V206H34ZM55 207H56V206H55ZM55 207H54V208H55ZM91 207H93V206H91ZM113 207H114V206H113ZM141 207H140V208H141ZM148 207H149V206H148ZM167 207L169 208L168 204H167ZM170 207H171V206H170ZM179 207H180V206H179ZM179 207H178V208H179ZM181 207H182V206H181ZM188 207H189V206H188ZM194 207H195V206H194ZM194 207H193V208H194ZM198 207H199V206H198ZM198 207H197V209H198ZM211 207H212V206H211ZM214 207H215V206H214ZM253 207H254V206H253ZM8 208H9V207H8ZM38 208H39V207H38ZM48 208H50V207H48ZM73 208H74V207H73ZM73 208H72V209H73ZM84 208H85V207H84ZM84 208H83V209H84ZM144 208H145V207H144ZM175 208H176V207H174V208H172V209H175ZM190 208H191V207H190ZM200 208H201V207H200ZM241 208H242V207H241ZM254 208H255V207H254ZM13 209H14V208H13ZM15 209H16V208H15ZM41 209H42V208H41ZM41 209H40V210H41ZM57 209H58V208H57ZM57 209H56V210H57ZM86 209H87V208H86ZM112 209H114V208H112ZM112 209L110 208L111 212L114 213V211H112ZM132 209H133V207H132ZM135 209H136V208H135ZM137 209H139V207H138ZM147 209H148V208H147ZM162 209H163V208H162ZM172 209H171V210H172ZM205 209H206V206H205ZM209 209H210V206H209ZM230 209H231V208H230ZM230 209H229V210H230ZM244 209H245V207H244ZM249 209H250V208H249ZM2 210H3V209H2ZM23 210H24V209H23ZM42 210H44V209H42ZM61 210H62V209H61ZM61 210H60V211H61ZM84 210H85V209H84ZM141 210H142V209H141ZM143 210H144V209H143ZM158 210H159V209H158ZM160 210H161V209H160ZM171 210H170V211H171ZM199 210H200V209H199ZM202 210H204V208H203ZM14 211H15V210H14ZM21 211H22V209H21ZM31 211H32V210H31ZM44 211H45V210H44ZM63 211H64V210H63ZM89 211H90V210H89ZM95 211H96V210H95ZM107 211H108V210H107ZM133 211H135V210H133ZM147 211H149V210H147ZM147 211H146V213H147ZM172 211H174V210H172ZM177 211H178V213L180 212L179 210H177ZM185 211H186V207H185ZM185 211H184V213H185ZM196 211H197V210H196ZM210 211H211V209H210ZM212 211H213V210H212ZM217 211H218V210H217ZM230 211H231V210H230ZM237 211H238V210H237ZM237 211H236V212H237ZM243 211H244V210H243ZM245 211H246V210H245ZM17 212H18V211H17ZM49 212H51V211H49ZM49 212H48V213H49ZM67 212H68V211H67ZM74 212H75V211H74ZM142 212H143V211H141V213H142ZM162 212H163V211H162ZM164 212H165V211H164ZM164 212H163V213H164ZM166 212H167V210H166ZM190 212H191V211H190ZM192 212H193V211H192ZM253 212H254V211H253ZM13 213H14V212H13ZM22 213H23V212H22ZM33 213H34V212H33ZM33 213H32V214H33ZM53 213H54V212H53ZM59 213H60V212H59ZM63 213H64V212H63ZM108 213H110V212H108ZM115 213H116V212H115ZM119 213H121V212H119ZM174 213H175V212H174ZM180 213H181V212H180ZM184 213H181V214H184ZM208 213H209V211H208ZM208 213H207V210H206V213H205V214H208ZM210 213H211V212H210ZM210 213H209V214H210ZM218 213H219V212H218ZM231 213H232V211H231ZM238 213H239V212H238ZM244 213H246V212H244ZM261 213H262V212H261ZM14 214H15V213H14ZM14 214H13V215H14ZM23 214H24V213H23ZM29 214H31V213H29ZM57 214H58V213H57ZM57 214L55 213V216H56ZM60 214H61V213H60ZM74 214H75V213H74ZM78 214H79V213H78ZM91 214H92V213H91ZM124 214H125V213H123V215H124ZM160 214H161V213H160ZM170 214H171V213H170ZM202 214H203V212H202ZM202 214H201V215H202ZM212 214H213V213H212ZM214 214H217V213L214 212ZM228 214H229V213H228ZM240 214H241V213H240ZM253 214H254V213H253ZM27 215H28V213H27ZM34 215H35V214H34ZM38 215L41 216L40 213H39ZM42 215H45V214H42ZM62 215H64V214H62ZM103 215H104V214H103ZM106 215H107V214H106ZM109 215H110V214H109ZM113 215H114V214H113ZM116 215H118V214H116ZM137 215H138V214H137ZM140 215H141V214H140ZM147 215H148V214H147ZM149 215H150V213H149ZM155 215H156V213H155ZM162 215H163V214H162ZM174 215H175V214H174ZM177 215H178V214H177ZM184 215H185V214H184ZM184 215H182V216L184 217ZM188 215H189V214H188ZM219 215H220V214H219ZM221 215H222V214H221ZM229 215H231V214H229ZM229 215H228V216H229ZM237 215H239V214H237ZM237 215H235V216L233 215V216L236 217ZM245 215H246V214H245ZM17 216H18V215H17ZM47 216H48V215H47ZM52 216H53V215H52ZM73 216H74V218H75V215H73ZM101 216H102V215H101ZM120 216H121V214H120ZM125 216H126V215H125ZM125 216H124V217H125ZM142 216H144V215H142ZM142 216H141V217H142ZM163 216H165V214H164ZM195 216H196V215H195ZM198 216H199V212H198ZM203 216H204V215H203ZM223 216H224V215H223ZM228 216H225V218L228 217ZM233 216L231 215V217H233ZM242 216H244V215H242ZM14 217H15V215H14ZM21 217H23V216H21ZM36 217H37V216H36ZM43 217H44V216H43ZM45 217H46V215H45ZM58 217L60 218L61 216H58ZM58 217H57V218H58ZM77 217H78V215H77ZM77 217H76V218H77ZM111 217H112V216H111ZM118 217H119V216H117V218H118ZM122 217H123V216H122ZM180 217H181V216H179V217H177V218L180 219ZM183 217H182L181 219H184ZM206 217H207V216H206ZM206 217H205V219H206ZM220 217H221V216H220ZM245 217H246V216H245ZM19 218H20V217H19ZM19 218H18V219H19ZM29 218H30V217H29ZM29 218H28V219H29ZM41 218H42V217H41ZM78 218H79V217H78ZM113 218H114V217H113ZM113 218H111V219H113ZM115 218H116V216H115ZM163 218H164V217H163ZM166 218H167V217H166ZM201 218H204V217H201ZM208 218H210V217H208ZM212 218H213V217H212ZM225 218H224V220H225ZM228 218H230V216H229ZM22 219H23V218H22ZM38 219H40V218H38ZM43 219H44V218H43ZM51 219H52V218H51ZM101 219H102V218H101ZM101 219H100V220H101ZM105 219L107 220V218H105ZM121 219L124 220V218H121ZM139 219H141V218H139ZM151 219H152V217H151ZM189 219H190V218H189ZM214 219H215V218H214ZM221 219H222V218H221ZM221 219L219 220V222L221 221ZM232 219H233V218H232ZM74 220L77 221L78 219H74ZM109 220H110V217H109ZM116 220H117V219H116ZM177 220H178V219H177ZM194 220H195V219H194ZM206 220H207V219H206ZM210 220H211V219H210ZM224 220H223V222H224ZM238 220L241 221V222H240V226H241V228H238V227H235V228H234V224H233V232H232V231H229V232H228V234H232V243H229V242H228L230 245H229V244H228L229 246L226 245V250H224V251H226V254H225V255L228 256V257L231 256V255L229 256V254L234 255V254L240 253V250H239L240 248H237V246H239V245L242 246L243 244H246V245H248V246H251V245H252L251 242H252L253 239L256 237V235L259 236V234H257V231H256V232L254 231V227H253V224L255 225L254 222H250V223L248 224V227H249V230H248V231H249V232H246L247 234L244 236L242 232H245V230H244V224H243L242 222L246 221L247 219L244 218V217H240V216H239V217H238ZM16 221H17V219H16ZM19 221H21V218H20ZM32 221H33V220H32ZM48 221H49V220H48ZM48 221L46 220V222H48ZM79 221H80V220H79ZM79 221H78V223H79ZM91 221H92V220H91ZM97 221H98V220H97ZM112 221H114V220H112ZM120 221H121V220H120ZM139 221H140V220H139ZM146 221H147V220H146ZM168 221H170V220H169V217H168ZM184 221H185V220H184ZM191 221H193V220H191ZM199 221H200V220H199ZM216 221H217V219H216ZM232 221H233V220H232ZM235 221H237V219H235ZM34 222H36V221H34ZM49 222H50V221H49ZM52 222H53V221H52ZM62 222H63V221H62ZM73 222H74V221H73ZM100 222H101V221H100ZM104 222H107V221L104 220ZM108 222H109V221H108ZM108 222H107V224H108ZM121 222H124V221H121ZM147 222H148V221H147ZM165 222H166V219H164V223H165ZM177 222H178V221H177ZM181 222H182V221H181ZM185 222H186V221H185ZM196 222H197V221H196ZM203 222H204V221H203ZM209 222H210V221H209ZM219 222H218V223H219ZM20 223H21V222H20ZM28 223H29V222H28ZM31 223H33V222H31ZM40 223H41V222H40ZM40 223H38V224H40ZM42 223H43V222H42ZM54 223H56V222H54ZM54 223H53V224H54ZM111 223H112V222H111ZM129 223H130V222H129ZM129 223H128V224H129ZM135 223H136V222H135ZM145 223H146V222H145ZM148 223H150V222H148ZM148 223H147V226H148ZM164 223H163V224H164ZM187 223H189V222H187ZM187 223H186V224H187ZM190 223H191V222H190ZM192 223H193V222H192ZM194 223H195V221H194ZM194 223H193V225H194ZM200 223H201V222H200ZM200 223H199V225H200ZM206 223H207V222H206ZM235 223H236V222H235ZM22 224H23V223H22ZM49 224H50V223H49ZM76 224H77V222H76ZM76 224H74V225L76 226ZM79 224H80V223H79ZM91 224H92V223H91ZM98 224H99V223H98ZM105 224H106V223H105ZM109 224H110V223H109ZM114 224H115V222H114ZM118 224H119V223H118ZM122 224H124V223H122ZM122 224H120V225H122ZM125 224H126V222H125ZM140 224H141V223H140ZM161 224H162V223H161ZM165 224H166V223H165ZM168 224H169V223H168ZM197 224H198V223H197ZM201 224H202V223H201ZM208 224H209V223H208ZM208 224H207V226H208ZM210 224H212V222H211ZM231 224H232V223H231ZM236 224H237V223H236ZM242 224H243V225H242ZM245 224H247V223L245 222ZM24 225H25V224H24ZM58 225H59V224H58ZM58 225H55V224H54L55 227L58 226ZM63 225L65 226V224L62 223V226H63ZM80 225H81V224H80ZM87 225H88V224H87ZM94 225H95V224H94ZM112 225H113V224H112ZM112 225H111V226H112ZM115 225H116V224H115ZM157 225H158V224H157ZM174 225L176 226V224H174ZM179 225H180V223H179ZM179 225H178V226H179ZM183 225H184V222H183ZM191 225H192V224H191ZM195 225H196V223H195ZM229 225H230V224H229ZM229 225H228V227H229ZM237 225H238V224H237ZM22 226H23V225H22ZM31 226H32V224H31ZM36 226H37V225H36ZM54 226H53V227H54ZM60 226H61V225H60ZM70 226H71V225H70ZM108 226H109V225H108ZM126 226H127V225H126ZM128 226H129V225H128ZM144 226H145V225H144ZM144 226H143V227H144ZM149 226H150V224H149ZM149 226H148V228H149ZM159 226H160V224H159ZM161 226H162V225H161ZM164 226L166 227V225H164ZM171 226H172V224H171ZM175 226H174V227H175ZM184 226H187V225H184ZM184 226L181 225L182 229H183ZM200 226H201V225H200ZM212 226H213V224H212ZM218 226H219V225H218ZM225 226H226V225H225ZM29 227H30V225H29ZM29 227H28V228H29ZM33 227H35V226L33 225ZM37 227H38V226H37ZM49 227H51V226H49ZM65 227H66V226H65ZM65 227H64V228H65ZM73 227H74V226H73ZM76 227H77V226H76ZM83 227H84V226H83ZM86 227H87V226H86ZM88 227H89V226H88ZM109 227H110V226H109ZM109 227H108V228H109ZM120 227H121V226H120ZM132 227H133V226H132ZM141 227H142V226H141ZM141 227H140V228H141ZM157 227H158V226H157ZM157 227L154 226L155 230H156ZM165 227H164V228H165ZM172 227H173V226H172ZM174 227H173V228H174ZM181 227H179L178 230H180ZM192 227H193V229H194V226H192ZM210 227H211V226H210ZM210 227H209V228H210ZM215 227H216V226H215ZM220 227H221V226H220ZM231 227H232V226H230V228H231ZM22 228L24 229V227H22ZM26 228H27V227H26ZM26 228H25V229H26ZM30 228H31V227H30ZM35 228H36V227H35ZM35 228H34V229H35ZM40 228H41V226H40ZM42 228H44V227H42ZM66 228H67V227H66ZM71 228H72V227H71ZM71 228H70V229H71ZM79 228H81V227H79ZM113 228H114V226H113ZM118 228H119V227H118ZM200 228H202V227H200ZM204 228H206V227L204 226ZM207 228H208V227H207ZM209 228H208V229H209ZM217 228H218V227H216V229H217ZM56 229H57V228H56ZM62 229H63V228H62ZM72 229H73V228H72ZM74 229H75V228H74ZM74 229L71 230V231H74ZM84 229H85V228H84ZM89 229H92V228L90 227ZM105 229H106V228H105ZM109 229H110V228H109ZM109 229H108V230H109ZM115 229H116V228H115ZM134 229H135V228H134ZM138 229H139V228H138ZM138 229H137V230H138ZM144 229H145V228H144ZM146 229H147V227H146ZM149 229H150V228H149ZM184 229H185V231H186V229L189 230L190 228H189V226H188V228L184 227ZM213 229H215V228H213ZM213 229H211V230H213ZM219 229H221V228H219ZM222 229H223V228H222ZM21 230H22V229H21ZM35 230H36V229H35ZM37 230H40V229H37ZM37 230H36V232H37V234H38V232H40V231H37ZM53 230H54V229H53ZM57 230H58V229H57ZM59 230H60V229H59ZM64 230H65V229H64ZM93 230H94V229H93ZM100 230H101V229H100ZM118 230H120V229H118ZM121 230H122V229H121ZM125 230H127V229L125 228ZM128 230L131 231L130 228H128ZM132 230H133V229H132ZM140 230H141V229H140ZM140 230H139V231H140ZM155 230H154V232H155ZM158 230H159V229H158ZM162 230H163V229H162ZM168 230H169V226H168ZM202 230H205V229L202 228ZM202 230H201V231H202ZM24 231H25V230H24ZM31 231H32V230H31ZM67 231H68V230H67ZM80 231H81V229H80ZM85 231H86V230H85ZM85 231H84V232H85ZM91 231H92V230H91ZM95 231H96V230H95ZM115 231H116V230H115ZM115 231H114V232L111 231V233L113 232V233L115 234V233L117 232V231H116V232H115ZM142 231H143V229H142ZM146 231H147V230H145V232H146ZM149 231H153V230L151 229V230H149ZM193 231H194V230H193ZM198 231H199V230H198ZM198 231H197V232H198ZM201 231H200V232H201ZM216 231H217V230H216ZM220 231H222V230H220ZM226 231H227V230H226ZM27 232H28V230H27ZM60 232H63V231H60ZM65 232H66V231H65ZM76 232H77V231H76ZM82 232H83V231H82ZM120 232H121V231H120ZM123 232H124V231L122 230V233H123ZM140 232H141V231H140ZM154 232H153V233H154ZM157 232H160V231H157ZM195 232H196V231H195ZM210 232H211V231H209V233H210ZM212 232H213V231H212ZM212 232H211V233H212ZM218 232H219V231H218ZM19 233H20V232H19ZM31 233H32V232H31ZM44 233H45V232H44ZM54 233H55V232H54ZM56 233H57V232H56ZM71 233H73V232H71ZM86 233H88V231H87ZM92 233H93V232H92ZM96 233H97V232H96ZM103 233H104V232H103ZM107 233H108V232H107ZM111 233H110V234H111ZM122 233H121V234H122ZM127 233H128V232H127ZM141 233H142V232H141ZM141 233H138V234H139V235H142ZM147 233H149V232H147ZM171 233H172V232H171ZM203 233H204V231H203ZM209 233H206V232H205V234H209ZM211 233H210V234H211ZM224 233H226V232L224 231ZM5 234H6V233H5ZM12 234H13V233H12ZM26 234H27V233H26ZM37 234H36V237H38ZM40 234H41V232H40ZM63 234H64V233H63ZM65 234H66V233H65ZM77 234H78V232H77ZM79 234H80V233H79ZM118 234H119V233H118ZM124 234H125V232L123 233V235H124ZM151 234H152V233H151ZM154 234H155V233H154ZM172 234H173V233H172ZM196 234H197V233H196ZM198 234H199V233H198ZM214 234H215V233H214ZM31 235H32V234H30V236H31ZM54 235H55V234H54ZM82 235H83V233H82ZM89 235H90V234H89ZM91 235H92V234H91ZM91 235H90V236H91ZM94 235H95V234H93V237H94ZM123 235H122V237H125V236H123ZM125 235H127V234H125ZM139 235H138V237H139ZM152 235H153V234H152ZM165 235H167V233H166ZM187 235H188V236L192 235V232H191V234H187ZM211 235H212V234H211ZM217 235H219V234L217 233ZM217 235L215 234V236H217ZM220 235H221V234H220ZM220 235H219V236H220ZM20 236H21V234H20ZM51 236H53V235H51ZM59 236H60V235H59ZM75 236H76V235H75ZM101 236H102V235H101ZM117 236H118V235H117ZM117 236H116V237H117ZM120 236H121V235H120ZM144 236H146V234H145ZM150 236H151V235H150ZM153 236H156V235H153ZM158 236H159V235H158ZM169 236H170V235H169ZM199 236H200V234H199ZM199 236H198V237H199ZM230 236H231V235H230ZM21 237H22V236H21ZM21 237H20V239H21ZM41 237H42V236H41ZM45 237H46V236H45ZM65 237H66V236H65ZM70 237H71V236H70ZM73 237H74V236H73ZM77 237H79V236H77ZM83 237H84V235H83ZM83 237H81L80 239H84ZM96 237H97V236H96ZM102 237H104V236H102ZM111 237H112V236H111ZM122 237H121V238H122ZM136 237H137V236H136ZM141 237H142V236H141ZM147 237H148V236H147ZM164 237H165V236H164ZM164 237H163V238H164ZM202 237H203V236H202ZM209 237H210V235H209ZM221 237H222V236H221ZM226 237H227V239H228L229 236L227 235ZM259 237H260V236H259ZM22 238H23V237H22ZM29 238H31V237H29ZM46 238H47V237H46ZM46 238H45V239H46ZM59 238H60V237H59ZM62 238H63V237H62ZM88 238H89V237H88ZM113 238H114V237H112V239H113ZM117 238H119V237H117ZM121 238L119 239L120 241H121ZM125 238H127V236H126ZM132 238H134V237H132ZM143 238H144V237H143ZM159 238H160V237H159ZM159 238H158V239H159ZM165 238H166V237H165ZM204 238L207 239L208 237L206 238V236H204ZM211 238H212V237H211ZM222 238H223V237H222ZM229 238H230V237H229ZM260 238L264 241V239H263L264 237H263V238L260 237ZM45 239H44V240H45ZM47 239H48V238H47ZM54 239H55V237H54ZM63 239H64V238H63ZM66 239H67V238H66ZM72 239H73V238L71 237V240H72ZM80 239H79V240H80ZM86 239H87V238H86ZM91 239H92V237H91ZM150 239H151V237H150ZM150 239H146V244H147V242H148L147 240H150ZM198 239H199V238H198ZM213 239H214V237H213ZM213 239H212V240H213ZM227 239H226V240H227ZM28 240H29V239H28ZM31 240H32V239H31ZM41 240L43 241V239H41ZM55 240H56V239H55ZM55 240H54V241H55ZM87 240H88V239H87ZM96 240H97V239H96ZM117 240H118V239H117ZM117 240H116V241H117ZM122 240H124V239H122ZM142 240H145V239H142ZM142 240L139 239V241H140L139 244H140V245H143V244H142V242H143ZM167 240H168V239H167ZM209 240H210V239H209ZM218 240H219V239H217V241H218ZM223 240H224V238H223ZM254 240H255V239H254ZM36 241H37V239H36ZM46 241H47V240H46ZM46 241H45V242H46ZM49 241H50V240H49ZM81 241H82V240H81ZM89 241H90V238H89ZM92 241H93V240H92ZM94 241H95V239H94ZM94 241H93V242H94ZM98 241H99V240H98ZM103 241H104V240H103ZM105 241H106V240H105ZM113 241H114V240H113ZM113 241H112V244H113ZM137 241H138V240H137ZM141 241H142V242H141ZM159 241H160V239H159ZM163 241H164V240H163ZM204 241H205V240H204ZM207 241H208V240H207ZM207 241H206V242H207ZM213 241H215V240H213ZM213 241H212V242H213ZM51 242H52V241H51ZM74 242H75V241H74ZM86 242H87V241H86ZM117 242H118V241H117ZM117 242H115V244H113V245H116ZM135 242H136V241H135ZM144 242H145V241H144ZM144 242H143V243H144ZM223 242H224V241H223ZM253 242H254V241H253ZM22 243H23V242H22ZM34 243H35V241H34ZM47 243H48V242H47ZM77 243H78V242H77ZM95 243H96V242H95ZM99 243H102V242L99 241ZM99 243H98V244H99ZM107 243H108V242H106V245H104V246H108ZM148 243H149V242H148ZM213 243H214V242H213ZM258 243H260V242H258ZM261 243H262V242H261ZM261 243H260V244H261ZM38 244H39V243H38ZM40 244H41V243H40ZM43 244H44V242H43ZM56 244H57V242L55 243V245H56ZM63 244H64V243H63ZM65 244H67V243L65 242ZM88 244H89V243H88ZM104 244H105V243H104ZM118 244L120 245V243H118ZM121 244H122V242H121ZM123 244H124V242H123ZM137 244H138V243H137ZM146 244H144V245H146ZM162 244H163V243H162ZM224 244H225V243H224ZM255 244H256V243H255ZM18 245H19V244H18ZM35 245H36V244H35ZM46 245H47V244H46ZM67 245H68V247H69V244H67ZM70 245H71V244H70ZM101 245H102V244H101ZM109 245H110V242H109ZM128 245H129V244H128ZM140 245H139V246H140ZM147 245H148V244H147ZM149 245H150V244H149ZM211 245H212V244H211ZM217 245H218V243H217ZM263 245H264V244H263ZM30 246H31V245H30ZM38 246H39V245H38ZM47 246H48V245H47ZM59 246H60V242H59ZM64 246H66V245H64ZM64 246H63V247H64ZM90 246H91V245H90ZM99 246H100V245H99ZM104 246H103V248H105ZM116 246H117V245H116ZM116 246H115V247H116ZM214 246H216V244H214ZM219 246H220V245H219ZM252 246H253V245H252ZM255 246H257V245H255ZM25 247L27 248V246H25ZM56 247H57V245H56ZM60 247H61V246H60ZM60 247H59V248H60ZM87 247H89V246H87ZM91 247H95V246H91ZM100 247H101V246H100ZM100 247H99V248H100ZM108 247H109V246H108ZM111 247H112V245H111ZM117 247H118V246H117ZM126 247H127V246H126ZM135 247H136V246H135ZM145 247H146V246H145ZM145 247H143V249H144ZM170 247H171V246H170ZM224 247H225V246H224ZM257 247H258V246H257ZM260 247H261V246H259V249H260ZM263 247H264V246H263ZM21 248H22V247H21ZM26 248H24V249H26ZM39 248H40V247H39ZM41 248H42V250H44L43 248H46V247H45V246H44V247L41 246ZM41 248H40V249H41ZM64 248H65V247H64ZM69 248H71V247H69ZM73 248H74V247H73ZM73 248H72V249H73ZM75 248H77V247H75ZM80 248H81V247H80ZM113 248H114V247H113ZM113 248H111V249H113ZM138 248H139V250L141 249L140 247H138ZM147 248H148V247H147ZM147 248H145L144 251H143V250H140V251H142V253H144L143 255H145V250H146ZM216 248H217V247H216ZM219 248H220V247H219ZM252 248H254V247H252ZM100 249L103 250L102 248H100ZM116 249H117V248H116ZM122 249H125V247H124V248L122 247L121 250H122ZM214 249H215V247H214ZM217 249H218V248H217ZM254 249H255V248H254ZM259 249H258V250H259ZM19 250H20V249H19ZM58 250H59V249H58ZM61 250H64V249H61ZM92 250H93V248H92ZM97 250H98V249H97ZM107 250H108V249H107ZM113 250H114V249H113ZM119 250H120V249H119ZM12 251H13V250H12ZM20 251H21V250H20ZM44 251H45V250H44ZM64 251H65V250H64ZM67 251H69V250L67 249ZM67 251H65V252L67 253ZM70 251H71V250H70ZM74 251H75V250H74ZM74 251H73V252H74ZM76 251L78 252L77 249H76ZM90 251H91V249H90ZM105 251H106V250H105ZM125 251L128 252V249L126 248ZM125 251H124V252H125ZM133 251H134V250H133ZM136 251H137V250H136ZM136 251H135V252H136ZM146 251H147V250H146ZM157 251H158V250H157ZM256 251H257V250H256ZM262 251H264V249H263ZM262 251H261V252H262ZM15 252H16V251H15ZM17 252H19V251H17ZM47 252H48V251H47ZM50 252H52V251H50ZM65 252H63V253H65ZM80 252H81V251H80ZM111 252H112V251H111ZM121 252H123V250H122ZM129 252H130V251H129ZM217 252H219V251H217ZM261 252H260V253H261ZM44 253H45V252H44ZM44 253H43V254H44ZM58 253H59V252H58ZM69 253H71V252H69ZM89 253H90V252H89ZM100 253H102V252L100 251ZM104 253H106V252H104ZM104 253H103V254H104ZM130 253H131V252H130ZM159 253H160V250L157 252V254H159ZM223 253H224V252H223ZM253 253H255V252H253ZM73 254H74V253H73ZM75 254H76V253H75ZM123 254H124V253H123ZM137 254H138V253H137ZM140 254H141V253H139V255H140ZM146 254H149V252L146 253ZM240 254H241V253H240ZM248 254H249V253H248ZM261 254H262V253H261ZM46 255H50V254H46ZM46 255L44 256V260L46 259ZM63 255H66V254H62V256H63ZM69 255H71V254H69ZM81 255H82V254H81ZM87 255H88V254H87ZM124 255H125V254H124ZM131 255H132V254H131ZM198 255H199V254H198ZM225 255H224V257H226ZM241 255H242V254H241ZM255 255H256V254H255ZM257 255H258V254H257ZM12 256H13V255H12ZM21 256H23V255L21 254ZM41 256H42V255H41ZM56 256H57V255H56ZM59 256H60V255H59ZM85 256H86V255H84V257H85ZM93 256H94V255H93ZM107 256H108V254H107ZM126 256H127V255H126ZM136 256H137V255H136ZM141 256H142V255H141ZM219 256H220V255H219ZM258 256H259V255H258ZM258 256H257V258H258ZM263 256H264V255H263ZM24 257H25V256H24ZM42 257H43V256H42ZM49 257H51V255L48 256V258H49ZM53 257H54V256H53ZM69 257H70V256H69ZM71 257H72V256H71ZM73 257H74V256H73ZM76 257H77V256H76ZM82 257H83V256H82ZM86 257H87V256H86ZM88 257H89V255H88ZM96 257H98V256H96ZM96 257H94V259H96ZM117 257H118V255H117ZM132 257H133V259L135 258V256H133V255H132ZM132 257L129 256L128 258L130 259V258H132ZM144 257H145V256H144ZM144 257L142 256L141 259L144 258ZM179 257H180V256H179ZM182 257H183V254H182ZM217 257H218V256H217ZM228 257H227V258H228ZM19 258H20V257H19ZM28 258H29V257H28ZM74 258H75V257H74ZM74 258H73V259H74ZM90 258H91V257H90ZM98 258H99V257H98ZM103 258H104V257H103ZM110 258H111V257H110ZM110 258H109V259H110ZM128 258H126L127 261H128ZM180 258H181V257H180ZM215 258H216V255H215ZM220 258H221V257H220ZM236 258H238V257H236ZM240 258H241V257H240ZM7 259L11 261L12 258H11V259L7 258ZM15 259H16V258H15ZM23 259H24V258H23ZM64 259H65V257H64ZM67 259H68V258H67ZM77 259H78V258H77ZM77 259H76V260H77ZM109 259H105V260H106L105 262L107 263V260H109ZM112 259H113V257H112ZM112 259H111V260H112ZM114 259H115V258H114ZM136 259H137V258H136ZM141 259H140L139 261H141ZM147 259H148V258H147ZM164 259H167V257H164ZM216 259H217V258H216ZM218 259H219V258H218ZM218 259H217V260H218ZM241 259H242V258H241ZM252 259H254V258H252ZM24 260H25V259H24ZM31 260H32V257H31ZM31 260L29 259V261H31ZM46 260H47V259H46ZM70 260H71V259H70ZM76 260H75V261H76ZM79 260H80V259H79ZM82 260H84V259H82ZM86 260H87V259H86ZM86 260H85V262H86ZM99 260H103V259L100 257ZM115 260H116V259H115ZM122 260H123V258H122ZM144 260H145V259H144ZM144 260H143V261H144ZM150 260H151V259H150ZM172 260H173V259H172ZM183 260H184V258H183ZM238 260H239V259H238ZM256 260H261V257H260V259L258 258V259H256ZM256 260L254 259V261H256ZM12 261H15V260H12ZM20 261H21V259L19 260V262H20ZM67 261H68V260H67ZM77 261H78V260H77ZM90 261H92V259H91ZM90 261H89V262H90ZM95 261H96V260H95ZM129 261H130V260H129ZM131 261H132V259H131ZM133 261H135V260H133ZM133 261H132V262H133ZM139 261H137V262L135 261V262L138 263ZM143 261H142V262H143ZM145 261H146V260H145ZM220 261H221V260H220ZM224 261L226 262V258H225V259L222 258V262H221L220 264H223ZM229 261H231V260L229 259ZM232 261H233V260H232ZM235 261H236V260H235ZM240 261H241V260H240ZM262 261H264V258H263ZM262 261H261V262H262ZM19 262H18V263H19ZM33 262H35V261H32L31 264H32ZM60 262H61V261H60ZM63 262H64V261H63ZM63 262H62V263H63ZM65 262H66V259H65ZM78 262H80V261H78ZM102 262H103V261H102ZM124 262H125V261H124ZM135 262H133V264H135ZM213 262H215V261H213ZM238 262H239V261H238ZM258 262H259V261H258ZM5 263H6V261H5ZM21 263H23V262H21ZM35 263H36V262H35ZM62 263H61V264H62ZM73 263H74V262H73ZM73 263H72V264H73ZM86 263H88V260H87ZM96 263H97V262H96ZM100 263H101V262H100ZM103 263H104V262H103ZM113 263H114V261H113ZM144 263H145V262H144ZM176 263H177V262H176ZM217 263H218V262H217ZM226 263H227V262H226ZM226 263H225V264H226ZM253 263H254V262H253ZM256 263H257V262H256ZM3 264H4V263H3ZM6 264H7V263H6ZM11 264H12V263H11ZM25 264H27V263L25 262ZM49 264H50V263H49ZM52 264H53V263H52ZM68 264H70V263H68ZM76 264H77V263H76ZM82 264H83V263H82ZM84 264H85V263H84ZM91 264H92V263H91ZM98 264H99V263H98ZM101 264H102V263H101ZM126 264H130V263H129V262H128V263L126 262ZM178 264H179V263H178ZM218 264H219V263H218ZM228 264H230V262H229ZM231 264H232V263H231ZM238 264H239V263H238ZM244 264H245V262H244ZM261 264H262V263H261Z\"/></svg>", "mask_w": 264, "mask_h": 264}]
</instances>
